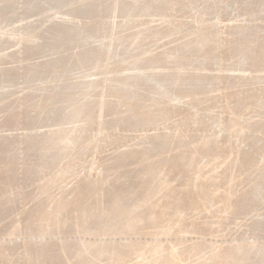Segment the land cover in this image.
Masks as SVG:
<instances>
[{
	"label": "rangeland",
	"instance_id": "374dc122",
	"mask_svg": "<svg viewBox=\"0 0 264 264\" xmlns=\"http://www.w3.org/2000/svg\"><path fill=\"white\" fill-rule=\"evenodd\" d=\"M21 0H7V1H5V0H3V2H2V0H0V8L2 7V9L0 10L1 12H0V84H1V90H0V137H2V138H0V168L2 169H0V252H1V254H0V264L2 263V264H7V258L9 257L10 258V262H11V259H12V262L14 261V263L16 262L17 264H21V263H24L25 261H26V259H27V257L28 256H26V254H28L30 251H34V250H37V254H36V256L38 255L39 257H40V262L43 264V263H45V264H84L86 261L84 260V258H86V256L85 257H82L81 255H79L80 253H79V250H80V240L82 239V237H83V235L82 234H80V233H76V231H74L77 227H78V224H79V222L81 221V219H82V214H81V212H80V205H78L80 202H77L76 204H75V206L76 207H73V206H71L70 207V209L66 212V213H64V215H63V217L61 218V221L62 222H60L58 225H66V226H64L62 229H61V231H60V233H59V230L57 229V230H53V229H55V225H54V223H52L51 225H49V226H46V225H44L43 224V222H42V220H41V218H42V216L44 215V212H45V207H47L48 206V203L51 201V199L52 198H56V199H62V198H67V199H71V198H73L75 195V198L74 199H72L73 201H77L76 199H78V197H79V195H80V192L82 191L81 189H83V187H84V189L83 190H90V189H93V190H95V193L96 192H100V194H102V199H101V201H99V202H97V197H95V196H93L91 199H87V201H85L84 203L88 206V205H90V207L91 208H93V209H95L97 206H98V204L99 205H103V206H106V205H109V203L115 198V199H120L119 201H118V207L117 208H120L121 210L123 209V210H125V209H127L128 207H130V205H132V204H135V203H137V202H140L141 200H144V198H147L148 196H150V195H148V193L149 192H152L155 188L153 187V186H155L156 184H158L159 183V194H164V193H167V192H170L169 191V189H170V187H171V185H170V182L172 183V186H174V190L176 191V190H179L181 187H182V185L185 183V182H188V181H186L189 177V175L190 174H192V173H194L195 172V169L196 168H201L202 170V175L200 176L199 174H198V176H200L199 177V179H198V181H196L197 183H191L190 185H188L186 188L184 187L181 191H183V192H186L187 193V195L189 194V196H190V194L191 195H194V193H192L193 191H194V189H195V187L197 186V184H198V186H197V188H196V190H198L197 192H201L200 194H201V196H202V194L205 196V193H206V191H208V189H209V186H210V184H209V181L210 180H206L208 177H209V175H213V176H218L217 177V179H215V180H212L211 182V184H213V190H215L216 191V193H215V195H214V197L215 198H217V200L214 202V201H212V204H214V205H210L211 204V202H208L207 204L208 205H206L205 207H202V208H199V209H189L188 210V208H187V210H180L179 211V213L177 214L176 213V211L174 212V213H176V219H175V224L176 223H180V221H179V219H180V217L181 216H183V218H182V222L184 223H181V227L179 226L178 228H176L175 230H174V228H173V226L171 225V223H170V219H169V222H167V223H165V225H164V227H162V228H160L159 230V234H158V236L156 237L157 238V243L155 242V253H157L156 255H157V260H158V262L161 264L162 262H164L166 259H165V255L166 254H168L169 252H170V250H171V245L172 244H174V243H178V242H183V244L181 243V245L179 244L178 246H177V249H181V250H179V255H181V253H182V251H184V254L186 255V259L188 258V263L189 264H194L193 262L195 261V264H213V262H215V264H263L264 263V184H263V181H264V174L263 173H261V170L262 171H264V159H263V157H264V140H263V138H264V113H262V112H264V109L262 110V108L258 111V109L256 108H254V106L257 104V102H258V104L260 103V102H262L263 101V99H264V79H263V77H264V26H263V24H264V0H255L254 2L252 1V0H249V3L251 4L250 5V7H249V3H247L248 2V0H217V2L216 1H214V0H202V1H200V3H199V0H173V2L171 1L170 2V0H118V2H117V0H101V1H99V0H97V5H96V0H90V1H92V2H90L89 0H86V2H84L83 0H77V2H76V0H42V1H44L43 3H40V2H42L41 0H36V2H35V0L33 1H31V0H27V1H25V0H22L21 2H20ZM25 3H24V2ZM29 1H30V3H29ZM38 1V2H37ZM45 1H48L47 3L45 2ZM57 1H59V2H57ZM72 1H74L73 3H70V2H72ZM87 1H88V3H87ZM110 1H112V3L114 4H112V3H109ZM169 1V2H168ZM189 1V2H188ZM191 1H192V4H191ZM198 1V2H197ZM219 1V2H218ZM227 1V3H228V5H227V3H225ZM232 1V2H231ZM261 1H263V2H261ZM2 2V3H1ZM8 2V3H7ZM10 2H12V3H10ZM17 2H20V3H17ZM33 2V3H32ZM52 2V5H50V3ZM54 2V3H53ZM62 2V3H61ZM71 4H69V3ZM95 2V3H94ZM99 2V3H98ZM120 2V3H119ZM122 2V3H121ZM131 2H133L132 4H130ZM153 2H154V4H153ZM157 2V3H156ZM167 2H168V5H167ZM211 2H213V3H211ZM214 2H216V3H214ZM224 4H222V3ZM245 2V3H244ZM252 2V3H251ZM256 2H257V4H256ZM10 3V4H9ZM26 3H28V4H26ZM37 3H39L40 5H39V7H38V4ZM76 3V4H75ZM80 3V4H79ZM82 3V4H81ZM83 3H84V5H83ZM94 5V7H93V5ZM102 3V4H101ZM148 3H150V4H148ZM189 3V4H188ZM198 3V4H197ZM211 3V4H210ZM9 5V6H6V7H4V5ZM12 4H14V5H12ZM23 4H25V6L23 5ZM32 4H33V6L36 8V9H38V8H40L39 9V11L37 10V11H35L36 9L35 8H33V6H32ZM46 6H45V5ZM55 4H57V5H55ZM60 4V5H59ZM64 5L65 7H61L60 8V6H62V5ZM87 4H89V5H87ZM91 4V5H90ZM105 4V6H104V8H102L103 7V5ZM109 4H111V5H113V6H111V5H109ZM117 4V5H116ZM134 4H136V5H134ZM140 4H141V6H140ZM143 4V5H142ZM162 4V5H161ZM166 4V5H165ZM176 6H175V5ZM221 5V7H220V5ZM232 4V5H231ZM2 5V6H1ZM16 5H19L18 7H16ZM31 5V6H30ZM41 5H43V7L41 6ZM48 5V6H47ZM51 6V8H50V6ZM55 5V6H54ZM70 7V11L68 10L69 9V7ZM75 5H77V6H75ZM78 5H81V6H79L78 7ZM86 5V6H85ZM151 5L152 6H154V7H151ZM160 5H161V7H160ZM173 5V6H172ZM204 5H206V6H204ZM207 5L209 6V7H207ZM215 5H217V6H215ZM218 5H219V7H220V9H219V7H218ZM237 5H238V7H237ZM244 5H245V7H244ZM257 5V6H256ZM13 6V7H12ZM20 6H22V7H20ZM25 8H24V7ZM26 6H27V8H29V9H27L26 8ZM54 6V7H53ZM89 11H86V9L84 8V7ZM92 6V7H91ZM98 6V8L96 9V7ZM102 6V7H101ZM162 6H163V8H162ZM192 6V7H191ZM194 6V7H193ZM198 6H199V8H198ZM213 8H212V7ZM224 6H226L225 7V9H227V10H225V9H223L224 8ZM16 7V8H15ZM32 7V8H31ZM48 7H49V9H48ZM57 7H58V9H61V10H58L57 9ZM66 7H67V9H66ZM72 7V8H71ZM76 7H77V10H76ZM83 7V8H82ZM112 7V8H111ZM121 7V8H120ZM125 9H124V8ZM132 7V8H131ZM156 7L158 8H161V9H156ZM165 7V8H164ZM173 7V8H172ZM175 7V8H174ZM176 7H178V8H176ZM180 7V8H179ZM184 7H186V8H184ZM207 9H206V8ZM218 7V8H217ZM230 7V8H229ZM232 7V8H231ZM235 9H234V8ZM247 7V8H246ZM252 7V9H250ZM15 8V9H14ZM25 11L26 9V15L24 14V12H23V10ZM42 8V9H41ZM54 8H56V9H54ZM75 8V9H74ZM89 8V9H88ZM92 8H93V10H92ZM117 8H120V9H117V11H116V9ZM154 8V9H153ZM172 8V9H171ZM193 8H194V10H193ZM195 8H198V10L197 9H195ZM211 8V9H210ZM263 8V9H262ZM18 9L21 11V13H20V11L18 12ZM33 10L34 12H32V11H29V10ZM44 9V10H43ZM45 9H46V11H45ZM48 9V10H47ZM50 9L52 10V11H50ZM85 9V10H84ZM104 9V10H103ZM143 9H144V12H143ZM148 9H150V11L148 10ZM175 9H177V10H175ZM206 9V10H205ZM214 9H216V10H214ZM218 9H219V12H216V11H218ZM230 9V10H229ZM231 9H232V11H231ZM245 9H246V11H245ZM248 9H250V10H248ZM259 9V10H258ZM262 9V10H261ZM7 10V11H6ZM16 12H15V11ZM41 10V11H40ZM43 10V11H42ZM67 10V11H66ZM72 10H74V11H72ZM79 10H81V12L79 11ZM93 12H91V11ZM102 10H103V12H102ZM106 10H108V12L106 11ZM110 10V11H109ZM123 10H125V11H123ZM133 10V11H132ZM141 10H142V12H141ZM147 10V11H146ZM154 12H153V11ZM159 12H158V11ZM165 11L166 12V14H165V12H163V11ZM170 10V11H169ZM173 10H175V11H173ZM204 10V11H203ZM210 12H209V11ZM212 10V11H211ZM214 10V11H213ZM221 10H225L224 12H229V13H227L226 12V14H228V15H225L224 13H222V11ZM236 10H238V11H236ZM242 10V11H241ZM56 11V12H55ZM69 11V12H68ZM79 13H78V12ZM86 11V12H85ZM94 11L96 12V13H94ZM181 11V12H180ZM183 11H184V13H183ZM196 11V12H195ZM198 11V12H197ZM240 11V12H239ZM245 11V12H244ZM252 13H251V12ZM6 12V13H5ZM18 12V13H17ZM29 14H31V15H29ZM35 12H37V13H39V14H36ZM41 12V13H40ZM43 12H44V14H43ZM60 12H61V17H60V15H57V14H60ZM71 12H72V14H71ZM91 12V13H90ZM106 14H105V13ZM141 12V13H140ZM148 12V13H147ZM149 12H150V14L151 15H149ZM163 12V13H162ZM171 14H170V13ZM178 12V13H177ZM193 12V13H192ZM208 13V15H207V13ZM230 12H232V13H230ZM243 12V13H242ZM257 12V13H256ZM262 14H261V13ZM15 13H17V14H15ZM33 13V14H32ZM65 13L67 14V15H65ZM77 13V14H76ZM87 13H89V14H87ZM98 13V14H97ZM111 13V14H110ZM127 13H130V14H132V13H134V15L136 16V17H134V15L132 14V15H127ZM143 13H144V15H143ZM157 15L158 14V17L155 15V14ZM161 13V14H160ZM169 13V14H168ZM175 13V14H174ZM216 13H217V15H216ZM237 13V14H236ZM240 13V14H239ZM245 13V14H244ZM248 13H249V16H248ZM254 13V14H253ZM8 14H10V15H8ZM19 14V15H18ZM69 14H71V15H69ZM82 14V15H81ZM116 14V15H115ZM119 14H121V15H119ZM125 14V15H124ZM142 14V15H141ZM178 14V15H177ZM181 14V15H180ZM191 16H190V15ZM214 16H213V15ZM221 15V16H219V15ZM231 14H233L232 16H231ZM235 14V15H234ZM253 14V15H252ZM259 14V15H258ZM4 15V16H3ZM7 15V16H6ZM13 15H15V16H13ZM24 15H25V17H24ZM39 15V16H38ZM44 15H45V17H47V18H45L44 17ZM52 15V16H51ZM65 15V16H64ZM73 15V16H72ZM77 15H80V16H77ZM91 15V16H90ZM102 15V16H101ZM115 15V16H114ZM137 15H139L138 17H137ZM149 15V16H148ZM159 15H161V16H159ZM177 17H176V16ZM198 15H200V16H198V18H200L199 19V21L198 20H196V19H198L197 18V16ZM204 15L207 17H209V18H206V17H204ZM236 15H238L240 18H238V16H236ZM248 17H251V18H248ZM17 16H18V18H17ZM31 16V17H30ZM50 16V21H48L49 20V17ZM56 16H58L57 18H56ZM68 16V17H67ZM71 16H72V18H71ZM77 16V17H76ZM82 16V17H81ZM85 16H87V17H85ZM89 16V17H88ZM98 16H99V18H98ZM114 16V17H113ZM120 16V17H119ZM129 16H132L131 18L129 17ZM143 16V17H142ZM186 16V17H185ZM190 16V17H189ZM194 16V17H193ZM196 16V17H195ZM202 16L205 18H202ZM211 16V17H210ZM228 16H230V17H228ZM243 16V17H242ZM5 17V18H4ZM10 17H12V18H10ZM22 17V18H21ZM30 17V18H29ZM52 17L54 18L53 20H52ZM117 17V18H116ZM124 17V19H122V18ZM151 17V18H150ZM156 17H157V19H156ZM169 17V18H168ZM173 17V18H172ZM176 17V18H175ZM217 17V18H216ZM227 17V18H226ZM7 18V19H6ZM64 18V20L65 21H63L62 19ZM70 18V19H69ZM78 18V19H77ZM82 18H84V19H82ZM87 18H89V19H87ZM103 18V19H102ZM107 18H108V20H107ZM110 18H112V19H110ZM116 18V19H115ZM128 18V19H127ZM133 18H134V21H133ZM136 18V19H135ZM147 18H149V19H147ZM152 18H155L156 20H158V21H156V20H154V19H152ZM161 18V19H160ZM185 20H184V19ZM195 18V19H194ZM211 18V19H210ZM213 18V19H212ZM222 18V19H221ZM225 18H226V20H225ZM241 18H243V19H241ZM248 18V19H247ZM253 18V19H252ZM3 19H4V21H3ZM12 19V20H11ZM15 19H17L16 21H15ZM20 19H21V21H20ZM31 19V20H30ZM34 19H36V20H34ZM47 19V20H46ZM60 19H61V21H60ZM67 19V20H66ZM80 19H82L81 21H80ZM86 19V20H85ZM110 19V20H109ZM138 19H140L139 20V22H138ZM141 19H143V20H145V21H143V20H141ZM152 19V20H151ZM159 19H160V22H159ZM168 19H170V20H168ZM174 19V22L173 23H171V21ZM231 19V20H230ZM244 19H245V21H244ZM249 19H251V21H252V23L250 22V20ZM259 19H261V20H259ZM34 20V21H33ZM45 20V21H44ZM55 20H56V22H57V24L55 23ZM70 20H72V21H70ZM77 20H79L78 21V23H77ZM87 20H89V21H87ZM98 20V21H97ZM107 20V21H106ZM121 20V21H120ZM122 20H127V22H128V24H127V22H124V21H122ZM132 20V21H131ZM149 22H148V21ZM180 20V21H179ZM188 21V23H186L187 21ZM219 20V21H218ZM242 20V21H241ZM259 20V21H258ZM262 20H263V22H262ZM11 21V22H10ZM40 21V22H39ZM52 21H54V22H52ZM67 21V22H66ZM71 23H69V22ZM92 21V22H91ZM97 21V22H96ZM106 21V22H105ZM112 21V22H111ZM140 21H143V22H140ZM147 21V22H146ZM155 23H154V22ZM163 21V22H162ZM167 21V22H166ZM189 21H191L190 23H189ZM193 21V22H192ZM196 21H198L199 22V24L196 22ZM201 21V22H200ZM204 21H207V23L206 22H204ZM210 21V22H209ZM224 21V22H223ZM225 21H227V22H225ZM248 21L251 23V25H250V23H248ZM254 21V22H253ZM4 22V23H3ZM10 22V23H9ZM25 22H27L26 24H25ZM34 22V23H33ZM50 22V23H49ZM62 22H65V23H62ZM86 22H90V23H86ZM94 22V23H93ZM107 22L109 23V24H107ZM120 22V23H119ZM133 23V25L131 24V23ZM139 23V24H137V23ZM203 22V23H202ZM239 22V23H238ZM245 25H247L248 27H246V26H244V24ZM259 22V23H258ZM262 22V23H261ZM30 23V24H29ZM58 23H60V25L58 24ZM66 23H68L67 25H66ZM75 25H74V24ZM79 23H81V26H80V24ZM85 23V24H84ZM103 23V24H102ZM111 23H113V24H111ZM116 23H118V24H116ZM122 23H123V25H122ZM145 23V24H144ZM151 23V24H150ZM153 23V24H152ZM164 23V24H163ZM166 23V24H165ZM170 23H171V25H170ZM176 23V24H175ZM182 23H184L183 25H182ZM185 23L187 24V25H185ZM194 25H196V24H198L199 26H202L201 28L198 26V25H196V26H194ZM208 23H209V25H208ZM214 23V24H213ZM249 25H248V24ZM254 23V27L252 26V24ZM260 23H261V25H260ZM5 24V25H4ZM40 24V25H39ZM42 24V25H41ZM46 24H47V26H46ZM54 24V25H53ZM63 24H64V26H66V28L63 26ZM70 24V26H69V28H67V26ZM88 25V27H87V25ZM89 24L91 25L90 27H89ZM116 24V25H115ZM125 24H127V27H126V25ZM144 26H143V25ZM150 24V26L148 27V25ZM154 24H156V25H154ZM167 24H168V26H167ZM174 24V25H173ZM181 24V25H180ZM207 24V25H206ZM229 24V25H228ZM240 24V25H239ZM242 24V25H241ZM255 24H257V25H255ZM27 25V26H26ZM74 25V26H73ZM79 25V26H78ZM109 25V26H108ZM119 25H121V26H119ZM135 25H136V27H135ZM164 25V27H162ZM175 25H176V27H175ZM179 25V26H178ZM194 26V27H192V26ZM205 25V26H204ZM220 25V26H219ZM18 26V27H17ZM20 26H22V27H24V28H21ZM30 27V29H33V30H31V31H29L30 29H29V27ZM33 26V28H31ZM50 26H51V28H50ZM52 26H53V28H52ZM55 26H62L61 28L60 27H58V28H55ZM75 26H77V27H79L80 29H78V28H76ZM108 26V27H107ZM111 26V27H110ZM117 26H118V28H117ZM130 26V29L132 30H129L128 29V27ZM134 28H133V27ZM139 26V27H138ZM154 26V27H153ZM159 27V28H156V27ZM174 26V27H173ZM188 26V27H187ZM191 26V27H190ZM214 26H216V28L214 27ZM229 26V27H228ZM232 26V27H231ZM238 26V27H237ZM240 26V27H239ZM243 26V27H242ZM250 26V27H249ZM256 26V27H255ZM17 27V28H16ZM43 27V28H42ZM64 27V28H63ZM88 29H86V28ZM105 27V28H104ZM114 27V28H113ZM121 27H123V28H121ZM146 27V28H145ZM153 27V28H152ZM163 29H162V28ZM166 27H168V28H166ZM173 27V28H172ZM197 27V28H196ZM213 27V28H212ZM219 27V28H218ZM226 27V28H225ZM233 27H235V28H233ZM252 27V28H251ZM3 28V29H2ZM11 28V29H10ZM16 28V29H15ZM20 28H21V30H20ZM39 28V29H38ZM60 28V30L62 29V30H64L63 32H59V29ZM73 28V29H72ZM97 28V29H96ZM101 28V29H100ZM102 28L104 29V31L105 30H108L109 28H111L112 29V32H111V30H109V31H106V32H108V34L106 33V32H103V31H101L102 32V35H101V32H100V30H102ZM121 28V29H120ZM134 30H133V29ZM136 28H137V32H136ZM140 28V29H139ZM171 30H170V29ZM183 28V29H182ZM186 28V29H185ZM215 28V29H214ZM217 28L219 29V30H217ZM232 28V29H231ZM238 28V29H237ZM242 28H244V29H242ZM250 28V32H248L249 30H247V29H249ZM256 28V31L254 30V29ZM46 29V30H45ZM50 29V30H49ZM57 29V30H56ZM67 29V30H66ZM72 29V30H71ZM117 29H118V31H117ZM126 29H128L127 31H123V30H126ZM160 29V30H159ZM165 29H166V31H165ZM169 29V30H168ZM173 29V30H172ZM187 29H188V31H187ZM212 29H214V30H212ZM227 29V30H226ZM229 29H230V31H229ZM234 29V30H233ZM235 29H237L236 31H238V33L235 31ZM241 29V30H240ZM24 30V31H23ZM27 32H26V31ZM43 30V31H42ZM55 30V31H54ZM66 30V31H65ZM76 30V31H75ZM82 30V32H80ZM86 30V31H85ZM145 30V31H144ZM148 30V31H147ZM150 30V31H149ZM182 30H183V32H182ZM192 30H195V31H192ZM199 30H201V31H199ZM208 30V31H207ZM218 32H217V31ZM222 30V31H221ZM225 30V31H224ZM233 32H232V31ZM254 30V31H253ZM259 30V31H258ZM262 30H263V32H262ZM4 31V32H3ZM17 31H19V32H17ZM21 31H23V32H21ZM33 31V32H32ZM40 31V32H39ZM50 31H53L52 33H56V35L55 34H52V33H50ZM74 31V32H73ZM93 31V32H92ZM98 31V32H97ZM115 31H117L116 32V34H115ZM121 31V32H120ZM135 32V36L133 35V33ZM152 31V32H151ZM180 31V32H179ZM198 33H197V32ZM211 31H213V34L211 33ZM241 31H243L242 33H241ZM253 31V33H251ZM258 31V32H257ZM40 34H39V33ZM58 32V33H57ZM110 32V33H109ZM119 32V33H118ZM124 33V36H123V33ZM133 32V33H132ZM142 32V33H141ZM146 32V33H145ZM151 32V33H150ZM153 32H155V33H153ZM160 32H162V34L160 33ZM175 32V33H174ZM177 32V33H176ZM185 32H187V33H185ZM200 32V33H199ZM207 34H205V33ZM226 32V33H225ZM234 32H236V36H234L235 35V33ZM263 33V34H261V33ZM18 33V34H17ZM35 35H34V34ZM43 33V34H42ZM91 35V33H92V35H91V37L88 35ZM106 33V34H105ZM132 33V34H131ZM139 33V34H138ZM166 33H168L169 34V36H168V34H166ZM171 33V34H170ZM215 33H217V34H215ZM224 33V34H223ZM244 33V34H243ZM255 33V34H254ZM5 34H7L6 36H4ZM11 34H13V35H11ZM41 35L42 34V37L41 36H38V38H37V35ZM47 34V35H46ZM51 35V37H50V35ZM66 34H67V37H66ZM93 34H94V37H93ZM100 34V35H99ZM110 34V35H109ZM118 34V35H117ZM125 34H126V36H125ZM148 34H149V36H148ZM156 34V35H155ZM161 36H160V35ZM179 34H181L180 36H184L183 37V40H181L182 38L179 36ZM184 34H186V35H184ZM190 34H192L193 36V38H195V39H193L192 37H191V35ZM204 34V35H203ZM212 34V35H211ZM229 34V35H228ZM233 36H232V35ZM240 34H241V36H240ZM253 34V35H252ZM257 34H258V37H257ZM18 35V36H17ZM21 35V36H20ZM27 35V36H26ZM52 35H54V36H52ZM69 35H71V36H69ZM87 35V36H86ZM99 35V36H98ZM106 35H107V38H106ZM113 35V36H112ZM115 35V36H114ZM120 35H122V37L120 36ZM136 35H137V37H138V39L136 40ZM154 35V37H156V38H154V37H150V36H153ZM174 35V36H173ZM178 35V36H177ZM190 35V36H189ZM194 35H195V37H194ZM199 35V36H198ZM211 35V36H210ZM216 35H217V37H216ZM221 35V36H220ZM224 35V36H223ZM228 35V36H227ZM244 35V36H243ZM246 35H248L247 37H245ZM252 35V36H251ZM262 35V36H261ZM7 36H8V38H7ZM23 36V37H22ZM25 36V37H24ZM34 36H36V39L35 38H33ZM48 36V37H47ZM59 36V37H58ZM63 36V37H62ZM78 36V37H77ZM101 36H103V37H101ZM110 36V37H109ZM117 36V37H116ZM128 36V37H127ZM146 36V37H145ZM158 36V37H157ZM163 36V37H162ZM165 36V37H164ZM177 36V37H176ZM202 36V37H201ZM212 36H214V37H212ZM230 36V37H229ZM253 36H255L256 38H258V40L255 38V37H253ZM19 37V38H18ZM28 37V38H27ZM32 37V38H31ZM41 37V38H40ZM44 37H47L46 38V41H43V39L45 40V38ZM56 37V38H55ZM61 37V39L60 40H58L59 38ZM65 37V38H64ZM72 37V38H71ZM83 37H85V38H83ZM99 37H101V38H99ZM127 37V38H126ZM133 37V38H132ZM171 38V39H169L168 40V38ZM190 38V39H188V38ZM198 37H200L199 39H198ZM206 37L208 38V39H206ZM219 37V38H218ZM228 39V40H226V38ZM231 37H233V38H231ZM240 37H242V39L240 38ZM243 37H244V39L246 38V40H244L243 39ZM11 40H10V39ZM25 38V39H24ZM30 38V39H29ZM58 38V39H57ZM68 40H70V43H69V41L67 42L66 40L67 39ZM71 38V39H70ZM77 38V39H76ZM91 38V39H90ZM106 39V40H104V39ZM110 38V39H109ZM116 39L117 41H115L114 39ZM145 38H146V40H145ZM149 38V39H148ZM153 38V41L151 42V39ZM164 38V39H163ZM173 38V39H172ZM181 38V39H180ZM204 40H203V39ZM214 39V42H215V44L213 43V39ZM229 38H230V40H229ZM249 38V39H248ZM252 38V39H251ZM255 38V39H254ZM5 39H6V41H5ZM24 39V40H23ZM40 41H39V40ZM56 39H57V41H56ZM65 39V40H64ZM76 39V40H75ZM78 39H79V41H78ZM80 39H82V40H80ZM95 39V40H94ZM101 39V40H100ZM119 39H123L124 40V42H123V40H122V42H121V40H119ZM129 39H130V41H129ZM132 39V40H131ZM140 39V40H139ZM142 39V40H141ZM162 39V40H161ZM178 39V40H177ZM223 39V40H222ZM233 39V40H232ZM3 40V41H2ZM33 40V41H32ZM34 40H36V41H34ZM50 40V41H49ZM62 40V41H61ZM72 40V41H71ZM86 40V41H85ZM90 40V42H88ZM111 42H110V41ZM128 40V41H127ZM134 40V41H133ZM148 40H150L149 42H148ZM158 40H160V41H158ZM168 40V41H167ZM171 40V41H170ZM187 40V41H186ZM190 40V41H189ZM192 40V41H191ZM194 40V41H193ZM198 40V41H197ZM200 40H202V41H200ZM210 40H211V42H210ZM217 40V41H216ZM234 40H236V41H238V42H236V41H234ZM241 40V41H240ZM244 40V42H243V44H242V41ZM13 41V42H12ZM29 41H31V42H29ZM39 41V42H38ZM43 43H42V42ZM49 41V42H48ZM54 41V42H53ZM59 41V42H58ZM66 43V45L64 44V42ZM81 41V42H80ZM92 41H94V42H92ZM105 41L106 42H108V43H105ZM137 41V42H136ZM147 41V42H146ZM157 41V42H156ZM165 43H163V42ZM166 41V42H165ZM207 41V42H206ZM228 42V44L230 43V41L232 42V43H230L229 45L227 44V42ZM241 43H240V42ZM246 41V42H245ZM247 41H249V42H247ZM252 41V42H251ZM254 41V42H253ZM4 42V43H3ZM37 42V43H36ZM46 42H47V44H46ZM62 42V43H61ZM72 42H74L73 44H72ZM82 42H84V43H82ZM100 42V43H99ZM113 42V43H112ZM131 42L133 43V44H137L138 45V47L140 46V45H142L143 47H137V45H133V44H131ZM134 42H136V43H134ZM145 42V43H144ZM156 44H155V43ZM173 42V43H172ZM179 42V43H178ZM190 42V43H189ZM200 42V43H199ZM204 42V43H203ZM210 44H209V43ZM237 44H236V43ZM252 43V45H251V43ZM21 43H23V44H21ZM24 43H25V45H24ZM42 43V44H41ZM49 43V44H48ZM71 44V45H69V44ZM78 43H81V45L80 44H78ZM94 44V43H96V44H94L95 46H92V44ZM120 43H122V44H120ZM125 43H127V44H125ZM130 43V44H129ZM143 43V44H142ZM148 43V44H147ZM151 43H153V44H151ZM161 43V44H160ZM172 43V44H171ZM183 43V44H182ZM190 45H189V44ZM193 43V44H192ZM197 43H198V45H197ZM203 43V44H202ZM206 43H207V45H206ZM224 43H225V45L226 46H224ZM240 43V44H239ZM247 43V44H246ZM248 43L250 44V45H248ZM260 43V44H259ZM16 44V45H15ZM19 44V45H18ZM28 44V45H27ZM30 44V45H29ZM39 44V45H38ZM44 44V46L42 47V45ZM56 44H59V46L62 44V45H64V46H61V47H57V45ZM75 44V45H74ZM84 44V45H83ZM86 44H87V46H86ZM91 44V48H89V46L88 45H90ZM104 44V45H103ZM110 44V45H109ZM117 44V45H116ZM129 44V45H128ZM146 44H147V46H146ZM160 44V45H159ZM178 44V45H177ZM195 44V45H194ZM202 44V45H201ZM206 46H205V45ZM213 44V45H212ZM217 44V45H216ZM223 44V45H222ZM243 45V47H242V45ZM246 44V45H245ZM15 45V46H14ZM36 45V46H35ZM46 45H48V47H49V45H50V47L51 48H48ZM51 45H53V47L51 46ZM73 45V46H72ZM77 45V46H76ZM78 45H79V47H78ZM105 45H107V46H105ZM113 45H114V47L116 48V50H114L115 48L113 47ZM131 45L133 46V47H131ZM145 45V46H144ZM150 45H152V46H150ZM156 45V46H155ZM200 45H201V47H200ZM231 45V46H230ZM236 45H237V47H236ZM239 45V46H238ZM241 45V46H240ZM24 46V47H23ZM28 46V47H27ZM34 46V47H33ZM56 46V47H55ZM65 46L66 47H68V48H71V49H69L68 50V48L66 49L65 48ZM76 47V50H74L75 49V47ZM84 46H86V47H84ZM105 46V47H104ZM110 46V47H109ZM124 48H123V47ZM127 46H128V48H127ZM135 46V47H134ZM167 46H170L171 48H173V49H171L170 47L169 48H166ZM175 46V47H174ZM177 46V47H176ZM181 46V47H180ZM189 46V48L187 49V47ZM199 47V48H201V49H199V48H196V47ZM208 46V47H207ZM230 46V47H229ZM248 46H250V47H248ZM259 46V47H258ZM22 47V48H21ZM33 47V48H35V49H33L32 48V50H31V48ZM38 47H40V49L38 48ZM42 47V48H41ZM45 47V48H44ZM82 47H84V48H82ZM94 47V48H93ZM111 47H113L114 49H112ZM129 47H131V48H135V50L134 49H131V48H129ZM145 47V48H144ZM155 47V48H154ZM158 49H157V48ZM191 47V48H190ZM210 47V48H209ZM234 47V48H233ZM254 47V48H253ZM19 48H21V49H19ZM29 48H30V50H29ZM79 48V49H78ZM88 50H87V49ZM92 48H93V51H92ZM100 48H101V50H100ZM107 48V49H106ZM117 48H121V49H118V54L119 55H121L120 57L119 56H116V55H118V54H116L115 55V53H117V52H115V51H117ZM123 48V49H122ZM149 48H151V49H149ZM152 48H154V50L152 49ZM165 48V49H164ZM180 48V49H179ZM186 48V49H185ZM212 48H214V49H212ZM225 50H224V49ZM229 48V49H228ZM240 48V49H239ZM14 49H15V51H14ZM38 49V50H37ZM43 49V50H42ZM50 49V50H49ZM65 49V50H64ZM86 49V50H85ZM110 49H111V51H110ZM126 49V50H125ZM131 49V51H129L128 52V50H130ZM141 49V50H140ZM144 49V50H143ZM150 51H149V50ZM163 49V50H162ZM168 49V50H167ZM206 49V50H205ZM232 49V51H230ZM242 49V50H241ZM17 50V51H16ZM21 50V51H20ZM41 50V51H40ZM46 50V51H45ZM48 50V51H47ZM54 50V51H53ZM55 50H56V52H57V54H55L54 52H55ZM58 50V51H57ZM60 50V51H59ZM67 50H68V52H67ZM73 50V51H72ZM79 52H78V51ZM81 50V51H80ZM86 51V53H85V51ZM102 50H104V51H102ZM107 50H109V51H107ZM120 50V51H119ZM124 51H126V52H124V55H125V58L123 57V52ZM156 50H159V51H157L156 52ZM166 50V51H165ZM177 50V51H176ZM189 50V51H188ZM192 50H194L193 52H192ZM200 50V51H199ZM211 50V51H210ZM218 50V51H217ZM235 52H234V51ZM252 50H253V52H252ZM257 50H259V51H257ZM263 50V51H262ZM33 51H35V52H33ZM53 51V52H52ZM62 51V52H61ZM64 51H66V52H64ZM71 51H72V54L74 55V56H76L77 54V59L74 57V56H71ZM77 51V52H76ZM89 51V53H87ZM101 51H102V53H101ZM113 51V52H112ZM137 51V54L139 55H137L135 52ZM139 51V52H138ZM161 51V52H160ZM180 51V52H179ZM183 51V52H182ZM190 51L192 52V53H190ZM198 51V52H197ZM202 51V52H201ZM206 51H207V54H206ZM213 51V52H212ZM217 51V52H216ZM225 51V52H224ZM246 51V53H244ZM263 53H262V52ZM29 52V53H28ZM31 52H33L34 54H36L35 56L33 55V53L32 54H30ZM37 52H38V54H37ZM46 54H45V53ZM66 53V54H64V53ZM69 52H70V54H69ZM82 52H83V54H82ZM92 52V53H91ZM101 54H100V53ZM104 52V53H103ZM106 52V53H105ZM140 52H142L141 54H140ZM145 52H147L146 54H143V53H145ZM160 52V53H159ZM172 52V53H171ZM177 52H179V53H177ZM190 54H189V53ZM219 52V53H218ZM222 52V53H221ZM226 52H227V54H226ZM228 52H231V53H228ZM238 54H237V53ZM8 53H9V55H8ZM13 53H14V55H13ZM51 53V54H50ZM77 53V54H76ZM99 53V54H98ZM114 53V54H113ZM130 53H131V55L133 56H130ZM165 53H167L168 54V56H167V54H165ZM174 53H175V55L177 56H174ZM183 53H185V55L183 54ZM187 53V54H186ZM196 53V54H195ZM221 53V54H220ZM224 53V54H223ZM240 53H241V58H240ZM243 53V54H242ZM263 55H262V54ZM23 54V55H22ZM24 54H25V57H24ZM54 54L55 55H57L58 57L60 56V55H63V56H60L59 58L57 57V56H55L54 57ZM79 54H81V56L79 55ZM93 54H94V56H93ZM102 54L104 55V56H102ZM109 54V55H108ZM135 54V55H134ZM155 54V55H154ZM197 54H201V55H197ZM210 54V55H209ZM230 54V55H229ZM235 54H237V56H235ZM255 54V55H254ZM260 54V55H259ZM20 55V56H19ZM26 55H27V58H26ZM39 55V56H38ZM42 55H44V56H42ZM46 55H48V57L46 56ZM50 55L52 56L53 55V57H54V59L52 58V57H50ZM87 57H86V56ZM89 55V56H88ZM91 55V56H90ZM111 55V56H110ZM129 55V56H128ZM146 55V56H145ZM164 55H166V56H164ZM171 55H173V56H171ZM187 55V56H186ZM196 55V56H195ZM220 55V56H219ZM225 55V56H224ZM229 55V56H228ZM239 55V56H238ZM244 55V56H243ZM261 57V60H259L260 58L258 57ZM13 56H14V58H13ZM38 56V57H37ZM45 56L47 57V59L45 58ZM65 56V57H64ZM69 56V57H68ZM99 56H100V58H99ZM109 56V57H108ZM127 56V57H126ZM136 56V57H135ZM142 56H144V57H141ZM160 56V57H159ZM162 56V57H161ZM180 56V57H179ZM194 56H195V59H193L194 58ZM202 56V57H201ZM224 56V57H223ZM22 57V58H21ZM24 57V58H23ZM31 57V58H30ZM32 57H33V59H32ZM40 57V58H39ZM42 57V58H41ZM61 57L64 59H62L61 61H60V59H61ZM67 57V58H66ZM70 57H74V59L73 58H70ZM82 59H81V58ZM107 57H108V59H107ZM118 57V59L119 60H117V59H115V58H117ZM131 57V58H130ZM154 57V58H153ZM155 57H157L156 59H155ZM173 58V57H175V58H173V59H169V58ZM179 57V58H178ZM188 59H187V58ZM200 58V59H198V58ZM203 57H204V59H203ZM215 57V58H214ZM226 57H228L229 58V60H227V58ZM234 57V58H233ZM240 59H239V58ZM242 57H243V59H242ZM248 57V58H247ZM251 59H250V58ZM258 57V59H256ZM55 58H56V61H55V63H52V62H54V60H55ZM81 60H80V59ZM84 58V59H83ZM90 58V59H89ZM99 58V59H98ZM102 58V59H101ZM112 60H111V59ZM147 59V60H145V59ZM152 60H150V59ZM192 58V59H191ZM202 58V59H201ZM214 58V59H213ZM225 58V59H224ZM231 58H233V60L231 59ZM236 58V59H235ZM30 60V61H28V60ZM46 59V60H45ZM53 59V60H52ZM59 59V60H58ZM69 59V60H68ZM75 61H73V60ZM124 60V61H126L127 60V62H126V64H125V62L123 61V63L121 62L122 60ZM126 59V60H125ZM130 59V60H129ZM133 59V60H132ZM136 59V60H135ZM137 59H138V61H137ZM141 59V60H140ZM155 59V60H154ZM168 61H167V60ZM190 59H191V61H190ZM198 59V60H197ZM206 59V60H205ZM243 61H242V60ZM249 60V61H247V60ZM6 60V61H5ZM8 60V61H7ZM49 60H52V61H49ZM71 60H72V62H71ZM79 61V63H77V61ZM83 60V61H82ZM91 60V61H90ZM104 60H106V61H104ZM111 60V61H110ZM132 60V61H131ZM140 60V61H139ZM143 60V61H142ZM145 60V61H144ZM156 60H158V61H156ZM165 62H164V61ZM170 60V61H169ZM175 60H176V63H175ZM178 60V61H177ZM193 60V61H192ZM196 60V61H195ZM236 60V62H234ZM253 60H255L256 62H255V64L254 63H252V61ZM263 60V61H262ZM20 61H22V62H20ZM36 61V62H35ZM69 63H68V62ZM87 61H89V62H87ZM113 61V62H112ZM114 61L117 63V64H114L113 65V63H114ZM118 61V62H117ZM119 61L121 62V64H118L119 63ZM132 62V64H131V62ZM134 61H136V62H134ZM148 61V62H147ZM155 61H156V63L158 64H156L155 65ZM209 61V62H208ZM214 61V62H213ZM225 63H224V62ZM228 61V62H227ZM230 61V62H229ZM239 61V62H238ZM29 62V63H28ZM40 62V63H39ZM45 62V63H44ZM47 62H49V63H47ZM57 62V63H56ZM60 62V63H59ZM66 62V63H65ZM73 62H74V66L76 65L75 63H77L78 65H80V66H78V65H76V68L75 67H72L73 66ZM86 62H87V65H86ZM106 62V64H104ZM134 62V63H133ZM144 62H146V63H144ZM150 62H152V64H153V66L151 67L149 64H151ZM179 62V63H178ZM186 62V63H185ZM198 62V63H197ZM207 62V63H206ZM246 62V63H245ZM247 62H249L250 63V66L252 67V69H251V67L249 66V64L247 63ZM254 62V61H253ZM260 62V63H259ZM32 65H31V64ZM38 63V64H37ZM43 63V64H42ZM46 63H47V65H46ZM53 65H52V64ZM62 63H64V64H62ZM98 63L100 64V65H98ZM136 63H138L137 65H135ZM143 63V64H142ZM148 63V64H147ZM172 63V64H171ZM173 63H174V65H173ZM192 63V64H191ZM195 63V64H194ZM229 63H230V65H229ZM236 63V64H235ZM257 63H259V64H257ZM263 64V65H260V64ZM16 64V65H15ZM22 64V65H21ZM36 64V65H35ZM50 64V65H49ZM67 64V65H66ZM88 64H89V67H88ZM97 64V65H96ZM104 64V65H103ZM110 64V65H109ZM129 64H131V65H129ZM133 64H134V66H133ZM140 64H141V66H140ZM147 64V66H145ZM151 64V65H152ZM168 64V65H167ZM181 66H180V65ZM204 64V65H203ZM233 64V65H232ZM238 64V65H237ZM240 64V65H239ZM243 64V65H242ZM252 64H253V66H252ZM257 64V65H256ZM24 65V66H23ZM30 65V66H29ZM41 65H45V66H41ZM48 65H49V67H48ZM52 65V66H51ZM58 65H62V67H60V68H58L59 66ZM64 65V66H63ZM91 65H92V68H91ZM103 65V66H102ZM119 65V66H118ZM123 65V66H122ZM129 65V66H128ZM139 65V66H138ZM144 67H143V66ZM148 65H149V68H148ZM161 65V66H160ZM167 65V66H166ZM172 65V66H171ZM177 65V66H176ZM185 65H188V66H186L187 68H185L184 66ZM192 65H196V66H192ZM202 65V66H201ZM212 65V66H211ZM242 65V66H241ZM32 66V68L30 69V67ZM38 67L39 66V68H36L35 69V67ZM47 66V67H46ZM56 67V68H53V67ZM58 66V67H57ZM67 66H68V70H66V71H68V72H66L64 69H66L67 68ZM85 66V67H84ZM99 68H98V67ZM108 67V69L109 68H111V69H107V67ZM114 66V67H113ZM122 68H121V67ZM125 66V69L123 68ZM126 66H128V67H126ZM133 66V67H132ZM155 66H157V67H155ZM176 68H174V67ZM179 66V67H178ZM202 68H201V67ZM203 66H209V69L206 67L205 69H204V67ZM5 67V68H4ZM26 67V68H25ZM64 67V68H63ZM66 67V68H65ZM72 67V68H71ZM84 67V68H83ZM90 68V69H88V68ZM97 67V68H96ZM114 68V70L112 71V69ZM116 67V68H115ZM161 68L160 69V71L161 70H164V72L166 73V76H165V73L162 71V72H159L158 70H159V68ZM167 67V68H166ZM173 67V68H172ZM197 67V68H196ZM211 67V68H210ZM217 67V68H216ZM225 67V68H224ZM229 67V68H228ZM242 67V68H241ZM246 67V68H245ZM258 67V68H257ZM10 68V69H9ZM30 70H29V69ZM52 68V69H51ZM81 68V69H80ZM82 68H83V70L86 68V70H82ZM102 70H101V69ZM120 68V69H119ZM144 68V69H143ZM146 68H148V69H146ZM157 68H158V70H157ZM165 68V69H164ZM170 68V69H169ZM187 69V71L185 70V69ZM213 68H215V72H214V70H213ZM219 68V69H218ZM231 68V69H230ZM28 69V70H27ZM33 69L35 70V71H33ZM38 69V70H37ZM42 69V70H41ZM50 69V70H49ZM61 71H60V70ZM72 69V70H71ZM74 69V70H73ZM76 69V70H75ZM78 69V70H77ZM99 69V70H98ZM106 69V70H105ZM118 70L117 72H116V70ZM135 71L136 70V72L138 73L136 76L133 74V73H136V72H134L133 70ZM137 69H139V70H137ZM142 70V72L144 73H141L140 71ZM192 69V70H191ZM203 69V70H202ZM207 69V70H206ZM213 71H212V70ZM223 69V70H222ZM233 69V70H232ZM249 69H251V70H249ZM254 69V70H253ZM24 70V71H23ZM27 70V71H26ZM36 70H37V72H36ZM54 70H55V72H54ZM80 70V71H79ZM123 70V71H122ZM124 70H125V72H124ZM127 70V71H126ZM128 70H131L130 72L128 71ZM147 70V71H146ZM150 70H155L154 72L153 71H150ZM175 70H177L178 72H176ZM182 70H184V71H186V72H184V71H182ZM191 72H190V71ZM193 70H194V72H193ZM209 70V71H208ZM210 70H211V72H210ZM225 70V71H224ZM229 70V71H228ZM234 70H236V71H234ZM239 70V71H238ZM240 70H242V71H240ZM247 70V71H246ZM249 70V71H248ZM257 70V71H256ZM258 70H259V72H258ZM5 71V72H4ZM21 71V72H20ZM48 71H50L49 73H48ZM65 71V72H64ZM71 71V73L69 74V72ZM80 73V75H78L79 73ZM91 71V73H89L88 74V72H90ZM106 71V72H105ZM108 71H109V73H108ZM111 71V72H110ZM139 71V72H138ZM157 71V72H156ZM167 71V72H166ZM173 71H175L176 73H174ZM199 71V72H198ZM202 71V72H201ZM204 71V72H203ZM206 71V72H205ZM222 71H224V73H222ZM233 71L235 72V73H233ZM262 71V72H261ZM10 72V73H9ZM45 72H46V74H45ZM54 74H53V73ZM59 74H58V73ZM98 72V73H97ZM102 74H101V73ZM146 72L148 73L147 74V76H145L146 75ZM171 72V73H170ZM196 72H198V73H196ZM214 74H216V75H214ZM228 72V73H227ZM238 72H240V73H238ZM242 72V73H241ZM244 72V73H243ZM250 72V73H249ZM5 73V74H4ZM10 75H9V74ZM11 73H13V74H11ZM35 73V74H34ZM39 73V74H38ZM52 73V74H51ZM65 73H67V77H66V74ZM72 73H74L73 75H72ZM78 73V74H77ZM97 73V74H96ZM107 73V74H106ZM112 73V74H111ZM117 73V74H116ZM123 73V74H122ZM124 73H126V74H124ZM132 73V74H131ZM139 73H140V75H142L143 77L141 78V76L139 75ZM154 73V74H153ZM156 73V74H155ZM159 73V74H158ZM164 73V74H163ZM168 73V74H167ZM185 73V74H184ZM196 73V74H195ZM204 75V77H202V74ZM231 73H233V74H231ZM239 75H238V74ZM249 73V75H251L252 76V78L248 75V77H246L247 75H244V74H248ZM253 73V74H252ZM258 73H259V75H258ZM263 75H262V74ZM37 74H38V76H37ZM51 74V75H50ZM58 74V75H57ZM63 76H62V75ZM64 74H65V76H64ZM82 74H84V75H82ZM117 76H116V75ZM119 74V75H118ZM152 74V75H151ZM158 74V75H157ZM190 74H192L193 75V77H192V75L190 76ZM201 74V75H200ZM208 74L210 75V77H208ZM218 74H220V75H222V76H219ZM223 74H226V75H224L223 76ZM228 74H229V76L231 77V79H230V77L228 76ZM255 74V75H254ZM70 75H72V77L70 76ZM96 75V76H95ZM103 77V79H102V77ZM106 75H107V77H106ZM111 75V76H110ZM124 75L126 76V75H128V76H126L125 78H124ZM152 76V77H154L153 79H152V77H150V76ZM154 75V76H153ZM158 77H157V76ZM162 75V76H161ZM164 75V76H163ZM175 76V78H174V76ZM183 77H182V76ZM189 75V76H188ZM197 75V76H196ZM207 75V76H206ZM232 75H233V77H232ZM258 75V77H256ZM261 75V76H260ZM27 78V80H25V78ZM30 76V77H29ZM43 76V77H42ZM58 76V77H57ZM61 76V79H63V80H59L60 77ZM73 76H75V77H73ZM79 77V78H77V77ZM83 76H84V78H83ZM95 76V77H94ZM98 76L100 77V78H98ZM105 76V77H104ZM114 76V77H113ZM140 76V77H139ZM170 76V77H169ZM181 78H180V77ZM194 76H195V78H194ZM200 76V77H199ZM216 76V77H215ZM238 76H239V78L240 79H238ZM245 76V77H244ZM6 77L8 78V80L6 79ZM66 77V78H65ZM68 77H70L69 79H68ZM81 77V78H80ZM86 77H88V79L86 78ZM90 77V78H89ZM117 77V78H116ZM120 79H119V78ZM130 77V78H129ZM136 77H139V78H136ZM148 77V78H147ZM163 77V78H162ZM166 77V78H165ZM168 77V78H167ZM172 77V78H171ZM176 77H178V79L176 78ZM212 77H213V79H212ZM227 77H229V78H227ZM235 77V78H234ZM244 77V78H243ZM29 78V79H28ZM34 78V79H33ZM57 80L56 82H55V79ZM59 78V79H58ZM108 80H107V79ZM111 78H113L115 81H113V79H111ZM116 78V79H115ZM122 78H124V79H122ZM131 78H132V82L130 81L131 80ZM137 79V84H136V79ZM141 78V79H140ZM145 79V81L146 82H148V83H146L145 81H144V79ZM153 80V82H152V80ZM170 78H171V80L173 81H171L170 82ZM180 78V79H179ZM187 78V79H186ZM198 78V79H197ZM203 78H205V79H203ZM207 78H209V79H207ZM221 78V79H220ZM247 78H250L249 80H247ZM257 78H259V79H257ZM46 79V80H45ZM67 79H68V82H67ZM94 79H95V81H94ZM118 79V80H117ZM122 79V80H121ZM126 79V80H125ZM128 79V80H127ZM133 79H134V81H133ZM138 79H140V81L138 80ZM151 80L150 82L148 81V80ZM155 79V80H154ZM159 79L161 80L160 82H159ZM165 79V80H164ZM175 79V80H174ZM177 79V80H176ZM183 79V80H182ZM185 79V80H184ZM188 79H190V80H188ZM196 79V80H195ZM212 79V80H211ZM215 79V80H214ZM220 81H219V80ZM223 79V80H222ZM242 79V80H241ZM244 79V80H243ZM252 79V80H251ZM3 80V81H2ZM30 80V81H29ZM50 80V81H49ZM66 80V81H65ZM72 80H74L75 81V83H74V81H72ZM83 80V81H82ZM92 80H93V83H91L92 82ZM98 82H97V81ZM101 80V81H100ZM103 80V81H102ZM121 80V81H120ZM164 80V81H163ZM169 80V81H168ZM199 80V81H198ZM214 80V83L212 82ZM227 80H231V82H229V81H227ZM233 80V81H232ZM260 80V81H259ZM21 83H20V82ZM23 81V82H22ZM32 81V82H31ZM53 81H54V83H53ZM63 83H62V82ZM64 81L66 82V84L64 83ZM80 81V82H79ZM104 81H108V82H105L104 83ZM118 81V82H117ZM125 81L127 84H130V85H127L125 82L123 83V82ZM179 81V82H178ZM194 81V82H193ZM195 81H197V82H195ZM202 81V82H201ZM204 81V82H203ZM208 81V82H207ZM222 81H226V82H222ZM240 81V82H239ZM244 81V82H243ZM251 81V82H250ZM255 81V82H254ZM17 82V83H16ZM36 82V83H35ZM51 82V83H50ZM60 82H61V84H60ZM74 84H76V82H77V84L76 85H74ZM114 84H116V85H114ZM119 82H122V83H119ZM131 82V83H130ZM140 82H144V83H140ZM165 82V83H164ZM167 82V83H166ZM182 82V83H181ZM200 82V83H199ZM217 82V83H216ZM223 84H222V83ZM261 82V83H260ZM7 83H8V85H7ZM28 83V84H27ZM34 83V84H33ZM40 85H39V84ZM44 84V86H43V84ZM45 83H47V85H45ZM57 83V84H56ZM72 83V84H71ZM83 83V84H82ZM95 83H97V84H95ZM101 83V86H99L98 84H100ZM108 83V84H107ZM139 83V84H138ZM153 83H154V86H153ZM159 84L160 85V88H157V86L159 87V85H157V84ZM160 83H162L163 84V87H162V84H160ZM170 85H169V84ZM174 83V84H173ZM182 84V87H181V84ZM194 83V84H193ZM205 83V84H204ZM209 83V84H208ZM212 83V84H211ZM219 83H221V84H219ZM226 83V84H225ZM232 83V84H231ZM237 83H239V84H237ZM245 83V84H244ZM250 83V84H249ZM252 83V84H251ZM27 84V85H26ZM52 84H54V85H52ZM69 84V85H68ZM81 84V85H80ZM92 84H95V85H92ZM123 84H124V86H123ZM133 84V85H132ZM147 84V85H146ZM171 84H172V86H171ZM178 86H177V85ZM187 84H189L190 85V87H189V85H187ZM201 84L203 85V86H201ZM218 84V85H217ZM230 84V85H229ZM234 84V85H233ZM236 84V85H235ZM36 85V86H35ZM49 85H52V86H54V87H52V86H49ZM60 88H62V89H66L67 91H68V93H66L65 92V90H62L61 88H60V90H59V88L57 87V86ZM68 85V86H67ZM74 85V86H73ZM89 85H90V87H89ZM103 85V86H102ZM112 85H114V86H112ZM119 85V87H120V85H122L121 86V88L119 89V87H116V86H118ZM138 85H140V86H138ZM141 85H143L144 86V88H143V86H141ZM166 85V86H165ZM185 85H187L188 86V88L185 86ZM192 85V86H191ZM232 85V86H231ZM238 85V86H237ZM250 85H251V87H250ZM258 85V86H257ZM263 85V86H262ZM3 86V87H2ZM9 86V87H8ZM17 86H19V87H17ZM31 86V87H30ZM33 86V87H32ZM39 86V87H38ZM71 86L73 87V88H71ZM76 86V87H75ZM79 86V87H78ZM92 86V87H91ZM98 86V87H97ZM106 86H107V88H106ZM126 86H128V88L126 87ZM134 86L136 87L135 89H134ZM150 86V87H149ZM165 86V87H164ZM168 86V87H167ZM169 86H171V87H169ZM173 86H175V87H173ZM177 86V87H176ZM180 86V87H179ZM196 86H198V87H196ZM199 86H201V87H199ZM207 86V87H206ZM211 86V87H210ZM214 86V87H213ZM216 86V87H215ZM217 86H218V88H217ZM223 86V87H222ZM225 86H226V88H228V89H226L225 90ZM241 86V87H240ZM245 86V87H244ZM256 86H257V89H256ZM261 86V87H260ZM17 87V88H16ZM36 87H38V88H36ZM46 87V88H45ZM66 87V88H65ZM69 87V88H68ZM78 87V88H77ZM103 88V90H102V88ZM113 87H116V89L118 90V92H117V90L115 89L114 90V88ZM131 87V88H130ZM132 87H133V89H132ZM146 87V88H145ZM152 87H154V89L152 88ZM161 87H162V89H161ZM191 87H192V89H191ZM194 87V88H193ZM213 87V88H212ZM220 87V88H219ZM243 87V88H242ZM2 88H4V89H2ZM13 88V89H12ZM30 88V89H29ZM34 88H36V89H34ZM40 88V89H39ZM43 88V89H42ZM49 88V89H48ZM50 88H51V92H50ZM56 88H58V90L56 89ZM71 88V89H70ZM98 88V90H96ZM125 88V89H124ZM138 88H140V89H138ZM149 88V89H148ZM172 89V91H171V89ZM177 88V89H176ZM186 90H185V89ZM200 88V89H199ZM205 88V89H204ZM213 90H212V89ZM238 88H240V89H238ZM260 88V89H259ZM5 89H6V91H5ZM16 89V90H15ZM32 89H34V90H32ZM38 89V90H37ZM55 89V90H54ZM105 89H106V92L108 91V93H105L104 91H105ZM111 89V90H110ZM122 89V91H120ZM138 89V90H137ZM146 89V90H145ZM155 90V92L153 91V90ZM165 89V90H164ZM184 90V92H183V90ZM191 89V90H190ZM223 89V90H222ZM245 89V90H244ZM254 89H256V90H254ZM259 89V90H258ZM263 89V90H262ZM14 90V91H13ZM27 90H28V92H27ZM40 90V91H39ZM49 90V91H48ZM74 92H73V91ZM123 90H125V92L123 91ZM128 90H129V93H128ZM130 90H131V92H130ZM136 90H137V92H136ZM152 90V91H151ZM163 90V91H162ZM167 90H169L170 91V93H169V91H167ZM181 90V91H180ZM210 90V91H209ZM212 90V91H211ZM217 91V90H219L218 92H215V91ZM221 90V91H220ZM261 90V91H260ZM16 91V92H15ZM24 91V92H23ZM33 91H35V92H33ZM37 91V92H36ZM43 91V92H42ZM48 91V92H47ZM58 91V92H57ZM63 91V92H62ZM76 91V92H75ZM86 91V92H85ZM90 91V92H89ZM100 91H102L101 93H100ZM110 91H112L111 93H110ZM116 91V93L114 94L113 92H115ZM135 91V93H133ZM138 91H140V92H138ZM147 91V92H146ZM159 92V95L161 96L160 98L159 97H157L156 95H158V92ZM167 93H165V92ZM192 91H193V93H192ZM195 91V92H194ZM200 91H201V94H200ZM202 91L204 92V93H202ZM206 91H208V92H206ZM214 91V92H213ZM226 91V92H225ZM255 91V92H254ZM257 91H260V92H257ZM25 92H27V93H25ZM31 92V93H30ZM54 92H56V93H54ZM62 92V93H61ZM71 94H70V93ZM80 94H79V93ZM83 92V93H82ZM97 94H96V93ZM120 92V93H119ZM146 94H144V93ZM154 94H153V93ZM175 92H177V93H175ZM181 92V93H180ZM187 92H188V94H187ZM210 92V93H209ZM245 92V93H244ZM9 93V94H8ZM23 93H25V94H23ZM48 93V94H47ZM58 93H60L59 95H58ZM67 95H66V94ZM72 93H75V94H72ZM88 94L87 96H85L86 94ZM103 93H105V94H103ZM119 93V94H118ZM122 93V94H121ZM138 93H140L139 94V96L137 95ZM164 93V94H163ZM173 93V94H172ZM179 93H180V95H179ZM183 93H184V95H183ZM190 93H191V95H190ZM206 93V94H205ZM208 93V94H207ZM31 94H32V96H31ZM34 94V95H33ZM40 94H42V95H40ZM51 94V95H50ZM54 94V95H53ZM62 94V95H61ZM77 94H79V95H77ZM131 94V95H130ZM135 94V95H134ZM144 94V95H143ZM149 96H148V95ZM150 94H151V96H150ZM162 94V95H161ZM168 95V97H169V95H171L170 97H171V99H170V97L168 98V97H166V95ZM210 94V95H209ZM223 94V95H222ZM235 94V95H234ZM10 95V96H9ZM16 95V96H15ZM25 95V96H24ZM52 95H53V97H52ZM57 95V97H58V99L56 100V98L57 97H55ZM71 95V96H70ZM73 95V96H72ZM76 97H75V96ZM83 97H82V96ZM94 95V96H93ZM104 95V96H103ZM114 95V96H113ZM124 95V96H123ZM131 97H130V96ZM153 95H155V96H153ZM178 95H179V97H178ZM194 95V96H193ZM206 95V96H205ZM214 95V96H213ZM218 95V96H217ZM221 95V96H220ZM227 97H226V96ZM247 95H250L251 97L249 98ZM263 95V96H262ZM33 96H34V98H33ZM47 96H50V97H47ZM67 98H66V97ZM78 96H81V97H78ZM85 96V97H84ZM100 96V97H99ZM108 96V97H107ZM120 96H123V97H126L127 99H128V97L129 98H131V104H133L132 106L134 107V109L133 110H130V109H128V107L126 106V105H122V104H119L120 102H118V99H119V97ZM142 96V97H141ZM199 96H201V97H199ZM209 96V97H208ZM234 96H235V98H234ZM241 96V97H240ZM244 96H246V97H244ZM261 96H262V98H261ZM25 97V98H24ZM31 97V98H30ZM41 97L44 99H42L41 100ZM45 97V98H44ZM61 97V98H60ZM63 97V98H62ZM69 97V98H68ZM74 97H75V99H76V101H75V99H74ZM87 97V98H86ZM99 97V98H98ZM104 98L105 99V101H106V105L104 106V108H103V110H102V113L99 111L100 110V106H98V103L100 102V98ZM133 97V98H132ZM137 97V98H136ZM148 97H150V99L148 98ZM164 97V98H163ZM191 97H193V98H191ZM196 97V98H195ZM216 97H217V99H216ZM220 97H222V98H220ZM232 97V98H231ZM237 97H239V98H237ZM260 97V98H259ZM23 98V99H22ZM27 98V99H26ZM53 98V99H52ZM55 98V99H54ZM62 100V102H58L59 104H57V101H61L60 99ZM74 100H73V99ZM93 98H94V100H93ZM109 98V99H108ZM113 98H115V99H113ZM139 98V99H138ZM146 98V99H145ZM154 100H153V99ZM156 98V99H155ZM157 98H159V99H157ZM165 98H168V99H165ZM173 98L175 99V100H173ZM185 98V99H184ZM199 98V99H198ZM214 99V100H212V99ZM225 98H228V99H225ZM248 98V99H247ZM29 99V100H28ZM51 99V101H49ZM65 99H68L69 101V103H67L66 101L67 100H65ZM84 99V100H83ZM99 101H98V100ZM137 100V101H135V100ZM143 99V100H142ZM162 99V100H161ZM181 99H182V101H181ZM210 101H209V100ZM216 99V100H215ZM233 99V100H232ZM242 99V100H241ZM261 101H260V100ZM18 100H20V102L18 101ZM32 105H30L27 101ZM33 100V101H32ZM47 100V101H46ZM55 100H56V102H55ZM80 102H79V101ZM83 102H82V101ZM92 102H91V101ZM111 100V101H110ZM116 100V101H115ZM141 100H142V102H141ZM145 100V101H144ZM148 100H150L148 103H147V101ZM163 100H164V102H163ZM169 100V101H168ZM170 100H172V101H170ZM186 100V101H185ZM211 100L213 101L212 103H211ZM223 100L225 101V100H227V101H225L224 103H223ZM246 100H247V103H245L246 102ZM252 100V101H251ZM259 100V101H258ZM39 101H41V102H39ZM85 101V102H84ZM96 101V102H95ZM110 101V102H109ZM115 101V102H114ZM134 101V102H133ZM165 101H167V102H169V103H171V104H167V102H165ZM199 101V102H198ZM216 101H217V103H216ZM228 101H230V103L228 102ZM245 101V102H244ZM12 102V103H11ZM32 102V103H31ZM76 102V103H75ZM79 102V103H78ZM82 102V103H81ZM87 102V103H86ZM114 102V103H113ZM137 102H138V104H137ZM151 102V103H150ZM156 104L155 106H154V104ZM156 102H158V103H156ZM161 102V103H160ZM187 102H189V104L187 103ZM201 102H203V103H201ZM231 102H233V103H231ZM20 103V104H19ZM35 103V104H34ZM41 103V104H40ZM45 103V104H44ZM47 103H48V105H47ZM49 103H50V106H49ZM54 103V104H53ZM56 103V104H55ZM65 103L67 104V106L65 105ZM84 103V106L82 105ZM97 103V104H96ZM107 103H109V104H107ZM137 105H135V104ZM143 103L145 104L146 103V105H143ZM182 105V106H180V104ZM197 103V104H196ZM210 103V104H209ZM219 103V104H218ZM227 103V104H226ZM235 103V104H234ZM238 103V104H237ZM249 103H251L250 105H249ZM254 103V104H253ZM52 104V105H51ZM61 104H63V106L61 105ZM74 104L76 105L75 107H74ZM79 104V105H78ZM92 104V105H91ZM110 104H112V105H114V106H112V105H110ZM117 104H119V105H117ZM148 104H150V106H148ZM184 104V105H183ZM195 106H193V105ZM199 104H203V106L202 105H199ZM204 104H206V105H204ZM209 106H208V105ZM213 106H212V105ZM215 104L216 105H218V107L217 106H215ZM228 105V110H227V107H226V105ZM231 104V105H230ZM18 105V106H17ZM22 105V106H21ZM30 107H29V106ZM36 105V106H35ZM44 105V106H43ZM45 105H46V109H45ZM55 105H58V106H55ZM62 106V107H59V106ZM108 105V106H107ZM136 106V108H135V106ZM143 105V106H142ZM153 105V106H152ZM164 107H163V106ZM169 105V106H168ZM186 105V106H185ZM197 105V106H196ZM199 105V106H198ZM240 105V106H239ZM243 105H245V106H248L249 105V107H251V108H253V109H250V110H248V108L246 109V110H248L245 114H243L242 113V118L244 119V118H246V119H244L245 120V123L244 124H246V123H249V124H246V125H241V127L243 128L244 126V128L246 129V131H245V129L243 130V132L241 131L240 132V130H238L237 128H236V126H234V125H236V122L234 121V119L232 120L231 118H233L234 116L233 115H235L236 113H232V111L233 112H242V109L243 108H245V106H243ZM251 105H253V106H251ZM11 106V107H10ZM24 106V107H23ZM26 106V107H25ZM33 106H35V107H33ZM40 106V107H39ZM77 106H81V109H83V110H81L83 113H77L76 111V109H77ZM91 106H93V107H91ZM116 106H117V108H116ZM119 106V107H118ZM121 106H122V108H121ZM131 106V107H132ZM140 106V107H139ZM146 106H147V110H149V111H147V110H145L146 109ZM153 108H152V107ZM174 106V107H173ZM207 106V107H206ZM233 106V107H232ZM239 106V107H238ZM257 107L259 106V105H256ZM14 107H16L15 109H14ZM18 107V108H17ZM22 109H21V108ZM43 107V108H42ZM50 107V108H49ZM51 107H55V108H51ZM85 107V108H84ZM109 107V108H108ZM112 107V108H111ZM125 107H127V108H125ZM142 107H143V109H142ZM169 107V108H168ZM175 107H177V108H175ZM186 107V108H185ZM188 107V108H187ZM200 108V109H197V108ZM204 107H206V108H204ZM208 107H210V108H208ZM212 107H214V108H212ZM234 107H236V108H234ZM13 108V109H12ZM30 108V109H29ZM37 108V109H36ZM40 108V109H39ZM58 108H59V112H57V110H58ZM64 108V109H63ZM72 108V109H71ZM90 108V109H89ZM97 108H98V110H97ZM109 110H108V109ZM116 108V109H115ZM120 108V109H119ZM125 108V109H124ZM149 108V109H148ZM161 108V110H159ZM165 108V109H164ZM166 108H168V109H166ZM171 108H172V110H171ZM174 108V109H173ZM182 108V109H181ZM190 108V109H189ZM203 108V109H202ZM240 108V109H239ZM3 109V110H2ZM7 109V110H6ZM20 109V110H19ZM29 109V110H28ZM47 109H49L48 110V112H47ZM62 109V110H61ZM67 109V110H66ZM69 109H70V111H72V112H70V114H72V115H68V113H69ZM74 109H75V111H74ZM111 109H114V111L113 110H111ZM118 109V110H117ZM136 109V110H135ZM141 109H142V112H141ZM156 109V110H155ZM164 109V110H163ZM189 109V110H188ZM192 109V110H191ZM196 109V110H195ZM215 109H217V110H215ZM233 109V110H232ZM12 110H13V112H14V114H12L13 112H12ZM17 110V111H16ZM26 112H25V111ZM54 112H53V111ZM55 110H56V113H55ZM108 110V111H107ZM127 111V112H125V114L126 113H128L129 111H131L132 113H134V114H132L131 112H129V114H123L124 113V111ZM140 110V111H139ZM155 110V111H154ZM169 110L171 111V112H169ZM185 112H187V113H185ZM198 110V111H197ZM199 110L201 111L200 112V116L199 115H197L198 113H199ZM214 110V111H213ZM223 110V111H222ZM9 111V112H8ZM24 111V112H23ZM31 111V112H30ZM43 111H44V113H43ZM61 111H63V112H61ZM64 111H66V113H64ZM73 111H74V113H73ZM87 111V112H86ZM105 111V112H104ZM112 111V112H111ZM119 111V112H118ZM153 111V112H152ZM159 111H160V113H159ZM176 113H175V112ZM181 111V112H180ZM190 111H191V114H190ZM203 111V112H202ZM213 111V114H211V112ZM217 111V112H216ZM227 111V112H226ZM27 112H29V113H27ZM41 112H42V114H41ZM52 112V113H51ZM68 112V113H67ZM101 113L102 114V121H103V123H102V121H101V127H103V131H101L100 129H99V124L96 122V118L98 117V115H99V113ZM142 114H141V113ZM163 112H164V114H163ZM166 112H167V114H166ZM192 112H194V113H192ZM225 112V113H224ZM228 112H229V114H228ZM249 112H251V114L252 115H250V113ZM253 112V113H252ZM28 114V116H27V114ZM35 113H37V116H36V114ZM49 113V114H48ZM52 115H51V114ZM54 113V114H53ZM61 113V114H60ZM63 113V114H62ZM75 113H77V114H75ZM85 113V114H84ZM86 113H87V115H86ZM112 115H111V114ZM114 113V114H113ZM120 113H121V115H120ZM136 113H140V114H136ZM150 113V114H149ZM153 113H155V114H153ZM178 113H179V115H178ZM181 113V114H180ZM182 113H184V114H182ZM205 113V114H204ZM227 113V114H226ZM255 113V114H254ZM260 113V115L258 116L257 114H259ZM6 114V115H5ZM11 114H12V116H11ZM19 114V115H18ZM29 114H31V116L29 115ZM39 114V115H38ZM41 114V115H40ZM57 114V115H56ZM59 114V115H58ZM74 114V115H73ZM86 115V116H84V115ZM88 114H89V116H88ZM97 115V117H96V115ZM109 114V115H108ZM118 114V115H117ZM132 114V115H131ZM145 114H146V116H145ZM156 114H158L157 116H158V118L159 117H161V116H163L161 119H159V120H155L154 119V117L155 118H157V116H156ZM166 114V115H165ZM174 114V115H173ZM175 114H177L176 116H175ZM187 114V115H186ZM209 114L211 115V116H209ZM239 114V113H238ZM17 115L19 116V117H17ZM25 115H26V117H25ZM49 117H48V116ZM68 116V121H66V117L64 116V117H62V116ZM77 115H79V118L77 117ZM129 115V116H128ZM134 115H136L137 117H139V118H137V117H135ZM149 115V116H148ZM155 115V116H154ZM160 115V116H159ZM173 115V116H172ZM204 115V116H203ZM207 115V116H206ZM216 115V116H215ZM225 115V116H224ZM226 115H228V116H226ZM246 115V116H245ZM258 117H257V116ZM261 115H263V116H261ZM9 116H10V118H9ZM30 116V117H29ZM40 116V117H39ZM43 116V117H42ZM44 116H46V117H44ZM59 116V117H58ZM70 116H71V118H72V116L74 117V118H72V119H70ZM83 116V117H82ZM93 116V117H92ZM112 116V117H111ZM119 118H118V117ZM125 116V117H124ZM133 116V117H132ZM142 116V117H141ZM165 116V117H164ZM180 116V117H179ZM185 116V117H184ZM197 116H198V118H197ZM203 116V117H202ZM229 116H231V117H229ZM236 116V115H235ZM8 117V118H7ZM13 117V118H12ZM22 117V118H21ZM31 117H32V119H33V121H31L32 119H31ZM42 117V119L40 120V121H42V122H39V119ZM48 117V118H47ZM51 117H53V118H51ZM56 117H58L57 119H58V121H57V119H56V121H54L53 122V120H55V118ZM77 117V118H76ZM109 117H111V119L112 118H114V119H112V120H114V121H112ZM123 117H124V119H123ZM127 117V119H125ZM132 117V118H131ZM144 117H145V119H144ZM166 117H168V118H166ZM171 117H173V118H175V119H172ZM177 117H179V118H181V119H179V118H177ZM183 117V118H182ZM186 117H189V119L188 118H186ZM201 117V118H200ZM205 117H209V120L207 119H205ZM224 117V118H223ZM228 117V118H227ZM251 117H255L256 119H253V118H250ZM260 117H262L261 119H259ZM4 118V119H3ZM26 118H27V120H26ZM38 118V119H37ZM47 118V119H46ZM62 118V119H61ZM63 118H65V119H63ZM80 118H82V119H80ZM91 118H92V120H91ZM134 119L133 121L131 120V119ZM137 118V119H136ZM140 118H142V119H140ZM148 118H150V120L148 119ZM164 118H166V119H164ZM171 118V119H170ZM193 118H194V120H193ZM199 118H200V121H199ZM203 118V119H202ZM4 121H3V120ZM14 121H13V120ZM22 119V120H21ZM29 119H31V120H29ZM45 119V124L47 125H45L44 124V120ZM48 119H50V120H48ZM84 119V120H83ZM91 121H90V120ZM119 119H121L122 121H120ZM129 119V120H128ZM136 119V120H135ZM143 120V121H140V120ZM153 119V120H152ZM197 119V120H196ZM229 119V120H228ZM231 119V120H230ZM5 120H8L7 122L5 121ZM10 120H12V121H10ZM34 120L36 121L35 123H34ZM62 120V121H61ZM80 120H81V123H79L80 122ZM87 120V121H86ZM95 120V121H94ZM126 120V121H125ZM132 122H131V121ZM137 120H139V122L140 123H142V124H140ZM155 120V124H154V121ZM166 120H168V121H166ZM172 120V121H171ZM175 120H179V121H175ZM185 120V121H184ZM247 120L249 121V122H247ZM259 120V121H258ZM17 123H16V122ZM19 121V122H18ZM24 121V122H23ZM31 121V122H30ZM52 121V122H51ZM65 121L67 122V123H65ZM70 121H73V123L72 122H70ZM79 121V122H78ZM86 121V122H85ZM90 121V122H89ZM93 121V122H92ZM111 123H110V122ZM118 121V122H117ZM125 121V123H121V122H124ZM128 121V122H127ZM149 121V122H148ZM160 121V122H159ZM161 121H163V123L161 122ZM165 121V122H164ZM192 121V122H191ZM197 121V122H196ZM204 121V122H203ZM252 121H256V124L255 123H253ZM258 121V122H257ZM4 122V123H3ZM12 122V123H11ZM14 122V123H13ZM29 122H30V124H29ZM32 122H33V124L35 125V127H34V125L32 124ZM38 122H39V124H38ZM51 122V123H50ZM57 122V123H56ZM61 122L62 124H63V126H62V124L60 123V125H59V123ZM77 124H75V123ZM82 122H84V123H82ZM114 122H116V123H114ZM143 122H145V125H144V123ZM148 122V123H147ZM153 122V123H152ZM157 122H158V124H157ZM167 122V123H166ZM178 122H180V123H178ZM184 123V125H182L183 123ZM188 122V123H187ZM232 122V123H231ZM252 123V126H250L251 125V123ZM259 122H260V125H259ZM8 123V124H7ZM25 123V124H24ZM41 123H42V126H41ZM50 124V127H48L49 126V124ZM55 125H54V124ZM70 123H72V124H70ZM78 123L79 124H81V125H78ZM86 123H87V125H86ZM130 123V124H129ZM163 125H162V124ZM165 123V124H164ZM176 123V124H175ZM190 123V124H189ZM196 123V124H195ZM204 123H206V124H204ZM207 123H208V127H206L207 126ZM226 123H227V125H226ZM229 123V124H228ZM6 124H7V126H6ZM16 124V125H15ZM18 124V125H17ZM24 124V125H23ZM26 124H28V125H30L29 127H28V125H26ZM59 126H58V125ZM69 124V125H68ZM76 125V126H74V125ZM92 124H93V126H92ZM113 124V125H112ZM125 124H127V128L125 127L124 128V126H126ZM135 124V125H134ZM172 124V125H171ZM175 124V125H174ZM179 124V125H178ZM180 124H181V126H180ZM193 124V125H192ZM195 124V125H194ZM199 124V125H198ZM211 124V125H210ZM216 124H218V125H216ZM253 124H255V125H253ZM3 125V126H2ZM21 125V126H20ZM51 125H52V127H51ZM54 125V126H53ZM57 125V126H56ZM70 125H72V126H70ZM97 125V126H96ZM112 125V126H111ZM131 125V126H130ZM137 125V126H136ZM141 127H140V126ZM150 125V126H149ZM154 125V126H153ZM156 125H157V127H156ZM187 125V126H186ZM191 125H192V127H191ZM249 125V126H248ZM2 126V127H1ZM9 126H11V128L9 127ZM27 126V127H26ZM67 126V127H66ZM88 126V127H87ZM116 126V127H115ZM119 126V127H118ZM133 126V127H132ZM137 128H136V127ZM144 126V127H143ZM162 126V127H161ZM166 126H167V128H166ZM175 126V127H174ZM177 126H179L178 128H177ZM183 126V127H182ZM186 128H185V127ZM188 126H190V127H188ZM200 126V127H199ZM217 127V128H215V127ZM254 126V127H253ZM7 128V129H5V128ZM14 127V128H13ZM22 129H21V128ZM41 127H43L42 129H41ZM66 127V128H65ZM70 127H72V128H70ZM79 127V128H78ZM81 127V128H80ZM97 127V128H96ZM109 127V128H108ZM118 127V128H117ZM131 127V128H130ZM135 127V128H134ZM154 127V128H153ZM169 127V128H168ZM174 127V128H173ZM180 127H182L181 129H179ZM188 127V128H187ZM211 127H212V129H211ZM215 129H214V128ZM232 127V128H231ZM234 127V128H233ZM249 127V128H248ZM30 128V129H29ZM47 128V129H46ZM53 128V129H52ZM55 128V129H54ZM60 128H61V130H60ZM64 128H65V130H67V131H65L64 130ZM69 128V129H68ZM74 128L76 129V131L74 130ZM129 128V129H128ZM133 128V130H131ZM148 128V129H147ZM153 128V129H152ZM156 128V129H155ZM160 128V129H159ZM161 128H163V129H161ZM173 128V129H172ZM196 128H197V130H196ZM201 128H202V130H201ZM262 128V129H261ZM3 129H5V130H3ZM39 129V130H38ZM44 129V130H43ZM51 131H50V130ZM96 129H98V130H96ZM178 129H179V131H178ZM182 129H184V131L182 130ZM195 129V130H194ZM199 129V130H198ZM210 129H211V131H210ZM232 131H231V130ZM237 129V130H236ZM248 129L249 130H252L254 133H252V131H248ZM254 129H256V130H254ZM261 129V130H260ZM28 130V131H27ZM36 130V131H35ZM43 130V131H42ZM58 130V131H57ZM71 130V131H70ZM136 130V131H135ZM139 130H142V131H139ZM163 131V132H161V131ZM201 130V131H200ZM205 130H208V131H205ZM9 131V132H8ZM38 131V132H37ZM45 131V132H44ZM112 131V132H111ZM131 131V132H130ZM167 131V132H166ZM187 131V132H186ZM209 131H210V133H209ZM215 131V132H214ZM34 132V133H33ZM52 132V133H51ZM126 132V133H125ZM129 134H128V133ZM133 132V133H132ZM137 132V133H136ZM141 132H142V134H141ZM166 132V133H165ZM173 132V133H172ZM177 132V133H176ZM185 132V133H184ZM191 134H189V133ZM203 132V133H202ZM209 133V135H207V134H205V133ZM246 132H247V134H248V136H247V134H246ZM263 132V133H262ZM12 133V134H11ZM44 133H47V134H44ZM54 133V134H53ZM60 133V134H59ZM111 133V134H110ZM122 133V135H120ZM133 135V138H132V135ZM135 133V134H134ZM161 133V134H160ZM164 133V134H163ZM169 133H171L170 135H169ZM176 133V134H175ZM197 133V134H196ZM199 133H202V134H200L199 136H198V134ZM212 133V134H211ZM235 133V134H234ZM237 133V134H236ZM256 133V134H255ZM260 133V135H258ZM7 134V135H6ZM15 134V135H14ZM17 134V135H16ZM34 134V135H33ZM49 134H50V136H49ZM57 134H59V135H57ZM64 134H66V135H64ZM117 134V135H116ZM137 134V135H136ZM186 135V137H184V135ZM189 134V135H188ZM193 134V135H192ZM243 134V135H242ZM249 134L250 135H252V136H249ZM31 135H33V136H31ZM46 135V136H45ZM67 135H80V138H73V140H72V142L71 143H68V144H66V142H61V140H62V138L63 137H67ZM98 135V136H97ZM111 135V136H110ZM125 135V136H124ZM127 135H128V137H127ZM131 137H130V136ZM145 135V136H144ZM150 135V136H149ZM164 135V136H163ZM169 135V136H168ZM173 135V136H172ZM196 135V136H195ZM235 135V136H234ZM238 135V136H237ZM3 136H5V137H3ZM6 136H8L9 137V140H8V137H6ZM16 136V137H15ZM35 136V137H34ZM41 138H40V137ZM43 136V137H42ZM82 136V137H81ZM115 138H114V137ZM117 136H119V137H117ZM135 136V137H134ZM155 136H158V137H155ZM160 136V137H159ZM189 136H191V137H189ZM203 136V137H202ZM208 136L210 137V138H208ZM236 136L237 137H239L238 138V140H237V138H236ZM243 136V137H242ZM263 137V138H257V137ZM23 137V138H22ZM34 137V138H33ZM45 137H47V138H45ZM49 137V138H48ZM109 137V138H108ZM127 137V138H126ZM148 137V138H147ZM195 137V138H194ZM196 137H198V138H200V139H198V138H196ZM235 137V138H234ZM242 137V138H241ZM249 137V138H248ZM92 138V139H91ZM117 138V139H116ZM120 138H121V140H120ZM141 138V139H140ZM145 138V139H144ZM152 138V139H151ZM164 138V139H163ZM166 138V139H165ZM182 138H183V140H182ZM188 140H187V139ZM193 140H192V139ZM246 138H247V141H249V142H247V141H245L246 140ZM250 138H252V139H254V140H252L251 139V141H250ZM257 138V139H256ZM23 139H24V141L26 142V143H24V141H23ZM26 139V140H25ZM33 139V140H32ZM39 139H40V141H39ZM126 139V140H125ZM128 139V140H127ZM132 139H134V140H132ZM148 139H149V141H148ZM181 139V140H180ZM195 139H196V141H195ZM203 139V140H202ZM206 139V140H205ZM234 139V140H233ZM259 139V140H258ZM12 140V141H11ZM44 140V141H43ZM47 140H48V142H47ZM75 140V141H74ZM77 140V141H76ZM116 140V141H115ZM119 140V141H118ZM156 142H155V141ZM159 140V141H158ZM161 140H163V142L161 141ZM165 140V141H164ZM168 142H167V141ZM171 140H172V143H169V142H171ZM179 140V142H177V141ZM191 140V141H190ZM205 140V141H204ZM230 140H232L233 141V143H232V141H230ZM235 140H237L236 142H235ZM257 140V141H256ZM38 141V142H37ZM58 141V142H57ZM82 141V142H81ZM111 141V142H110ZM113 141V142H112ZM115 141V142H114ZM148 141V142H147ZM175 141V142H174ZM184 141H186V143L187 144H191V145H186V143L184 142ZM187 141H189V142H187ZM240 141V142H239ZM242 141H245V142H242ZM261 141V142H260ZM17 142V143H16ZM21 142H22V144H21ZM56 142V143H55ZM118 142V143H117ZM120 142V143H119ZM131 142V144H129ZM136 142V143H135ZM143 142V143H142ZM145 142V143H144ZM153 142V143H152ZM166 142V143H165ZM174 142V143H173ZM182 142V143H181ZM209 142V143H208ZM262 142H263V144H262ZM14 143V144H13ZM30 143H31V145H30ZM40 143V144H39ZM81 143V144H80ZM111 143V144H110ZM115 143V144H114ZM117 143V144H116ZM156 143V144H155ZM159 143V144H158ZM178 143H180V145L178 144ZM194 143V144H193ZM198 144V146L200 145V147L203 149L202 151L203 152H206V153H200L199 151H201L200 149V147H199V149H197L198 148V146H195L196 144ZM200 143V144H199ZM201 143H203V144H201ZM206 143H208L207 145H206ZM237 143V144H236ZM239 143V144H238ZM247 143V144H246ZM11 146H10V145ZM128 144V145H127ZM148 144H150V145H148ZM170 144V145H169ZM176 144H178V146H176ZM216 145V146H218V147H220V148H222V149H225L224 150V153L225 154H228V152L230 151V149H231V151H233V152H229L230 154V156L232 157V158H234V157H236V156H238V155H235L236 154V152H234V151H237L236 149H238L239 147L241 148V146H242V148H241V150L239 151V153H240V157L243 159L244 157V154L245 153H247L248 155H246V157L247 156H250L249 157V161H251L250 162V164H249V166H251L254 162L257 164L258 163V165H261V166H258V165H256V167H260L261 169H259L258 170V172H256L255 174H253L252 176L253 177H255V178H252V176L250 177L249 175H243L242 174V171H243V169H239V168H243L242 166H237V165H233L234 164V162L232 163V165L230 164L231 163V161L230 162H225L224 164H223V162L222 161H224V160H222L223 158H220V160L218 161V160H216L215 162H211L210 161V158L212 159L213 158V156L214 155H212V154H214V153H212L211 154V151L214 149V146L213 145ZM234 144V145H233ZM252 146H251V145ZM254 144H255V146H254ZM40 145V146H39ZM45 145V146H44ZM118 145V146H117ZM132 145H134V146H132ZM159 145V146H158ZM173 145V146H172ZM181 145H183V146H181ZM206 146V149H205V146ZM232 145V146H231ZM241 145V146H240ZM248 146V148H246L247 146ZM260 145V146H259ZM26 146V147H25ZM39 146V147H38ZM47 146V147H46ZM50 146V147H49ZM55 146H56V148H55ZM59 146V147H58ZM148 146V147H147ZM150 146V147H149ZM155 146V147H154ZM160 147V148H158V147ZM161 146H162V148L163 149H161ZM164 146V147H163ZM171 146V147H170ZM176 148H175V147ZM185 146H186V148H185ZM189 146V147H188ZM209 146V147H208ZM234 146V147H233ZM235 146H237V147H235ZM246 146V147H245ZM254 146V147H253ZM2 147V148H1ZM13 147V148H12ZM31 147V148H30ZM44 149H42V148ZM63 147V148H62ZM134 147V148H133ZM157 147V148H156ZM169 147H170V149H169ZM174 147V148H173ZM178 147H179V150H178ZM183 148L182 150L180 149V148ZM229 147H231L230 149H228ZM263 147V148H262ZM30 148V149H29ZM36 148V149H35ZM40 150H39V149ZM106 148V149H105ZM112 148V149H111ZM185 148V149H184ZM192 148V149H191ZM212 148V149H211ZM227 148V149H226ZM257 148V149H256ZM259 148H260V151H259ZM16 149V150H15ZM76 149V150H75ZM111 149V150H110ZM127 149H129V150H127ZM139 149H141V150H139ZM143 149V150H142ZM177 151H175V150ZM189 150L190 149V151L189 152H187V153H185V154H187L188 156H186V157H189V158H186L184 155V158H182L183 156H179V158L176 156V154H178L179 155V152H184V151H186V150ZM197 149V151H196V153L200 156H196V154H194L193 155V159H191V155H192V152H193V150H196ZM209 150V153H207L208 152V150ZM243 149H244V152H243ZM10 150V151H9ZM28 150V151H27ZM32 150H34V151H32ZM37 152H36V151ZM43 152H42V151ZM51 150V151H50ZM75 150V151H74ZM120 150V151H119ZM123 150V151H122ZM133 150H136V152H134ZM138 150V151H137ZM148 150H149V152H148ZM151 150V151H150ZM173 150V151H172ZM228 151V152H225V151ZM245 150H247V151H245ZM249 150L251 151V153L249 152ZM254 151V153L255 154H253V151ZM9 151V152H8ZM17 151V152H16ZM55 153V154H53V152ZM113 151H115V152H113ZM130 151V152H129ZM140 151H141V153H140ZM152 151H153V155H152ZM158 151H160L159 153H158ZM166 151V152H165ZM242 151V152H241ZM31 152V153H30ZM151 152V153H150ZM156 152V153H155ZM164 152V153H163ZM171 152V153H170ZM175 152V153H174ZM257 152V153H256ZM262 152V153H261ZM3 153V154H2ZM7 153V154H6ZM33 153H34V155H33ZM43 153V154H42ZM50 153H51V155H50ZM75 153V154H74ZM133 153V154H132ZM136 154V156H135V154ZM191 155H190V154ZM194 153V152H193ZM200 153V154H199ZM234 153V154H233ZM242 153V154H241ZM9 154V155H8ZM48 154V156H46ZM57 154V155H56ZM109 154V155H108ZM115 154V155H114ZM127 156H126V155ZM142 154V155H141ZM146 154V155H145ZM173 154V156L174 157H172L171 159L172 160H170L169 159V157H171V155ZM204 156H203V155ZM209 154V155H208ZM250 154V155H249ZM263 156H262V155ZM11 155V156H10ZM14 155V156H13ZM42 155V156H41ZM44 155V156H43ZM72 155V156H71ZM105 155H106V157H105ZM118 155H120L119 157H118ZM148 155V156H147ZM168 157H167V156ZM207 155V156H206ZM243 155V156H242ZM258 155H259V157H258ZM5 156V157H4ZM26 156V157H25ZM33 156V157H32ZM38 156H39V158L41 159V160H39V158H38ZM108 156V157H107ZM110 156H111V158L112 157H114V158H110ZM125 156V157H124ZM129 156V157H128ZM160 156V157H159ZM176 156V157H175ZM256 156H257V158H256ZM3 157V158H2ZM16 157H17V159H16ZM20 157V158H19ZM35 157V158H34ZM52 159H51V158ZM55 157V158H54ZM58 157V158H57ZM131 157V158H130ZM132 157H134V159H132ZM137 157H139V158H137ZM146 157V158H145ZM158 157V158H157ZM252 157H254V159L252 158ZM261 157V158H260ZM11 158V159H10ZM15 158V159H14ZM34 160H33V159ZM43 158H44V160H43ZM78 158V159H77ZM106 158V159H105ZM148 158V159H147ZM161 158V159H160ZM166 158V159H165ZM168 158V159H167ZM196 158V159H195ZM198 158V159H197ZM46 159V160H45ZM114 159V160H113ZM128 159V160H127ZM137 159V160H136ZM145 159V160H144ZM147 159V160H146ZM154 159H155V162H154ZM176 161H175V160ZM190 159V160H189ZM259 159V160H258ZM262 159V160H261ZM15 160V161H14ZM36 161V162H33V161ZM43 160V161H42ZM53 160V161H52ZM107 160V161H106ZM109 160H110V162H112L111 164H110V162H109ZM120 160V161H119ZM134 160V161H133ZM158 160V161H157ZM167 160H168V162H167ZM187 160H188V162H187ZM210 161V162H208V161ZM244 160V159H243ZM3 163H2V162ZM31 161V162H30ZM39 161V162H38ZM47 161L49 162V163H47ZM52 162V164H53V166H52V164H51V162ZM59 161V162H58ZM101 161V162H100ZM103 161H105V162H108V164H106L105 162H103ZM119 161V162H118ZM127 161H128V163H127ZM132 161V162H131ZM136 161V162H135ZM145 161H146V163H145ZM149 161V162H148ZM161 161H166L167 162V166L166 167H162V166H164L163 165V163L161 162ZM171 161H173L172 162V164L173 163H175V162H177V163H175V164H171ZM191 161H194V163L193 164H191ZM196 161V162H195ZM200 161V162H199ZM222 163H221V162ZM257 161H261V162H257ZM5 162L7 163V164H5ZM10 162V163H9ZM39 163V165L40 166H38V163ZM45 165H42V163ZM53 162H55V163H53ZM73 162V163H72ZM121 162V163H120ZM134 162V163H133ZM152 162H154V163H158V162H161L162 163V165L161 166H159L161 163H159V165H156V167H155V165H154V167H153V163ZM218 162V163H217ZM245 162V161H244ZM13 163V164H12ZM18 163H19V165H18ZM23 163V164H22ZM30 163V164H29ZM56 163H57V166H56ZM101 163L103 164V165H101ZM130 163V164H129ZM143 163H145V164H143ZM150 163H151V165H150ZM179 163V164H178ZM188 163V164H187ZM215 163V164H214ZM221 163V164H220ZM254 163V164H255ZM4 164V165H3ZM27 164V165H26ZM29 164V165H28ZM34 166H33V165ZM125 164V165H124ZM137 164V165H136ZM191 164V165H190ZM195 164H197L196 166H195ZM2 165V166H1ZM9 165V166H8ZM55 165V166H54ZM146 165V166H145ZM174 165H176L175 167H174ZM179 165V166H178ZM13 166V167H12ZM29 166V167H28ZM50 166V167H49ZM104 166H108V167H106V169H105V167ZM110 166V167H109ZM127 166V167H126ZM134 166V167H133ZM169 166H170V168H169ZM172 166V167H171ZM203 166V167H202ZM234 166H236V167H234ZM248 166V169L250 168ZM3 167V168H2ZM23 167V168H22ZM32 167H33V169H32ZM36 167V168H35ZM41 167V168H40ZM42 167H44V168H42ZM136 167V168H135ZM148 167V168H147ZM160 167V168H159ZM229 167V168H228ZM231 167V168H230ZM8 168V169H7ZM49 168V169H48ZM52 168V169H51ZM102 168H104V170L102 169ZM134 168V169H133ZM145 168L148 170V171H150L149 173H145L144 174V172L143 171H145ZM150 168V169H149ZM186 168V169H185ZM189 170H188V169ZM15 169H16V171H15ZM32 169V170H31ZM158 169V170H157ZM164 169H166V171H167V175H166V173H165V170ZM169 169H173V170H169ZM180 169H182V171L180 170ZM193 169H194V172H193ZM226 169H227V171H226ZM228 169H229V171H228ZM230 169H231V171H230ZM23 170V171H22ZM30 170V171H29ZM44 170H47V171H44ZM127 170V171H126ZM129 170V171H128ZM133 170V171H132ZM138 170V173L136 172ZM140 170V171H139ZM157 170V171H156ZM180 170V171H179ZM186 170H188V173H187V171ZM200 170V169H199ZM234 170H236V171H234ZM244 170H245V168H244ZM14 171V172H13ZM48 171H50V173L48 172ZM106 171V172H105ZM125 171V172H124ZM234 171V172H233ZM238 171V172H237ZM241 171V172H240ZM29 172V173H28ZM31 172V173H30ZM41 174H40V173ZM64 172V173H63ZM112 172V173H111ZM120 172V173H119ZM186 172V173H185ZM229 172H232L233 174L234 173H236V174H234V175H240L239 176V178L237 179V180H241V181H244V183L243 182H241L240 180L239 181H235L234 183H232V184H230V191H232V193H234L233 195H232V200H233V207H232V205L230 206V210L229 209H226L225 208V206L221 203V201H220V199H224L225 198V196H226V193H224L223 191V189L225 188V185H226V183H225V181L227 180V178H225V175L224 174H229ZM245 172V171H244ZM7 173V174H6ZM22 173H24V174H22ZM46 173H48V174H46ZM111 173V174H110ZM127 173L129 174V175H127ZM133 173V175H131ZM175 173H177V175L175 174ZM261 173V174H260ZM15 174V175H14ZM18 174V175H17ZM21 174V175H20ZM32 174H33V176H32ZM59 174V175H58ZM138 174V175H137ZM140 174H142V175H140ZM250 174V173H249ZM6 175V176H5ZM17 175V176H16ZM156 175V176H155ZM195 175V174H194ZM230 175V174H229ZM237 175V176H238ZM242 175V176H241ZM258 175H262L261 177L259 176V177H257ZM2 176H3V178H2ZM29 176V177H28ZM30 176H32L31 178H30ZM42 176V177H41ZM113 176H115V177H113ZM128 176V177H127ZM136 176V177H135ZM236 176V177H237ZM249 176V177H248ZM26 177V178H25ZM57 178V180L54 182V184H51V185H48L50 188H46V186H47V181L49 180V179H53V178ZM155 177V178H154ZM171 177H172V179H171ZM224 177V179H221V178H223ZM242 177H243V179H242ZM35 178H37V179H35ZM98 178V179H97ZM128 178V179H127ZM131 178V179H130ZM145 178V179H144ZM256 178H257V180H256ZM259 178V179H258ZM263 178V179H262ZM8 179V180H7ZM88 179H89V181H88ZM122 179V180H121ZM156 179V180H155ZM249 179V180H248ZM29 180V181H28ZM103 180V181H102ZM143 180V181H142ZM167 180H170V182L169 181H167ZM250 180H252V182L250 181ZM258 180H260V181H258ZM5 181V182H4ZM72 181V182H71ZM157 181V182H156ZM255 181V182H254ZM89 182V183H88ZM95 182V183H94ZM21 183V184H20ZM26 183V184H25ZM29 183V184H28ZM33 183V184H32ZM36 183V184H35ZM88 183V184H87ZM114 183V184H113ZM153 183H155V184H153ZM243 183V184H242ZM248 184V186H246L247 184ZM252 183V184H251ZM258 183V184H257ZM69 184V185H68ZM86 184V185H85ZM112 184V185H111ZM116 184V185H115ZM124 184V185H123ZM196 184V185H195ZM218 184H220V190L218 191L217 189H215V187H216V185H218ZM236 184V185H235ZM246 184V185H245ZM252 185V187H251V185ZM261 184V185H260ZM90 185V186H89ZM96 185V186H95ZM108 185V186H107ZM133 185V186H132ZM209 185V186H208ZM233 185V186H232ZM258 185V186H257ZM2 186V187H1ZM27 186V187H26ZM70 186H71V188H70ZM132 186V187H131ZM151 186H152V188H151ZM235 186V187H234ZM237 186H239V187H237ZM246 186V187H245ZM263 186V187H262ZM29 187V188H28ZM34 187V188H33ZM44 187L48 190L46 193H44V194H41L42 192V190L44 189ZM67 187H68V189H67ZM119 187V188H118ZM223 187V188H222ZM229 186H227V188H228ZM237 187V188H236ZM250 189H248V188ZM261 187V188H260ZM24 188V189H23ZM28 188V189H27ZM66 188V189H65ZM108 188V189H107ZM128 188V189H127ZM192 188V189H191ZM231 188H232V190H231ZM240 188H242V189H240ZM256 188V189H255ZM234 189H236V190H234ZM239 191H238V190ZM253 189V190H252ZM259 189H260V191H262V193H260L259 192ZM263 189V190H262ZM110 192V193H108V191ZM1 191H3V192H1ZM141 191V192H140ZM203 191V192H202ZM214 191V192H215ZM238 191V192H237ZM243 191V192H242ZM245 191L247 192V193H245ZM254 191V192H253ZM257 191V192H256ZM24 192V194H22ZM129 192V193H128ZM11 193V194H10ZM26 193V194H25ZM38 193V194H37ZM60 193V194H59ZM121 193V194H120ZM125 193V194H124ZM256 193H260V194H256ZM71 194V195H70ZM107 194V195H106ZM141 194V195H140ZM197 194V193H196ZM242 194V195H241ZM248 194V195H247ZM252 194V195H251ZM262 194V195H261ZM29 197H28V196ZM126 195V196H125ZM137 195H138V197H137ZM238 195H240V196H238ZM246 195V196H245ZM68 196V197H67ZM71 196V197H70ZM121 196V197H120ZM144 196H146V197H144ZM204 196H202V197H204ZM224 196V198H221V197H223ZM242 196V197H241ZM258 198H257V197ZM259 196H260V198H259ZM27 197V198H26ZM34 197V198H33ZM263 197V198H262ZM26 200H25V199ZM97 198V199H96ZM166 198H167V200H171L172 199V196H170V195H166ZM17 199V200H16ZM126 199V200H125ZM257 199V200H256ZM25 200V201H24ZM42 200V201H41ZM95 200V201H94ZM204 200L206 201L207 200V198L205 199L204 198ZM215 200V199H214ZM255 200V201H254ZM259 200V201H258ZM22 201V202H21ZM125 201V202H124ZM209 201V200H208ZM218 201H220V202H218ZM251 201V202H250ZM258 201V202H257ZM20 202V203H19ZM185 202V201H184ZM183 201H182V205H184L183 203H184ZM244 202V203H243ZM256 202V203H255ZM186 203V202H185ZM241 203V204H240ZM244 205H243V204ZM254 203V204H253ZM259 203H260V205H259ZM187 204V203H186ZM258 204V205H257ZM29 205V206H28ZM95 205V206H94ZM79 206V207H78ZM169 204H167L166 202H153L152 203V209H153V211H155L156 213L157 212H161V213H165V214H172L171 212H170V210H169ZM210 206H211V208H210ZM37 207V208H36ZM242 207V208H241ZM249 207V208H248ZM255 207V208H254ZM190 208V207H189ZM254 208V209H253ZM7 209H8V211H7ZM205 209V210H204ZM237 209V210H236ZM242 209V210H241ZM246 209V210H245ZM258 209V210H257ZM262 209V210H261ZM14 210V211H13ZM144 210H147V207L146 208H144ZM204 210V211H203ZM248 210V211H247ZM2 211V212H1ZM239 212V214H238V212ZM249 211L251 212V213H249ZM260 211V212H259ZM5 212V213H4ZM7 212V213H6ZM26 212V213H25ZM214 212V213H213ZM257 212V213H256ZM30 213H31V215H30ZM173 213V214H174ZM206 215H205V214ZM250 214V215H248V214ZM143 214H145V213H143ZM254 214V215H253ZM18 215V216H17ZM21 215V216H20ZM30 215V216H29ZM257 215V216H256ZM260 215V216H259ZM8 216V217H7ZM247 218H246V217ZM7 217V218H6ZM35 217V218H34ZM36 217H39V218H36ZM124 216H120V217H118V216H116V215H109V217H107V216H105L102 220H100L99 218H93V219H91L89 222H88V224H89V226H90V228H93V229H95V231H97V234H99L100 235V232H102L103 230L105 231V229L104 228H106V227H108V226H112L113 227V229H112V233H116V235L115 234H112V235H108V236H106L105 238L103 237L102 239L104 240L103 242H102V240H100V241H98L97 242V244H96V246H94V248H92V250H91V253H90V258L92 259H96V261H95V263H93V264H107V263H113L114 264V262H115V259H114V257L111 255V256H96V258L94 257V254H96L97 253V249L98 248H100V247H104V248H112V250H115V251H124V250H127V248L125 247V246H123L125 243H126V241L127 242H129V240H133V241H135V243H136V245H137V243H138V246H143V244H144V242L146 241V238H148V236H146V233H147V231H153V229L155 228L154 226H150V225H147V224H144V223H142V224H139V225H136V227H134V229H133V231H130L129 232V234H127L128 236H126V235H124V234H122L123 232V230H125L127 227H125V218H123ZM253 219H252V218ZM31 218H33L32 220V222H31ZM106 218V219H105ZM170 218H172V217H170ZM206 218H208V219H206ZM210 218V219H209ZM18 219V220H17ZM22 219V220H21ZM115 219V220H114ZM237 219V220H236ZM244 219V220H243ZM250 219H252V220H250ZM20 220V222L22 223L23 222V224H22V229L23 230H21L22 232H19V233H16L15 235H13V236H10L9 237V239H8V235H9V232L11 231V230H15V226L18 224L17 223V221H19ZM105 220V221H104ZM229 220V221H228ZM242 221V222H237V221ZM3 221V222H2ZM28 221V222H27ZM96 221V222H95ZM204 221V222H203ZM245 221V222H244ZM248 221V222H247ZM30 222V223H29ZM71 222V223H70ZM199 222V223H198ZM210 222H211V224H210ZM213 222V223H212ZM216 222L219 224H217V226H215L216 225ZM40 223V224H39ZM201 223V224H200ZM204 223H206V224H204ZM239 223V224H238ZM182 224H183V226H182ZM232 224V225H231ZM243 224V225H242ZM250 224V225H249ZM185 225H187V226H185ZM198 225H200V227L198 226ZM203 225V226H202ZM208 225H210V226H208ZM247 225V226H246ZM29 227V228H27V227ZM53 226V227H52ZM93 226V227H92ZM196 226V227H195ZM225 226H227V227H225ZM237 226H239V227H237ZM245 226V227H244ZM252 226V227H251ZM5 227V228H4ZM37 227V228H36ZM138 227V228H137ZM142 227V228H141ZM185 227H187V228H185ZM194 227H195V229H194ZM198 227H199V229H198ZM208 229H206V228ZM214 227V228H213ZM229 227V228H228ZM231 227V228H230ZM235 227V228H234ZM251 227V228H250ZM255 227H256V229H257V227H258V229L257 230H255ZM44 228V230L45 229H47V228H50V229H47V232L46 231H43L42 229ZM73 228V229H72ZM119 228V229H118ZM141 228V229H140ZM190 228H192L193 230H192V232H188V235L187 234H183L185 237L183 238V240H182V237L180 238V235H182V230H189ZM203 228V229H202ZM205 228V229H204ZM228 228V229H227ZM234 228V229H233ZM31 229V230H30ZM33 229H34V231H33ZM35 229H37L36 231H35ZM40 231H39V230ZM163 229V230H162ZM196 229H197V231H196ZM210 229L211 230H213L212 232L210 231ZM225 229V230H224ZM227 229V230H226ZM65 230V231H64ZM122 230V231H121ZM191 230V229H190ZM196 232H195V231ZM203 230H204V232H203ZM247 230H248V232H247ZM67 231V232H66ZM103 231V232H104ZM202 231V232H201ZM207 231V232H206ZM209 231V232H208ZM221 231H223V232H220ZM228 231V232H227ZM254 231H256V232H254ZM263 231V232H262ZM27 232H28V234H27ZM36 232V233H35ZM40 232V233H39ZM49 232V233H48ZM50 232H52V233H50ZM59 233L57 236L56 235H54L55 233ZM108 232H109V230H108ZM144 232H146L145 234H143ZM162 232V233H161ZM195 232V233H194ZM205 232H206V234L209 236V237H207L206 236V234H205ZM212 234H211V233ZM231 232V233H230ZM46 233V234H45ZM110 233V232H109ZM134 233V234H133ZM180 233V234H179ZM202 233V234H201ZM216 233H217V236H216ZM220 233V234H219ZM257 233V234H256ZM50 234H52V235H50ZM133 234V235H132ZM190 234H191V237H189L190 236ZM200 234V235H199ZM214 234V235H213ZM219 234V235H218ZM232 234V235H231ZM246 234V235H245ZM54 235V236H53ZM142 235H144V236H142ZM177 235V236H176ZM193 235H194V238L195 239H193ZM204 235V236H203ZM212 235H213V239H212ZM230 237H228V236ZM253 235V236H252ZM260 237H262V238H260ZM56 236V237H55ZM187 236V237H186ZM203 236V237H202ZM214 236H216V238L214 237ZM233 236V237H232ZM50 237V238H49ZM127 237V239L128 240H124V238H126ZM131 237V238H130ZM134 237V238H133ZM158 237H159V239H158ZM176 237V238H175ZM201 237V238H200ZM206 237V238H205ZM219 237V238H218ZM229 238V239H227V238ZM232 237V238H231ZM245 237V238H244ZM252 237V238H251ZM45 238V239H44ZM86 238V237H85ZM89 240H91V241H93V240H96V239H99V237H97V236H95V237H93V236H90V237H87ZM86 238V239H87ZM140 238V239H139ZM185 238H186V240H185ZM209 238V239H208ZM220 239V241L218 240V239ZM234 238V239H233ZM244 238V239H243ZM260 238V239H259ZM69 239V240H68ZM123 241H125V242H123ZM200 239H202L201 241H199ZM206 239V240H205ZM207 239H208V241H207ZM211 239V240H210ZM237 239H238V242H237ZM263 239V240H262ZM46 240V241H45ZM48 240H50L49 242H48ZM106 240V241H105ZM143 240V241H142ZM190 240V241H189ZM213 240V241H212ZM216 240V243L214 242ZM226 242V243H228V244H225L224 243V241ZM44 241V242H43ZM82 241V240H81ZM114 241V242H113ZM194 241H195V243H194ZM204 241V242H203ZM212 241V243H210ZM219 241V242H218ZM222 241V242H221ZM228 241H230V242H228ZM233 241H235L234 243L235 244H233ZM246 241V242H245ZM262 241V242H261ZM35 242V243H34ZM63 242V243H62ZM116 242V243H115ZM140 242V243H139ZM199 242H201V243H199ZM211 244H209V243ZM232 242V243H231ZM248 242V243H247ZM252 242H256L255 243V246H253V245H251V243ZM194 243V244H193ZM224 243V245H222ZM229 243H231V244H229ZM242 243V244H241ZM32 244V245H31ZM45 244V245H44ZM209 244V245H208ZM213 244V245H212ZM216 244H217V246L218 245H220L221 244V247L222 246H224V248L222 249V251H220V254L219 255H221V257L220 256H217V257H215L216 256V248H214V246L215 247H217L216 246ZM237 244V245H236ZM240 244V245H239ZM246 244V245H245ZM250 244V245H249ZM259 244V245H258ZM24 245V246H23ZM56 245V246H55ZM62 245V246H61ZM117 245V246H116ZM188 246V247H190V248H187L186 246ZM197 247H196V246ZM201 245V246H200ZM227 245V246H226ZM236 245V246H235ZM258 245V246H257ZM262 245H263V247H262ZM31 246V247H30ZM61 246V247H60ZM109 246V247H108ZM185 248H184V247ZM198 246H199V248H198ZM208 246V247H207ZM211 246V247H210ZM229 246H230V248H229ZM231 246H233L234 247V250H233V247H231ZM249 246V247H248ZM194 247H196V248H194ZM202 247V248H201ZM204 247V248H203ZM207 247V248H206ZM209 247H210V250L212 251V253H214V254H212L211 253V251L209 250ZM214 249H213V248ZM239 247V248H238ZM25 248V249H24ZM40 248V249H39ZM109 248V249H110ZM114 248V249H113ZM191 248H192V250L194 249V251L193 252H191L192 250H191ZM205 248H206V250H207V252H205ZM229 248V249H228ZM258 248H259V250H258ZM4 249V250H3ZM11 249H12V251H11ZM26 249H27V251H26ZM57 249V250H56ZM183 249V250H182ZM190 249V250H189ZM195 249H197V250H195ZM226 249V250H225ZM227 249H228V252H227ZM231 249V250H230ZM249 251H248V250ZM186 250H188V253H187V251ZM199 250H200V252H202V253H200L199 252ZM202 250H204V251H202ZM225 251V253H224V251ZM240 250V251H239ZM23 251V252H22ZM214 251V252H213ZM239 251V252H238ZM251 251V252H250ZM254 251H255V253H254ZM259 251V252H258ZM261 251H263V252H261ZM25 252V253H24ZM190 252V253H189ZM203 252H204V254H203ZM257 252V253H256ZM45 253V254H44ZM92 253H93V256H92ZM191 253H193L192 255H190ZM196 253H198L197 255H198V257H200V258H198L197 257V255H195ZM209 255H208V254ZM211 253V254H210ZM228 255H227V254ZM240 253V254H239ZM248 253V254H247ZM259 253V255H257ZM4 254V255H3ZM6 254V255H5ZM130 254V255H129ZM128 254V258L127 259H125V263L124 264H132V263H134L137 259L135 258L136 256H135V254H132V253H129ZM200 254H202V256H200ZM226 254V257L224 256ZM251 255V254H253V255H251V256H248V255ZM62 255H64V257H62ZM87 255V254H86ZM214 255V256H213ZM231 255V256H230ZM240 255V256H239ZM261 255V256H260ZM193 258H192V257ZM196 256V257H195ZM207 256V257H206ZM209 256L211 257V258H209ZM223 256V257H222ZM230 256V257H229ZM232 256H234V260L233 261H229V260H232L233 259V257ZM246 256H248V257H246ZM29 257H31V256H29ZM44 257H46V259H44ZM105 257V258H104ZM213 257H215V258H213ZM236 257V258H235ZM239 257V258H238ZM252 257V258H251ZM43 258V261H41V259ZM99 258V259H98ZM102 258V259H101ZM107 258V259H106ZM195 258H196V260H195ZM204 258V259H203ZM213 258V259H212ZM223 258H224V260H223ZM237 258H238V260H237ZM245 258V259H244ZM247 258V259H246ZM251 258V259H250ZM104 259H105V261H104ZM199 259H202V260H199ZM208 259H210V260H212L211 262H210V260H208ZM215 259H218V260H215ZM236 259V260H235ZM244 259V260H243ZM249 259V260H248ZM255 259V260H254ZM260 259V260H259ZM24 260V261H23ZM83 260V261H82ZM100 260V261H99ZM185 260V257H183L182 259H181V261H184ZM208 260V261H207ZM243 261V263L241 262V261ZM247 260V261H246ZM251 260V261H250ZM258 260V261H257ZM66 263H65V262ZM191 261H193V262H191ZM204 261H205V263H204ZM224 261V262H223ZM236 261V262H235ZM246 261V262H245ZM250 261V262H249ZM260 261V262H259ZM122 262V261H121ZM191 262V263H190ZM198 262V263H197ZM218 262V263H217ZM227 262V263H226ZM240 262V263H239ZM257 262V263H256ZM120 263V262H119ZM85 264H89V263H85ZM117 264V263H116Z\"/></svg>",
	"mask_w": 264,
	"mask_h": 264
},
{
	"label": "bare ground",
	"instance_id": "6f19581e",
	"mask_svg": "<svg viewBox=\"0 0 264 264\" xmlns=\"http://www.w3.org/2000/svg\"><path fill=\"white\" fill-rule=\"evenodd\" d=\"M5 1H7V0H5ZM9 1H10V0H9ZM21 1H22V0H21ZM21 1H20V2H21ZM25 1H27V0H25ZM31 1H32V0H31ZM33 1H34V0H33ZM41 1H42V0H41ZM53 1H54V0H53ZM60 1H61V0H60ZM63 1H64V0H63ZM70 1H71V0H70ZM83 1H84V0H83ZM89 1H90V0H89ZM99 1H101V0H99ZM108 1H109V0H108ZM119 1H120V0H119ZM143 1H144V0H143ZM158 1H159V0H158ZM171 1L173 2V0H170V2H171ZM192 1H193V0H192ZM192 1H191V4H192ZM200 1H202V0H199V3H200ZM210 1H211V0H210ZM214 1L217 2V0H214ZM227 1H228V0H227ZM227 1H226L225 3H227ZM229 1H230V0H229ZM252 1L254 2L255 0H252ZM2 2H3V0H2ZM2 2H1V3H2ZM20 2H17V3H20ZM23 2H24V1H23ZM35 2H36V0H35ZM37 2H38V1H37ZM43 2H44V1H42V2H40V3H43ZM45 2L47 3L48 1H45ZM54 2H55V1H54ZM54 2H53V3H54ZM57 2H59V1H57ZM73 2H74V1H72V2H70V3H73ZM76 2H77V0H76ZM84 2H86V0H85ZM90 2H92V1H90ZM117 2H118V0H117ZM168 2H169V1H168ZM168 2H167V5H168ZM188 2H189V1H188ZM197 2H198V1H197ZM216 2H214V3H216ZM218 2H219V1H218ZM231 2H232V1H231ZM261 2H263V1H261ZM3 3H4V2H3ZM7 3H8V2H7ZM10 3H12V2H10ZM10 3H9V4H10ZM24 3H25V2H24ZM29 3H30V1H29ZM32 3H33V2H32ZM48 3H49V2H48ZM59 3H60V2H59ZM61 3H62V2H61ZM68 3H69V2H68ZM70 3H69V4H70ZM87 3H88V1H87ZM92 3H93V2H92ZM92 3H91V4H92ZM94 3H95V2H94ZM98 3H99V2H98ZM109 3H112V1H110ZM119 3H120V2H119ZM121 3H122V2H121ZM132 3H133V2H131L130 4H132ZM156 3H157V2H156ZM211 3H213V2H211ZM211 3H210V4H211ZM221 3H222V2H221ZM225 3H224V4H225ZM244 3H245V2H244ZM247 3H249V0H248ZM251 3H252V2H251ZM26 4H28V3H26ZM37 4H38V7H39L40 4H39V3H37ZM75 4H76V3H75ZM79 4H80V3H79ZM81 4H82V3H81ZM91 4H90V5H91ZM101 4H102V3H101ZM112 4H113V3H112ZM148 4H150V3H148ZM153 4H154V2H153ZM188 4H189V3H188ZM197 4H198V3H197ZM222 4H223V3H222ZM222 4H221V5H222ZM224 4H223V5H224ZM256 4H257V2H256ZM3 5H4V4H3ZM12 5H14V4H12ZM23 5L25 6V4H23ZM44 5H45V4H44ZM50 5H52V2L50 3ZM50 5H49V6H50ZM55 5H57V4H55ZM55 5H54V6H55ZM59 5H60V4H59ZM61 5H62V4H61ZM70 5H71V4H70ZM83 5H84V3H83ZM87 5H89V4H87ZM92 5H93V4H92ZM96 5H97V0H96ZM109 5H111V4H109ZM113 5H114V4H113ZM113 5H111V6H113ZM116 5H117V4H116ZM134 5H136V4H134ZM142 5H143V4H142ZM161 5H162V4H161ZM161 5H160V7H161ZM165 5H166V4H165ZM174 5H175V4H174ZM219 5H220V4H219ZM219 5H218V7H219ZM221 5H220V7H221ZM227 5H228V3H227ZM231 5H232V4H231ZM250 5H251V4L249 3V7H250ZM1 6H2V5H1ZM6 6H9V5H7V4L4 5V7H6ZM18 6H19V5H16V7H18ZM24 6H23V7H24ZM30 6H31V5H30ZM32 6H33V4H32ZM41 6L43 7V5H41ZM45 6H46V5H45ZM47 6H48V5H47ZM54 6H53V7H54ZM67 6H68V5H67ZM75 6H77V5H75ZM79 6H81V5H78V7H79ZM85 6H86V5H85ZM104 6H105V4L103 5V7H102V6H101V7L104 8ZM140 6H141V4H140ZM172 6H173V5H172ZM175 6H176V5H175ZM204 6H206V5H204ZM215 6H217V5H215ZM256 6H257V5H256ZM2 7H3V6H2ZM2 7L0 8V10L2 9ZM12 7H13V6H12ZM16 7H15V8H16ZM20 7H22V6H20ZM61 7L63 8V7H65V6L62 5V6H60V8H61ZM68 7H69V6H68ZM83 7H84V6H83ZM83 7H82V8H83ZM91 7H92V6H91ZM93 7H94V5H93ZM151 7H154V6L151 5ZM191 7H192V6H191ZM193 7H194V6H193ZM207 7H209V6L207 5ZM211 7H212V6H211ZM218 7H217V8H218ZM220 7H219V9H220ZM225 7H226V6H224L223 9H225ZM237 7H238V5H237ZM244 7H245V5H244ZM6 8H7V7H6ZM15 8H14V9H15ZM24 8H25V7H24ZM26 8H27V6H26ZM31 8H32V7H31ZM33 8H35V7L33 6ZM50 8H51V6H50ZM71 8H72V7H71ZM79 8H80V7H79ZM84 8H85V7H84ZM97 8H98V6L96 7V9H97ZM111 8H112V7H111ZM120 8H121V7H120ZM120 8H117V9H120ZM123 8H124V7H123ZM131 8H132V7H131ZM154 8H155V7H154ZM154 8H153V9H154ZM158 8H159V7H158ZM158 8L156 7V9H158ZM162 8H163V6H162ZM164 8H165V7H164ZM172 8H173V7H172ZM172 8H171V9H172ZM174 8H175V7H174ZM176 8H178V7H176ZM179 8H180V7H179ZM184 8H186V7H184ZM198 8H199V6H198ZM198 8H195V9L198 10ZM205 8H206V7H205ZM212 8H213V7H212ZM229 8H230V7H229ZM231 8H232V7H231ZM233 8H234V7H233ZM238 8H239V7H238ZM246 8H247V7H246ZM7 9H8V8H7ZM21 9H22V8H21ZM21 9H20V10H21ZM27 9H29V8H27ZM27 9H26V10H27ZM35 9H36V8H35ZM39 9H40V8L36 9L35 11H37V10L39 11ZM41 9H42V8H41ZM48 9H49V7H48ZM48 9H47V10H48ZM54 9H56V8H54ZM57 9H58V7H57ZM66 9H67V7H66ZM74 9H75V8H74ZM85 9H86V8H85ZM85 9H84V10H85ZM88 9H89V8H88ZM115 9H116V8H115ZM117 9H116V11H117ZM124 9H125V8H124ZM159 9H161V8H159ZM206 9H207V8H206ZM206 9H205V10H206ZM210 9H211V8H210ZM219 9H218V11H216V12H219ZM234 9H235V8H234ZM250 9H252V7H251ZM250 9H248V10H250ZM262 9H263V8H262ZM262 9H261V10H262ZM20 10L18 9V12H19ZM22 10H23V9H22ZM26 10H25V11H26ZM43 10H44V9H43ZM43 10H42V11H43ZM58 10H61V9H58ZM68 10L70 11V7H69ZM76 10H77V7H76ZM92 10H93V8H92ZM103 10H104V9H103ZM103 10H102V12H103ZM148 10L150 11V9H148ZM175 10H177V9H175ZM175 10H173V11H175ZM193 10H194V8H193ZM214 10H216V9H214ZM214 10H213V11H214ZM225 10H227V9H225ZM225 10H224V11H225ZM229 10H230V9H229ZM258 10H259V9H258ZM6 11H7V10H6ZM14 11H15V10H14ZM25 11L23 10L24 14L26 13ZM29 11L34 12V11L31 10V9H30ZM40 11H41V10H40ZM45 11H46V9H45ZM50 11H52V10L50 9ZM66 11H67V10H66ZM69 11H68V12H69ZM72 11H74V10H72ZM79 11L81 12V10H79ZM86 11H88V10L86 9ZM86 11H85V12H86ZM90 11H91V10H90ZM106 11L108 12V10H106ZM109 11H110V10H109ZM123 11H125V10H123ZM132 11H133V10H132ZM146 11H147V10H146ZM152 11H153V10H152ZM157 11H158V10H157ZM162 11H163V10H162ZM169 11H170V10H169ZM203 11H204V10H203ZM208 11H209V10H208ZM211 11H212V10H211ZM221 11H222V13H224L225 15H228V14H226L227 11H226V12H224L223 10H221ZM231 11H232V9H231ZM236 11H238V10H236ZM241 11H242V10H241ZM245 11H246V9H245ZM245 11H244V12H245ZM263 11H264V10H263ZM0 12H1V11H0ZM15 12H16V11H15ZM18 12H17V13H18ZM46 12H47V11H46ZM55 12H56V11H55ZM77 12H78V11H77ZM88 12H89V11H88ZM91 12H92V11H91ZM91 12H90V13H91ZM141 12H142V10H141ZM141 12H140V13H141ZM143 12H144V9H143ZM153 12H154V11H153ZM158 12H159V11H158ZM163 12H165V11H163ZM163 12H162V13H163ZM180 12H181V11H180ZM195 12H196V11H195ZM197 12H198V11H197ZM209 12H210V11H209ZM239 12H240V11H239ZM250 12H251V11H250ZM5 13H6V12H5ZM17 13H15V14H17ZM20 13H21V11H20ZM27 13H28V12H27ZM35 13H36V14H39V13H37V12H35ZM40 13H41V12H40ZM78 13H79V12H78ZM92 13H93V12H92ZM94 13H96V12L94 11ZM104 13H105V12H104ZM147 13H148V12H147ZM169 13H170V12H169ZM169 13H168V14H169ZM177 13H178V12H177ZM183 13H184V11H183ZM192 13H193V12H192ZM206 13H207V12H206ZM227 13H229V12H227ZM230 13H232V12H230ZM242 13H243V12H242ZM251 13H252V12H251ZM256 13H257V12H256ZM260 13H261V12H260ZM28 14H29V13H28ZM32 14H33V13H32ZM43 14H44V12H43ZM71 14H72V12H71ZM71 14H69V15H71ZM76 14H77V13H76ZM87 14H89V13H87ZM97 14H98V13H97ZM105 14H106V13H105ZM110 14H111V13H110ZM132 14L134 15V13H132ZM132 14L127 13V15H132ZM154 14H155V13H154ZM160 14H161V13H160ZM165 14H166V12H165ZM170 14H171V13H170ZM174 14H175V13H174ZM236 14H237V13H236ZM239 14H240V13H239ZM244 14H245V13H244ZM253 14H254V13H253ZM253 14H252V15H253ZM261 14H262V13H261ZM8 15H10V14H8ZM18 15H19V14H18ZM25 15H26V14H25ZM25 15H24V17H25ZM29 15H31V14H29ZM39 15H40V14H39ZM39 15H38V16H39ZM57 15H60V17H61V12H60V14H57ZM65 15H67V14L65 13ZM65 15H64V16H65ZM81 15H82V14H81ZM115 15H116V14H115ZM115 15H114V16H115ZM119 15H121V14H119ZM124 15H125V14H124ZM141 15H142V14H141ZM143 15H144V13H143ZM149 15H151L150 12H149ZM149 15H148V16H149ZM155 15H156V14H155ZM166 15H167V14H166ZM177 15H178V14H177ZM180 15H181V14H180ZM189 15H190V14H189ZM207 15H208V13H207ZM212 15H213V14H212ZM216 15H217V13H216ZM218 15H219V14H218ZM232 15H233V14H231V16H232ZM234 15H235V14H234ZM258 15H259V14H258ZM3 16H4V15H3ZM6 16H7V15H6ZM13 16H15V15H13ZM51 16H52V15H51ZM72 16H73V15H72ZM72 16H71V18H72ZM77 16H80V15H77ZM77 16H76V17H77ZM90 16H91V15H90ZM101 16H102V15H101ZM114 16H113V17H114ZM121 16H122V15H121ZM138 16H139V15H137V17H138ZM156 16L158 17V14H157ZM159 16H161V15H159ZM175 16H176V15H175ZM190 16H191V15H190ZM190 16H189V17H190ZM196 16H197V15H196ZM196 16H195V17H196ZM198 16H200V15H198ZM198 16H197V18H198ZM213 16H214V15H213ZM219 16H221V15H219ZM236 16H238V15H236ZM246 16H247V15H246ZM248 16H249V13H248ZM248 16H247V17H248ZM30 17H31V16H30ZM30 17H29V18H30ZM44 17H45V15H44ZM57 17H58V16H56V18H57ZM67 17H68V16H67ZM81 17H82V16H81ZM85 17H87V16H85ZM88 17H89V16H88ZM119 17H120V16H119ZM129 17L131 18L132 16H129ZM134 17H136V16L134 15ZM142 17H143V16H142ZM157 17H156V19H157ZM176 17H177V16H176ZM176 17H175V18H176ZM185 17H186V16H185ZM193 17H194V16H193ZM204 17H206V16L204 15ZM204 17L202 16V18H204ZM210 17H211V16H210ZM228 17H230V16H228ZM242 17H243V16H242ZM4 18H5V17H4ZM10 18H12V17H10ZM17 18H18V16H17ZM21 18H22V17H21ZM45 18H47V17H45ZM48 18H49L48 21H50V16H49ZM58 18H59V17H58ZM98 18H99V16H98ZM116 18H117V17H116ZM116 18H115V19H116ZM121 18H122V17H121ZM138 18H139V17H138ZM150 18H151V17H150ZM168 18H169V17H168ZM172 18H173V17H172ZM206 18H209V17L207 16ZM216 18H217V17H216ZM226 18H227V17H226ZM226 18H225V20H226ZM230 18H231V17H230ZM238 18H240V17L238 16ZM248 18H251V17H248ZM248 18H247V19H248ZM263 18H264V17H263ZM0 19H1V18H0ZM6 19H7V18H6ZM12 19H13V18H12ZM12 19H11V20H12ZM53 19H54V18L52 17V20H53ZM69 19H70V18H69ZM77 19H78V18H77ZM82 19H84V18H82ZM82 19H80V21H81ZM87 19H89V18H87ZM102 19H103V18H102ZM110 19H112V18H110ZM110 19H109V20H110ZM122 19H124V17H123ZM127 19H128V18H127ZM135 19H136V18H135ZM147 19H149V18H147ZM152 19L156 20L155 18H152ZM152 19H151V20H152ZM160 19H161V18H160ZM160 19H159V22H160ZM183 19H184V18H183ZM194 19H195V18H194ZM199 19H200V18H198V19H196V20L199 21ZM204 19H205V18H204ZM210 19H211V18H210ZM212 19H213V18H212ZM221 19H222V18H221ZM231 19H232V18H231ZM231 19H230V20H231ZM241 19H243V18H241ZM252 19H253V18H252ZM16 20H17V19H15V21H16ZM30 20H31V19H30ZM34 20H36V19H34ZM34 20H33V21H34ZM46 20H47V19H46ZM62 20L65 21L64 18H63ZM66 20H67V19H66ZM85 20H86V19H85ZM107 20H108V18H107ZM107 20H106V21H107ZM112 20H113V19H112ZM139 20H140V19H138V22H139ZM141 20H143V19H141ZM168 20H170V19H168ZM171 20H172V19H171ZM184 20H185V19H184ZM249 20H250V22L252 23L251 19H249ZM259 20H261V19H259ZM259 20H258V21H259ZM263 20H264V19H263ZM263 20H262V22H263ZM3 21H4V19H3ZM20 21H21V19H20ZM44 21H45V20H44ZM60 21H61V19H60ZM70 21H72V20H70ZM78 21H79V20H77V23H78ZM80 21H79V22H80ZM82 21H83V20H82ZM87 21H89V20H87ZM97 21H98V20H97ZM97 21H96V22H97ZM106 21H105V22H106ZM120 21H121V20H120ZM122 21H124V20H122ZM131 21H132V20H131ZM133 21H134V18H133ZM143 21H145V20H143ZM143 21H140V22H143ZM147 21H148V20H147ZM147 21H146V22H147ZM149 21H150V20H149ZM149 21H148V22H149ZM156 21H158V20H156ZM179 21H180V20H179ZM186 21H187V20H186ZM198 21H196V22L199 24ZM218 21H219V20H218ZM241 21H242V20H241ZM244 21H245V19H244ZM10 22H11V21H10ZM10 22H9V23H10ZM39 22H40V21H39ZM52 22H54V21H52ZM66 22H67V21H66ZM68 22H69V21H68ZM91 22H92V21H91ZM111 22H112V21H111ZM124 22H127V20H125ZM153 22H154V21H153ZM162 22H163V21H162ZM166 22H167V21H166ZM173 22H174V19L171 21V23H173ZM190 22H191V21H189V23H190ZM192 22H193V21H192ZM200 22H201V21H200ZM204 22L207 23V21H204ZM209 22H210V21H209ZM223 22H224V21H223ZM225 22H227V21H225ZM250 22L248 21V23H250ZM253 22H254V21H253ZM262 22H261V23H262ZM3 23H4V22H3ZM26 23H27V22H25V24H26ZM33 23H34V22H33ZM49 23H50V22H49ZM55 23L57 24L56 20H55ZM62 23H65V22H62ZM69 23H70V22H69ZM86 23H90V22H86ZM93 23H94V22H93ZM119 23H120V22H119ZM130 23H131V22H130ZM133 23H134V22H133ZM133 23H131V24L133 25ZM136 23H137V22H136ZM154 23H155V22H154ZM171 23H170V25H171ZM186 23H188V21H187ZM186 23H185V25H187ZM202 23H203V22H202ZM238 23H239V22H238ZM242 23H243V22H242ZM248 23H247V24H248ZM251 23H250V25H251ZM258 23H259V22H258ZM261 23H260V25H261ZM29 24H30V23H29ZM58 24L60 25V23H58ZM67 24H68V23H66V25H67ZM70 24H71V23H70ZM70 24L67 26V28H69ZM73 24H74V23H73ZM79 24H80V26H81V23H79ZM84 24H85V23H84ZM102 24H103V23H102ZM107 24H109V23L107 22ZM111 24H113V23H111ZM116 24H118V23H116ZM116 24H115V25H116ZM127 24H128V22H127ZM127 24H125L126 27H127ZM137 24H139V23H137ZM144 24H145V23H144ZM150 24H151V23H150ZM150 24L148 25V27L150 26ZM152 24H153V23H152ZM163 24H164V23H163ZM165 24H166V23H165ZM175 24H176V23H175ZM183 24H184V23H182V25H183ZM192 24H193V23H192ZM194 24H195V23H194ZM194 24H193V25H194ZM198 24H196V25H198ZM213 24H214V23H213ZM243 24H244V23H243ZM4 25H5V24H4ZM39 25H40V24H39ZM41 25H42V24H41ZM53 25H54V24H53ZM74 25H75V24H74ZM74 25H73V26H74ZM86 25H87V24H86ZM91 25H92V24H91ZM91 25L89 24V27H90ZM122 25H123V23H122ZM142 25H143V24H142ZM154 25H156V24H154ZM173 25H174V24H173ZM180 25H181V24H180ZM196 25H194V26H196ZM199 25H200V24H199ZM199 25H198V26H199ZM206 25H207V24H206ZM208 25H209V23H208ZM228 25H229V24H228ZM239 25H240V24H239ZM241 25H242V24H241ZM248 25H249V24H248ZM255 25H257V24H255ZM26 26H27V25H26ZM46 26H47V24H46ZM63 26H64V24H63ZM78 26H79V25H78ZM108 26H109V25H108ZM108 26H107V27H108ZM119 26H121V25H119ZM143 26H144V25H143ZM167 26H168V24H167ZM178 26H179V25H178ZM191 26H192V25H191ZM191 26H190V27H191ZM194 26H192V27H194ZM204 26H205V25H204ZM219 26H220V25H219ZM244 26L248 27V26L245 25V24H244ZM252 26L254 27V23L252 24ZM263 26H264V24H263ZM17 27H18V26H17ZM17 27H16V28H17ZM20 27H21V28H24V27H22V26H20ZM28 27H29V26H28ZM58 27H60V26H58ZM58 27L55 26V28H58ZM61 27H62V26H61ZM61 27H60V28H61ZM64 27L66 28V26H64ZM64 27H63V28H64ZM75 27L78 28V29H80V28L77 27V26H75ZM81 27H82V26H81ZM87 27H88V25H87ZM110 27H111V26H110ZM132 27H133V26H132ZM135 27H136V25H135ZM138 27H139V26H138ZM153 27H154V26H153ZM153 27H152V28H153ZM162 27H164V25H163ZM162 27H161V28H162ZM173 27H174V26H173ZM173 27H172V28H173ZM175 27H176V25H175ZM187 27H188V26H187ZM199 27L201 28L202 26H199ZM214 27L216 28V26H214ZM228 27H229V26H228ZM231 27H232V26H231ZM237 27H238V26H237ZM239 27H240V26H239ZM242 27H243V26H242ZM249 27H250V26H249ZM255 27H256V26H255ZM16 28H15V29H16ZM21 28H20V30H21ZM31 28H33V26H32ZM42 28H43V27H42ZM50 28H51V26H50ZM52 28H53V26H52ZM60 28L58 29L59 32L62 30V29L60 30ZM85 28H86V27H85ZM104 28H105V27H104ZM113 28H114V27H113ZM117 28H118V26H117ZM121 28H123V27H121ZM121 28H120V29H121ZM133 28H134V27H133ZM133 28H132V29H133ZM145 28H146V27H145ZM156 28H159V27L157 26ZM166 28H168V27H166ZM196 28H197V27H196ZM202 28H203V27H202ZM212 28H213V27H212ZM215 28H214V29H215ZM218 28H219V27H218ZM218 28H217V30H219ZM225 28H226V27H225ZM233 28H235V27H233ZM251 28H252V27H251ZM2 29H3V28H2ZM10 29H11V28H10ZM29 29H30V27H29ZM38 29H39V28H38ZM72 29H73V28H72ZM72 29H71V30H72ZM86 29H87V28H86ZM96 29H97V28H96ZM100 29H101V28H100ZM128 29L131 30V29H130V26L128 27ZM128 29L123 30V31H127ZM139 29H140V28H139ZM162 29H163V28H162ZM169 29H170V28H169ZM169 29H168V30H169ZM182 29H183V28H182ZM185 29H186V28H185ZM203 29H204V28H203ZM214 29H212V30H214ZM231 29H232V28H231ZM237 29H238V28H237ZM237 29H235V31H236ZM242 29H244V28H242ZM253 29H254V28H253ZM263 29H264V28H263ZM31 30H33V29H30L29 31H31ZM45 30H46V29H45ZM49 30H50V29H49ZM56 30H57V29H56ZM66 30H67V29H66ZM66 30H65V31H66ZM87 30H88V29H87ZM109 30H111V32H112V29H111V28H109L108 30H105V31H104V29L102 28V30H100V32H101V31L106 32V31H109ZM129 30H128V31H129ZM133 30H134V29H133ZM159 30H160V29H159ZM170 30H171V29H170ZM172 30H173V29H172ZM204 30H205V29H204ZM217 30H216V31H217ZM226 30H227V29H226ZM233 30H234V29H233ZM240 30H241V29H240ZM247 30H249L248 32H250V28L247 29ZM254 30L256 31V28H255ZM254 30H253V31H254ZM0 31H1V30H0ZM23 31H24V30H23ZM23 31H21V32H23ZM25 31H26V30H25ZM42 31H43V30H42ZM54 31H55V30H54ZM63 31H64V30H62L61 32H63ZM75 31H76V30H75ZM85 31H86V30H85ZM117 31H118V29H117ZM117 31H115V34H116ZM128 31H127V32H128ZM131 31H132V30H131ZM144 31H145V30H144ZM147 31H148V30H147ZM149 31H150V30H149ZM165 31H166V29H165ZM187 31H188V29H187ZM192 31H195V30H192ZM199 31H201V30H199ZM207 31H208V30H207ZM214 31H215V30H214ZM221 31H222V30H221ZM224 31H225V30H224ZM229 31H230V29H229ZM231 31H232V30H231ZM238 31H239V30H238ZM238 31H236V32L238 33ZM253 31H252L251 33H253ZM258 31H259V30H258ZM258 31H257V32H258ZM3 32H4V31H3ZM17 32H19V31H17ZM26 32H27V31H26ZM32 32H33V31H32ZM39 32H40V31H39ZM39 32H38V33H39ZM52 32H53V31H50V33H52ZM73 32H74V31H73ZM80 32H82V30H81ZM92 32H93V31H92ZM97 32H98V31H97ZM120 32H121V31H120ZM133 32H134V31H133ZM133 32H132V33H133ZM136 32H137V28H136ZM151 32H152V31H151ZM151 32H150V33H151ZM179 32H180V31H179ZM182 32H183V30H182ZM196 32H197V31H196ZM217 32H218V31H217ZM232 32H233V31H232ZM236 32H234V33H235L234 36H236ZM242 32H243V31H241V33H242ZM262 32H263V30H262ZM57 33H58V32H57ZM106 33L108 34V32H106ZM106 33H105V34H106ZM109 33H110V32H109ZM118 33H119V32H118ZM122 33H123V32H122ZM132 33H131V34H132ZM141 33H142V32H141ZM145 33H146V32H145ZM153 33H155V32H153ZM160 33L162 34V32H160ZM174 33H175V32H174ZM176 33H177V32H176ZM183 33H184V32H183ZM185 33H187V32H185ZM197 33H198V32H197ZM199 33H200V32H199ZM204 33H205V32H204ZM211 33L213 34V31H211ZM225 33H226V32H225ZM260 33H261V32H260ZM17 34H18V33H17ZM33 34H34V33H33ZM39 34H40V33H39ZM39 34L37 35V38H38V36H41V37H42V34H43V33H42L41 35H39ZM52 34H55V35H56V33H52ZM87 34H88V33H87ZM134 34H135V32L133 33V35H134ZM138 34H139V33H138ZM166 34H168V33H166ZM170 34H171V33H170ZM205 34H206V33H205ZM212 34H211V35H212ZM215 34H217V33H215ZM223 34H224V33H223ZM243 34H244V33H243ZM254 34H255V33H254ZM261 34H263V33H261ZM6 35H7V34H5L4 36H6ZM11 35H13V34H11ZM34 35H35V34H34ZM46 35H47V34H46ZM49 35H50V34H49ZM88 35H89V34H88ZM91 35H92V33H91ZM91 35H89V36L91 37ZM99 35H100V34H99ZM99 35H98V36H99ZM101 35H102V32H101ZM109 35H110V34H109ZM117 35H118V34H117ZM155 35H156V34H155ZM159 35H160V34H159ZM180 35H181V34H179V36H180ZM184 35H186V34H184ZM190 35H191V37L193 36L192 34H190ZM190 35H189V36H190ZM203 35H204V34H203ZM206 35H207V34H206ZM211 35H210V36H211ZM213 35H214V34H213ZM217 35H218V34H217ZM217 35H216V37H217ZM228 35H229V34H228ZM228 35H227V36H228ZM231 35H232V34H231ZM252 35H253V34H252ZM252 35H251V36H252ZM13 36H14V35H13ZM17 36H18V35H17ZM20 36H21V35H20ZM26 36H27V35H26ZM52 36H54V35H52ZM69 36H71V35H69ZM86 36H87V35H86ZM112 36H113V35H112ZM114 36H115V35H114ZM120 36L122 37V35H120ZM123 36H124V33H123ZM125 36H126V34H125ZM134 36H135V35H134ZM148 36H149V34H148ZM160 36H161V35H160ZM168 36H169V34H168ZM173 36H174V35H173ZM177 36H178V35H177ZM177 36H176V37H177ZM186 36H187V35H186ZM198 36H199V35H198ZM220 36H221V35H220ZM223 36H224V35H223ZM232 36H233V35H232ZM237 36H238V35H237ZM237 36H236V37H237ZM240 36H241V34H240ZM243 36H244V35H243ZM247 36H248V35H246L245 37H247ZM261 36H262V35H261ZM22 37H23V36H22ZM24 37H25V36H24ZM41 37H40V38H41ZM47 37H48V36H47ZM47 37H44L45 40L43 39V41H46V38H47ZM50 37H51V35H50ZM58 37H59V36H58ZM62 37H63V36H62ZM66 37H67V34H66ZM77 37H78V36H77ZM93 37H94V34H93ZM101 37H103V36H101ZM101 37H99V38H101ZM109 37H110V36H109ZM116 37H117V36H116ZM127 37H128V36H127ZM127 37H126V38H127ZM136 37H137V35H136ZM145 37H146V36H145ZM150 37H154V35H153V36H150ZM157 37H158V36H157ZM162 37H163V36H162ZM164 37H165V36H164ZM180 37L182 38V39H181V38H180V39L183 40V37H184V36H183V37L180 36ZM194 37H195V35H194ZM201 37H202V36H201ZM212 37H214V36H212ZM229 37H230V36H229ZM238 37H239V36H238ZM253 37H255V36H253ZM257 37H258V34H257ZM0 38H1V37H0ZM7 38H8V36H7ZM18 38H19V37H18ZM27 38H28V37H27ZM31 38H32V37H31ZM33 38L36 39V36H34ZM42 38H43V37H42ZM55 38H56V37H55ZM64 38H65V37H64ZM67 38H68V37H67ZM67 38H66V39H67ZM71 38H72V37H71ZM71 38H70V39H71ZM83 38H85V37H83ZM94 38H95V37H94ZM106 38H107V35H106ZM132 38H133V37H132ZM154 38H156V37H154ZM187 38H188V37H187ZM192 38H193V37H192ZM199 38H200V37H198V39H199ZM218 38H219V37H218ZM225 38H226V37H225ZM231 38H233V37H231ZM240 38L242 39V37H240ZM255 38H256V37H255ZM255 38H254V39H255ZM9 39H10V38H9ZM24 39H25V38H24ZM24 39H23V40H24ZM29 39H30V38H29ZM47 39H48V38H47ZM57 39H58V38H57ZM57 39H56V41H57ZM60 39H61V37H60L58 40H60ZM76 39H77V38H76ZM76 39H75V40H76ZM90 39H91V38H90ZM101 39H102V38H101ZM101 39H100V40H101ZM103 39H104V38H103ZM109 39H110V38H109ZM113 39H114V38H113ZM137 39H138V37L136 38V40H137ZM148 39H149V38H148ZM163 39H164V38H163ZM169 39H171V38L169 37L168 40H169ZM172 39H173V38H172ZM188 39H190V38H188ZM193 39H195V38H193ZM202 39H203V38H202ZM204 39H205V38H204ZM204 39H203V40H204ZM206 39H208V38L206 37ZM206 39H205V40H206ZM212 39H213V38H212ZM243 39H244V37H243ZM248 39H249V38H248ZM251 39H252V38H251ZM256 39L258 40V38H256ZM10 40H11V39H10ZM38 40H39V39H38ZM64 40H65V39H64ZM80 40H82V39H80ZM94 40H95V39H94ZM104 40H106V39H104ZM114 40L117 41L116 39H114ZM119 40H121V39H119ZM122 40H123V39H122ZM122 40H121V42H122ZM131 40H132V39H131ZM139 40H140V39H139ZM141 40H142V39H141ZM145 40H146V38H145ZM161 40H162V39H161ZM168 40H167V41H168ZM177 40H178V39H177ZM195 40H196V39H195ZM222 40H223V39H222ZM226 40H228V39L226 38ZM229 40H230V38H229ZM232 40H233V39H232ZM244 40H246V38H245ZM244 40L242 41V44H243ZM2 41H3V40H2ZM5 41H6V39H5ZM32 41H33V40H32ZM34 41H36V40H34ZM39 41H40V40H39ZM39 41H38V42H39ZM49 41H50V40H49ZM49 41H48V42H49ZM61 41H62V40H61ZM66 41H67V42L69 41V43H70V40L67 39ZM71 41H72V40H71ZM78 41H79V39H78ZM85 41H86V40H85ZM109 41H110V40H109ZM127 41H128V40H127ZM129 41H130V39H129ZM133 41H134V40H133ZM149 41H150V40H148V42H149ZM152 41H153V38L151 39V42H152ZM158 41H160V40H158ZM170 41H171V40H170ZM183 41H184V40H183ZM186 41H187V40H186ZM189 41H190V40H189ZM191 41H192V40H191ZM193 41H194V40H193ZM197 41H198V40H197ZM200 41H202V40H200ZM216 41H217V40H216ZM234 41H236V40H234ZM240 41H241V40H240ZM240 41H239V42H240ZM12 42H13V41H12ZM29 42H31V41H29ZM41 42H42V41H41ZM53 42H54V41H53ZM58 42H59V41H58ZM63 42H64V41H63ZM80 42H81V41H80ZM88 42H90V40H89ZM92 42H94V41H92ZM110 42H111V41H110ZM123 42H124V40H123ZM136 42H137V41H136ZM136 42H134V43H136ZM146 42H147V41H146ZM156 42H157V41H156ZM162 42H163V41H162ZM165 42H166V41H165ZM206 42H207V41H206ZM210 42H211V40H210ZM226 42H227V41H226ZM232 42H233V41H232ZM232 42L230 41V43H232ZM236 42H238V41H236ZM236 42H235V43H236ZM245 42H246V41H245ZM247 42H249V41H247ZM251 42H252V41H251ZM251 42H250V43H251ZM253 42H254V41H253ZM3 43H4V42H3ZM36 43H37V42H36ZM42 43H43V42H42ZM42 43H41V44H42ZM61 43H62V42H61ZM69 43H68V44H69ZM73 43H74V42H72V44H73ZM82 43H84V42H82ZM99 43H100V42H99ZM105 43H108V42L105 41ZM112 43H113V42H112ZM144 43H145V42H144ZM154 43H155V42H154ZM163 43H164V42H163ZM172 43H173V42H172ZM172 43H171V44H172ZM178 43H179V42H178ZM189 43H190V42H189ZM189 43H188V44H189ZM199 43H200V42H199ZM203 43H204V42H203ZM203 43H202V44H203ZM208 43H209V42H208ZM213 43L215 44L214 39H213ZM230 43H229V44H230ZM240 43H241V42H240ZM240 43H239V44H240ZM21 44H23V43H21ZM46 44H47V42H46ZM48 44H49V43H48ZM64 44L66 45L65 42H64ZM78 44L81 45V43H78ZM91 44H92V43H91ZM91 44L88 45L89 48H91V47H90ZM94 44H96V43H94ZM94 44H92V46H95ZM120 44H122V43H120ZM125 44H127V43H125ZM129 44H130V43H129ZM129 44H128V45H129ZM131 44H133V43L131 42ZM142 44H143V43H142ZM147 44H148V43H147ZM147 44H146V46H147ZM151 44H153V43H151ZM155 44H156V43H155ZM160 44H161V43H160ZM160 44H159V45H160ZM164 44H165V43H164ZM182 44H183V43H182ZM192 44H193V43H192ZM202 44H201V45H202ZM209 44H210V43H209ZM227 44H228V42H227ZM229 44H228V45H229ZM236 44H237V43H236ZM242 44H241V45H242ZM246 44H247V43H246ZM246 44H245V45H246ZM259 44H260V43H259ZM15 45H16V44H15ZM15 45H14V46H15ZM18 45H19V44H18ZM24 45H25V43H24ZM27 45H28V44H27ZM29 45H30V44H29ZM38 45H39V44H38ZM56 45H57V47L59 46V44H56ZM69 45H71V44H69ZM74 45H75V44H74ZM83 45H84V44H83ZM103 45H104V44H103ZM109 45H110V44H109ZM116 45H117V44H116ZM133 45H137V44H133ZM177 45H178V44H177ZM189 45H190V44H189ZM194 45H195V44H194ZM197 45H198V43H197ZM201 45H200V47H201ZM204 45H205V44H204ZM206 45H207V43H206ZM206 45H205V46H206ZM212 45H213V44H212ZM216 45H217V44H216ZM222 45H223V44H222ZM241 45H240V46H241ZM248 45H250V44L248 43ZM251 45H252V43H251ZM25 46H26V45H25ZM35 46H36V45H35ZM43 46H44V44L42 45V47H43ZM46 46L48 47V45H46ZM51 46L53 47V45H51ZM61 46H64V45L61 44L59 47H61ZM72 46H73V45H72ZM76 46H77V45H76ZM81 46H82V45H81ZM86 46H87V44H86ZM86 46H84V47H86ZM105 46H107V45H105ZM105 46H104V47H105ZM140 46L143 47L142 45H140ZM140 46H139V47H140ZM144 46H145V45H144ZM150 46H152V45H150ZM155 46H156V45H155ZM224 46H226L225 43H224ZM230 46H231V45H230ZM230 46H229V47H230ZM238 46H239V45H238ZM23 47H24V46H23ZM27 47H28V46H27ZM33 47H34V46H33ZM33 47H32V48H33ZM42 47H41V48H42ZM55 47H56V46H55ZM74 47H75V46H74ZM78 47H79V45H78ZM84 47H82V48H84ZM109 47H110V46H109ZM113 47H114V45H113ZM113 47H111V48L114 49L115 47H114V48H113ZM122 47H123V46H122ZM124 47H125V46H124ZM124 47H123V48H124ZM131 47H133V46L131 45ZM131 47H129V48H131ZM134 47H135V46H134ZM137 47H138V45H137ZM139 47H138V48H139ZM141 47H140V48H141ZM152 47H153V46H152ZM169 47H170V46H167L166 48H169ZM174 47H175V46H174ZM176 47H177V46H176ZM180 47H181V46H180ZM207 47H208V46H207ZM236 47H237V45H236ZM242 47H243V45H242ZM248 47H250V46H248ZM258 47H259V46H258ZM21 48H22V47H21ZM21 48H19V49H21ZM30 48H31V47H30ZM30 48H29V50H30ZM32 48H31V50H32ZM38 48L40 49V47H38ZM44 48H45V47H44ZM48 48H51L50 45H49ZM65 48L67 49L68 47L65 46ZM93 48H94V47H93ZM93 48H92V51H93ZM123 48H122V49H123ZM127 48H128V46H127ZM144 48H145V47H144ZM154 48H155V47H154ZM154 48H152V49L154 50ZM156 48H157V47H156ZM170 48H171V47H170ZM188 48H189V46L187 47V49H188ZM190 48H191V47H190ZM196 48H199V47L197 46ZM209 48H210V47H209ZM233 48H234V47H233ZM253 48H254V47H253ZM33 49H35V48H33ZM69 49H71V48H68V50H69ZM78 49H79V48H78ZM86 49H87V48H86ZM86 49H85V50H86ZM106 49H107V48H106ZM118 49H121V48H117V51H115V52H117V53H115V55L118 54ZM131 49H134V50H135V48H131ZM131 49L128 50V52L131 51ZM149 49H151V48H149ZM149 49H148V50H149ZM157 49H158V48H157ZM164 49H165V48H164ZM171 49H173V48H171ZM179 49H180V48H179ZM185 49H186V48H185ZM199 49H201V48H199ZM212 49H214V48H212ZM223 49H224V48H223ZM228 49H229V48H228ZM239 49H240V48H239ZM37 50H38V49H37ZM42 50H43V49H42ZM49 50H50V49H49ZM64 50H65V49H64ZM68 50H67V52H68ZM74 50H76V47H75ZM85 50H84V51H85ZM87 50H88V49H87ZM100 50H101V48H100ZM114 50H116V48H115ZM125 50H126V49H125ZM140 50H141V49H140ZM143 50H144V49H143ZM162 50H163V49H162ZM167 50H168V49H167ZM205 50H206V49H205ZM224 50H225V49H224ZM241 50H242V49H241ZM14 51H15V49H14ZM16 51H17V50H16ZM20 51H21V50H20ZM40 51H41V50H40ZM45 51H46V50H45ZM47 51H48V50H47ZM53 51H54V50H53ZM53 51H52V52H53ZM57 51H58V50H57ZM59 51H60V50H59ZM72 51H73V50H72ZM72 51H71V56H74V55L72 54ZM77 51H78V50H77ZM77 51H76V52H77ZM80 51H81V50H80ZM102 51H104V50H102ZM102 51H101V53H102ZM107 51H109V50H107ZM110 51H111V49H110ZM119 51H120V50H119ZM121 51H122V50H121ZM149 51H150V50H149ZM157 51H159V50H156V52H157ZM165 51H166V50H165ZM176 51H177V50H176ZM188 51H189V50H188ZM193 51H194V50H192V52H193ZM199 51H200V50H199ZM210 51H211V50H210ZM217 51H218V50H217ZM217 51H216V52H217ZM230 51H232V49H231ZM233 51H234V50H233ZM257 51H259V50H257ZM262 51H263V50H262ZM262 51H261V52H262ZM33 52H35V51H33ZM33 52H31L30 54H32ZM61 52H62V51H61ZM64 52H66V51H64ZM64 52H63V53H64ZM78 52H79V51H78ZM112 52H113V51H112ZM122 52H123V51H122ZM124 52H126V51H124ZM124 52H123L122 55H123V57L125 58ZM134 52H135V51H134ZM138 52H139V51H138ZM160 52H161V51H160ZM160 52H159V53H160ZM179 52H180V51H179ZM179 52H177V53H179ZM182 52H183V51H182ZM192 52L190 51V53H192ZM197 52H198V51H197ZM201 52H202V51H201ZM212 52H213V51H212ZM224 52H225V51H224ZM234 52H235V51H234ZM252 52H253V50H252ZM259 52H260V51H259ZM28 53H29V52H28ZM35 53H36V52H35ZM44 53H45V52H44ZM54 53L57 54L56 50H55ZM85 53H86V51H85ZM87 53H89V51H88ZM91 53H92V52H91ZM99 53H100V52H99ZM99 53H98V54H99ZM101 53H100V54H101ZM103 53H104V52H103ZM105 53H106V52H105ZM135 53L137 54V51H136ZM141 53H142V52H140V54H141ZM146 53H147V52H145V53H143V54H146ZM171 53H172V52H171ZM188 53H189V52H188ZM190 53H189V54H190ZM218 53H219V52H218ZM221 53H222V52H221ZM221 53H220V54H221ZM228 53H231V52H228ZM236 53H237V52H236ZM244 53H246V51H245ZM262 53H263V52H262ZM262 53H261V54H262ZM37 54H38V52H37ZM45 54H46V53H45ZM50 54H51V53H50ZM55 54H54V57L58 55V54H57V55H55ZM64 54H66V53H64ZM69 54H70V52H69ZM76 54H77V53H76ZM82 54H83V52H82ZM113 54H114V53H113ZM138 54H139V53H138ZM138 54H137V55H138ZM147 54H148V53H147ZM165 54H167V53H165ZM183 54L185 55V53H183ZM186 54H187V53H186ZM195 54H196V53H195ZM206 54H207V51H206ZM223 54H224V53H223ZM226 54H227V52H226ZM237 54H238V53H237ZM237 54H235V56H237ZM242 54H243V53H242ZM8 55H9V53H8ZM13 55H14V53H13ZM22 55H23V54H22ZM33 55L35 56L36 54L33 53ZM77 55H78V54H77ZM77 55L74 56V57L76 58ZM79 55L81 56V54H79ZM83 55H84V54H83ZM104 55H105V54H104ZM104 55L102 54V56H104ZM108 55H109V54H108ZM132 55H133V54H132ZM132 55H131V53H130V56H132ZM134 55H135V54H134ZM154 55H155V54H154ZM197 55H201V54H197ZM209 55H210V54H209ZM229 55H230V54H229ZM229 55H228V56H229ZM254 55H255V54H254ZM259 55H260V54H259ZM262 55H263V54H262ZM19 56H20V55H19ZM38 56H39V55H38ZM38 56H37V57H38ZM42 56H44V55H42ZM46 56L48 57V55H46ZM46 56H45V58L47 59ZM60 56H63V55H60ZM60 56H59V57H60ZM85 56H86V55H85ZM88 56H89V55H88ZM90 56H91V55H90ZM93 56H94V54H93ZM105 56H106V55H105ZM110 56H111V55H110ZM116 56H119V57H120L121 55L118 54V55H116ZM128 56H129V55H128ZM138 56H139V55H138ZM145 56H146V55H145ZM164 56H166V55H164ZM167 56H168V54H167ZM171 56H173V55H171ZM174 56H176L175 53H174ZM186 56H187V55H186ZM195 56H196V55H195ZM195 56H194L193 59H195ZM219 56H220V55H219ZM224 56H225V55H224ZM224 56H223V57H224ZM238 56H239V55H238ZM243 56H244V55H243ZM257 56H258V55H257ZM24 57H25V54H24ZM24 57H23V58H24ZM50 57H52V58L54 59L53 55H52V56L50 55ZM57 57H58V56H57ZM59 57H58V58H59ZM64 57H65V56H64ZM64 57H63V58H64ZM68 57H69V56H68ZM74 57H70V58H73V59H74ZM81 57H82V56H81ZM81 57H80V58H81ZM86 57H87V56H86ZM108 57H109V56H108ZM108 57H107V59H108ZM126 57H127V56H126ZM132 57H133V56H132ZM135 57H136V56H135ZM140 57H141V56H140ZM142 57H144V56H142ZM142 57H141V58H142ZM159 57H160V56H159ZM161 57H162V56H161ZM168 57H169V56H168ZM176 57H177V56H176ZM179 57H180V56H179ZM179 57H178V58H179ZM201 57H202V56H201ZM258 57H259V56H258ZM258 57H257L256 59H258ZM13 58H14V56H13ZM21 58H22V57H21ZM26 58H27V55H26ZM30 58H31V57H30ZM39 58H40V57H39ZM41 58H42V57H41ZM63 58L61 57L60 61H61ZM66 58H67V57H66ZM80 58H79V59H80ZM99 58H100V56H99ZM99 58H98V59H99ZM130 58H131V57H130ZM153 58H154V57H153ZM156 58H157V57H155V59H156ZM173 58H175V57H173ZM173 58L171 57V58H169V59L171 60V59H173ZM186 58H187V57H186ZM188 58H189V57H188ZM188 58H187V59H188ZM197 58H198V57H197ZM214 58H215V57H214ZM214 58H213V59H214ZM226 58H227V60H229L228 57H226ZM233 58H234V57H233ZM233 58H231V59L233 60ZM238 58H239V57H238ZM240 58H241V53H240ZM240 58H239V59H240ZM247 58H248V57H247ZM249 58H250V57H249ZM259 58H260L259 60H261V57H259ZM32 59H33V57H32ZM46 59H45V60H46ZM53 59H52V60H53ZM73 59H72V60H73ZM76 59H77V58H76ZM81 59H82V58H81ZM81 59H80V60H81ZM83 59H84V58H83ZM89 59H90V58H89ZM101 59H102V58H101ZM110 59H111V58H110ZM115 59L119 60L120 58L118 59V57H117V58H115ZM144 59H145V58H144ZM149 59H150V58H149ZM155 59H154V60H155ZM191 59H192V58H191ZM191 59H190V61H191ZM198 59H200V58H198ZM198 59H197V60H198ZM201 59H202V58H201ZM203 59H204V57H203ZM224 59H225V58H224ZM235 59H236V58H235ZM242 59H243V57H242ZM242 59H241V60H242ZM250 59H251V58H250ZM27 60H28V59H27ZM52 60H49V61H52ZM58 60H59V59H58ZM63 60H64V59H63ZM63 60H62V61H63ZM68 60H69V59H68ZM72 60H71V62H72ZM80 60H79V61H80ZM111 60H112V59H111ZM111 60H110V61H111ZM121 60H122V59H121ZM125 60H126V59H125ZM129 60H130V59H129ZM132 60H133V59H132ZM132 60H131V61H132ZM135 60H136V59H135ZM140 60H141V59H140ZM140 60H139V61H140ZM145 60H147V59H145ZM145 60H144V61H145ZM150 60H151V59H150ZM152 60H153V59H152ZM152 60H151V61H152ZM166 60H167V59H166ZM170 60H169V61H170ZM173 60H174V59H173ZM205 60H206V59H205ZM243 60H244V59H243ZM243 60H242V61H243ZM246 60H247V59H246ZM263 60H264V59H263ZM263 60H262V61H263ZM5 61H6V60H5ZM7 61H8V60H7ZM28 61H30V60H28ZM55 61H56V58H55L54 62H52V63H55ZM73 61H74V60H73ZM76 61H77V60H76ZM79 61H77V63H79ZM82 61H83V60H82ZM90 61H91V60H90ZM104 61H106V60H104ZM123 61H124V60H122L121 62L123 63ZM131 61H130V62H131ZM137 61H138V59H137ZM142 61H143V60H142ZM156 61H158V60H156ZM156 61H155V65L157 64ZM163 61H164V60H163ZM167 61H168V60H167ZM177 61H178V60H177ZM192 61H193V60H192ZM195 61H196V60H195ZM247 61H249V60H247ZM253 61H254V62H253ZM253 61H252V63L255 64L256 61H255V60H253ZM20 62H22V61H20ZM30 62H31V61H30ZM35 62H36V61H35ZM67 62H68V61H67ZM69 62H70V61H69ZM69 62H68V63H69ZM74 62H75V61H74ZM74 62H73V66H72V67H75V68H76V65H78V64L75 63L76 65L74 66ZM87 62H89V61H87ZM87 62H86V65H87ZM106 62H107V61H106ZM106 62H105L104 64H106ZM112 62H113V61H112ZM117 62H118V61H117ZM121 62L119 61L118 64H121ZM124 62H125V64H126L127 60L124 61ZM134 62H136V61H134ZM134 62H133V63H134ZM147 62H148V61H147ZM158 62H159V61H158ZM164 62H165V61H164ZM208 62H209V61H208ZM213 62H214V61H213ZM223 62H224V61H223ZM227 62H228V61H227ZM229 62H230V61H229ZM234 62H236V60H235ZM238 62H239V61H238ZM249 62H250V61H249ZM249 62H247V63H248L249 66H250V63H249ZM28 63H29V62H28ZM39 63H40V62H39ZM44 63H45V62H44ZM47 63H49V62H47ZM47 63H46V65H47ZM52 63H51V64H52ZM56 63H57V62H56ZM59 63H60V62H59ZM65 63H66V62H65ZM144 63H146V62H144ZM150 63L152 64V62H150ZM175 63H176V60H175ZM178 63H179V62H178ZM185 63H186V62H185ZM197 63H198V62H197ZM206 63H207V62H206ZM224 63H225V62H224ZM245 63H246V62H245ZM259 63H260V62H259ZM259 63H257V64H259ZM263 63H264V62H263ZM30 64H31V63H30ZM37 64H38V63H37ZM42 64H43V63H42ZM62 64H64V63H62ZM104 64H103V65H104ZM114 64H117V63L114 61L113 65H114ZM131 64H132V62H131ZM131 64H129V65H131ZM137 64H138V63H136L135 65H137ZM142 64H143V63H142ZM147 64H148V63H147ZM147 64H146L145 66H147ZM151 64H149V65L152 67L154 63H153L152 65H151ZM171 64H172V63H171ZM191 64H192V63H191ZM194 64H195V63H194ZM235 64H236V63H235ZM257 64H256V65H257ZM15 65H16V64H15ZM21 65H22V64H21ZM31 65H32V64H31ZM35 65H36V64H35ZM49 65H50V64H49ZM49 65H48V67H49ZM52 65H53V64H52ZM52 65H51V66H52ZM66 65H67V64H66ZM80 65H81V64H80ZM80 65H78V66H80ZM96 65H97V64H96ZM98 65H100V64L98 63ZM103 65H102V66H103ZM109 65H110V64H109ZM126 65H127V64H126ZM129 65H128V66H129ZM149 65H148V68H149ZM157 65H158V64H157ZM167 65H168V64H167ZM167 65H166V66H167ZM173 65H174V63H173ZM179 65H180V64H179ZM181 65H182V64H181ZM181 65H180V66H181ZM203 65H204V64H203ZM229 65H230V63H229ZM232 65H233V64H232ZM237 65H238V64H237ZM239 65H240V64H239ZM242 65H243V64H242ZM242 65H241V66H242ZM260 65H263V64L261 63ZM23 66H24V65H23ZM29 66H30V65H29ZM41 66L43 67V66H45V65H41ZM58 66H59V67H58ZM58 66H57L58 68L62 67V65H61V66L58 65ZM63 66H64V65H63ZM118 66H119V65H118ZM122 66H123V65H122ZM128 66H126V67H128ZM133 66H134V64H133ZM133 66H132V67H133ZM138 66H139V65H138ZM140 66H141V64H140ZM142 66H143V65H142ZM160 66H161V65H160ZM171 66H172V65H171ZM176 66H177V65H176ZM186 66H188V65H185L184 67L187 68ZM192 66H196V65H192ZM201 66H202V65H201ZM201 66H200V67H201ZM211 66H212V65H211ZM230 66H231V65H230ZM252 66H253V64H252ZM46 67H47V66H46ZM72 67H71V68H72ZM84 67H85V66H84ZM84 67H83V68H84ZM88 67H89V64H88ZM88 67H87V68H88ZM97 67H98V66H97ZM97 67H96V68H97ZM106 67H107V66H106ZM108 67H109V66H108ZM108 67H107V69H108ZM113 67H114V66H113ZM113 67H112V68H113ZM120 67H121V66H120ZM143 67H144V66H143ZM155 67H157V66H155ZM173 67H174V66H173ZM173 67H172V68H173ZM178 67H179V66H178ZM188 67H189V66H188ZM203 67H204V69H205L207 66H206V67L203 66ZM250 67H251V66H250ZM4 68H5V67H4ZM25 68H26V67H25ZM31 68H32V66L30 67V69H31ZM36 68H39V66H38V67L36 66L35 69H36ZM40 68H41V67H40ZM40 68H39V69H40ZM49 68H50V67H49ZM53 68H56V67L54 66ZM63 68H64V67H63ZM65 68H66V67H65ZM83 68H82V70H83ZM91 68H92V65H91ZM98 68H99V67H98ZM115 68H116V67H115ZM121 68H122V67H121ZM123 68L125 69V66H124ZM148 68H146V69H148ZM158 68H159V67H158ZM158 68H157V70H158ZM166 68H167V67H166ZM174 68H175V67H174ZM185 68H184V69H185ZM189 68H190V67H189ZM196 68H197V67H196ZM201 68H202V67H201ZM207 68L209 69V66H208ZM210 68H211V67H210ZM216 68H217V67H216ZM224 68H225V67H224ZM228 68H229V67H228ZM241 68H242V67H241ZM245 68H246V67H245ZM257 68H258V67H257ZM9 69H10V68H9ZM28 69H29V68H28ZM28 69H27V70H28ZM30 69H29V70H30ZM51 69H52V68H51ZM80 69H81V68H80ZM88 69H90V68H88ZM100 69H101V68H100ZM109 69H111V68H109ZM109 69H108V70H109ZM119 69H120V68H119ZM143 69H144V68H143ZM160 69H161V68H159V70H158L159 72H162V71L164 72V70H161V71H160ZM164 69H165V68H164ZM169 69H170V68H169ZM175 69H176V68H175ZM187 69H188V68H187ZM187 69H185V70L187 71ZM218 69H219V68H218ZM230 69H231V68H230ZM251 69H252V67H251ZM251 69H249V70H251ZM27 70H26V71H27ZM37 70H38V69H37ZM37 70H36V72H37ZM41 70H42V69H41ZM49 70H50V69H49ZM59 70H60V69H59ZM64 70H65V71L68 70V66H67V68L64 69ZM71 70H72V69H71ZM73 70H74V69H73ZM75 70H76V69H75ZM77 70H78V69H77ZM84 70H86V68H85ZM84 70H83V71H84ZM90 70H91V69H90ZM98 70H99V69H98ZM101 70H102V69H101ZM105 70H106V69H105ZM113 70H114V68L112 69V71H113ZM115 70H116V69H115ZM132 70H133V69H132ZM137 70H139V69H137ZM140 70H141V69H140ZM191 70H192V69H191ZM202 70H203V69H202ZM206 70H207V69H206ZM211 70H212V69H211ZM211 70H210V72H211ZM213 70H214V72L216 71L215 68H213ZM213 70H212V71H213ZM222 70H223V69H222ZM232 70H233V69H232ZM249 70H248V71H249ZM253 70H254V69H253ZM23 71H24V70H23ZM33 71H35V70L33 69ZM60 71H61V70H60ZM65 71H64V72H65ZM68 71H69V70H68ZM68 71H66V72H68ZM79 71H80V70H79ZM91 71H92V70H91ZM91 71L88 72V74L91 73ZM117 71H118V70H116V72H117ZM122 71H123V70H122ZM126 71H127V70H126ZM128 71L130 72L131 70H128ZM133 71H134V70H133ZM146 71H147V70H146ZM150 71H153V72H154L155 70H150ZM175 71L178 72L177 70H175ZM175 71H173V72L176 73ZM182 71H184V70H182ZM186 71H184V72H186ZM189 71H190V70H189ZM208 71H209V70H208ZM224 71H225V70H224ZM224 71H222V73H224ZM228 71H229V70H228ZM234 71H236V70H234ZM234 71H233V73H235ZM238 71H239V70H238ZM240 71H242V70H240ZM246 71H247V70H246ZM256 71H257V70H256ZM4 72H5V71H4ZM20 72H21V71H20ZM49 72H50V71H48V73H49ZM54 72H55V70H54ZM77 72H78V71H77ZM105 72H106V71H105ZM110 72H111V71H110ZM124 72H125V70H124ZM131 72H132V71H131ZM134 72H136V70H135ZM138 72H139V71H138ZM140 72L143 73L142 70H141ZM156 72H157V71H156ZM166 72H167V71H166ZM179 72H180V71H179ZM179 72H178V73H179ZM190 72H191V71H190ZM193 72H194V70H193ZM198 72H199V71H198ZM198 72H196V73H198ZM201 72H202V71H201ZM203 72H204V71H203ZM205 72H206V71H205ZM258 72H259V70H258ZM261 72H262V71H261ZM9 73H10V72H9ZM9 73H8V74H9ZM52 73H53V72H52ZM52 73H51V74H52ZM55 73H56V72H55ZM57 73H58V72H57ZM70 73H71V71L69 72V74H70ZM78 73H79V72H78ZM78 73H77V74H78ZM97 73H98V72H97ZM97 73H96V74H97ZM100 73H101V72H100ZM102 73H103V72H102ZM102 73H101V74H102ZM108 73H109V71H108ZM164 73H165V72H164ZM164 73H163V74H164ZM170 73H171V72H170ZM196 73H195V74H196ZM212 73H213V72H212ZM227 73H228V72H227ZM233 73H231V74H233ZM238 73H240V72H238ZM238 73H237V74H238ZM241 73H242V72H241ZM243 73H244V72H243ZM249 73H250V72H249ZM249 73H248V74H244V75H247L246 77H248ZM259 73H260V72H259ZM259 73H258V75H259ZM4 74H5V73H4ZM11 74H13V73H11ZM34 74H35V73H34ZM38 74H39V73H38ZM38 74H37V76H38ZM45 74H46V72H45ZM51 74H50V75H51ZM53 74H54V73H53ZM58 74H59V73H58ZM58 74H57V75H58ZM65 74H66V77H67V76H68L67 73H65ZM65 74H64V76H65ZM73 74H74V73H72V75H73ZM106 74H107V73H106ZM109 74H110V73H109ZM111 74H112V73H111ZM116 74H117V73H116ZM116 74H115V75H116ZM122 74H123V73H122ZM124 74H126V73H124ZM131 74H132V73H131ZM133 74H134V75H135V74L137 75L138 73L136 72V73H133ZM143 74H144V73H143ZM147 74H148V73L146 72V75H145V76H147ZM153 74H154V73H153ZM155 74H156V73H155ZM158 74H159V73H158ZM158 74H157V75H158ZM167 74H168V73H167ZM176 74H177V73H176ZM184 74H185V73H184ZM201 74H202V73H201ZM201 74H200V75H201ZM213 74H214V73H213ZM252 74H253V73H252ZM261 74H262V73H261ZM263 74H264V73H263ZM263 74H262V75H263ZM9 75H10V74H9ZM61 75H62V74H61ZM72 75H70V76L72 77ZM78 75H80V73H79ZM82 75H84V74H82ZM118 75H119V74H118ZM136 75H135V76H136ZM139 75H140V73H139ZM151 75H152V74H151ZM157 75H156V76H157ZM191 75H192V74H190V76H191ZM214 75H216V74H214ZM218 75H219V76H222V75H220V74H218ZM224 75H226V74H223V76H224ZM238 75H239V74H238ZM254 75H255V74H254ZM258 75H257L256 77H258ZM62 76H63V75H62ZM95 76H96V75H95ZM95 76H94V77H95ZM100 76H101V75H100ZM102 76H103V75H102ZM102 76H101V77H102ZM110 76H111V75H110ZM116 76H117V75H116ZM126 76H128V75H126ZM126 76L124 75V78H125ZM140 76H141V78L143 77L142 75H140ZM140 76H139V77H140ZM149 76H150V75H149ZM153 76H154V75H153ZM161 76H162V75H161ZM163 76H164V75H163ZM165 76H166V73H165ZM173 76H174V75H173ZM181 76H182V75H181ZM188 76H189V75H188ZM196 76H197V75H196ZM206 76H207V75H206ZM228 76H229V74H228ZM249 76L252 78L251 75H249ZM260 76H261V75H260ZM23 77H24V76H23ZM29 77H30V76H29ZM42 77H43V76H42ZM57 77H58V76H57ZM66 77H65V78H66ZM73 77H75V76H73ZM76 77H77V76H76ZM104 77H105V76H104ZM106 77H107V75H106ZM113 77H114V76H113ZM139 77H136V78H139ZM150 77H152V76H150ZM157 77H158V76H157ZM169 77H170V76H169ZM179 77H180V76H179ZM182 77H183V76H182ZM192 77H193V75H192ZM199 77H200V76H199ZM202 77H204L203 74H202ZM208 77H210L209 74H208ZM215 77H216V76H215ZM229 77H230V76H229ZM229 77H227V78H229ZM232 77H233V75H232ZM244 77H245V76H244ZM244 77H243V78H244ZM24 78H25V77H24ZM59 78H60V79H59ZM59 78H58L59 80H63V79H64V78L61 79V76H60ZM69 78H70V77H68V79H69ZM77 78H79V77H77ZM80 78H81V77H80ZM83 78H84V76H83ZM86 78L88 79V77H86ZM89 78H90V77H89ZM98 78H100V77L98 76ZM116 78H117V77H116ZM116 78H115V79H116ZM118 78H119V77H118ZM124 78H122V79H124ZM129 78H130V77H129ZM136 78H135V79H136ZM141 78H140V79H141ZM147 78H148V77H147ZM153 78H154V77H152V79H153ZM162 78H163V77H162ZM165 78H166V77H165ZM167 78H168V77H167ZM171 78H172V77H171ZM171 78H170V82L172 81ZM174 78H175V76H174ZM176 78L178 79V77H176ZM180 78H181V77H180ZM180 78H179V79H180ZM194 78H195V76H194ZM234 78H235V77H234ZM6 79L8 80L7 77H6ZM28 79H29V78H28ZM33 79H34V78H33ZM54 79H55V78H54ZM56 79H57V78H56ZM56 79H55V82L57 81ZM68 79H67V82H68ZM102 79H103V77H102ZM106 79H107V78H106ZM108 79H109V78H108ZM108 79H107V80H108ZM111 79H113V78H111ZM119 79H120V78H119ZM122 79H121V80H122ZM140 79H138V80L140 81ZM143 79H144V78H143ZM145 79H146V78H145ZM145 79H144V81H145ZM150 79H151V78H150ZM152 79H151V80H152ZM177 79H176V80H177ZM186 79H187V78H186ZM197 79H198V78H197ZM203 79H205V78H203ZM207 79H209V78H207ZM212 79H213V77H212ZM212 79H211V80H212ZM220 79H221V78H220ZM230 79H231V77H230ZM238 79H240L239 76H238ZM249 79H250V78H247V80H249ZM252 79H253V78H252ZM252 79H251V80H252ZM257 79H259V78H257ZM263 79H264V77H263ZM25 80H27V78H25ZM45 80H46V79H45ZM117 80H118V79H117ZM121 80H120V81H121ZM125 80H126V79H125ZM127 80H128V79H127ZM147 80H148V79H147ZM151 80H148V81L150 82ZM154 80H155V79H154ZM161 80H162V79H161ZM161 80L159 79V82H160ZM164 80H165V79H164ZM164 80H163V81H164ZM174 80H175V79H174ZM182 80H183V79H182ZM184 80H185V79H184ZM188 80H190V79H188ZM195 80H196V79H195ZM214 80H215V79H214ZM214 80L212 81L213 83H214ZM218 80H219V79H218ZM222 80H223V79H222ZM241 80H242V79H241ZM243 80H244V79H243ZM2 81H3V80H2ZM29 81H30V80H29ZM49 81H50V80H49ZM65 81H66V80H65ZM65 81H64V83L66 84ZM72 81H74V80H72ZM82 81H83V80H82ZM94 81H95V79H94ZM96 81H97V80H96ZM100 81H101V80H100ZM102 81H103V80H102ZM113 81H115V80L113 79ZM130 81L132 82V78H131ZM133 81H134V79H133ZM168 81H169V80H168ZM198 81H199V80H198ZM219 81H220V80H219ZM227 81L231 82V80H227ZM232 81H233V80H232ZM259 81H260V80H259ZM19 82H20V81H19ZM22 82H23V81H22ZM31 82H32V81H31ZM61 82H62V81H61ZM61 82H60V84H61ZM79 82H80V81H79ZM97 82H98V81H97ZM105 82H108V81H104V83H105ZM117 82H118V81H117ZM122 82H123V81H122ZM122 82H119V83H122ZM124 82H125V81H124ZM124 82H123V83H124ZM131 82H130V83H131ZM137 82H138V81H137V79H136V84H137ZM145 82H146V81H145ZM152 82H153V80H152ZM172 82H173V81H172ZM178 82H179V81H178ZM193 82H194V81H193ZM195 82H197V81H195ZM201 82H202V81H201ZM203 82H204V81H203ZM207 82H208V81H207ZM222 82H226V81H222ZM222 82H221V83H222ZM239 82H240V81H239ZM243 82H244V81H243ZM250 82H251V81H250ZM254 82H255V81H254ZM16 83H17V82H16ZM20 83H21V82H20ZM35 83H36V82H35ZM50 83H51V82H50ZM53 83H54V81H53ZM62 83H63V82H62ZM68 83H69V82H68ZM72 83H73V82H72ZM72 83H71V84H72ZM74 83H75V81H74ZM74 83H73V84H74ZM91 83H93V80H92ZM108 83H109V82H108ZM108 83H107V84H108ZM112 83H113V82H112ZM125 83H126V82H125ZM140 83H144V82H140ZM146 83H148V82H146ZM164 83H165V82H164ZM166 83H167V82H166ZM181 83H182V82H181ZM181 83H180V84H181ZM199 83H200V82H199ZM216 83H217V82H216ZM221 83H219V84H221ZM260 83H261V82H260ZM27 84H28V83H27ZM27 84H26V85H27ZM33 84H34V83H33ZM38 84H39V83H38ZM42 84H43V83H42ZM56 84H57V83H56ZM76 84H77V82H76ZM76 84H74V85H76ZM82 84H83V83H82ZM95 84H97V83H95ZM95 84H92V85H95ZM109 84H110V83H109ZM113 84H114V83H113ZM126 84H127V83H126ZM138 84H139V83H138ZM148 84H149V83H148ZM156 84H157V83H156ZM160 84H162V83H160ZM168 84H169V83H168ZM173 84H174V83H173ZM193 84H194V83H193ZM204 84H205V83H204ZM208 84H209V83H208ZM211 84H212V83H211ZM222 84H223V83H222ZM225 84H226V83H225ZM231 84H232V83H231ZM237 84H239V83H237ZM244 84H245V83H244ZM249 84H250V83H249ZM251 84H252V83H251ZM7 85H8V83H7ZM39 85H40V84H39ZM45 85H47V83H45ZM52 85H54V84H52ZM52 85H49V86H52ZM68 85H69V84H68ZM68 85H67V86H68ZM74 85H73V86H74ZM80 85H81V84H80ZM98 85L101 86V83L98 84ZM114 85H116V84H114ZM114 85H112V86H114ZM127 85H130V84H127ZM132 85H133V84H132ZM146 85H147V84H146ZM157 85H159V84H157ZM169 85H170V84H169ZM176 85H177V84H176ZM187 85H189V84H187ZM187 85H185V86L188 88ZM217 85H218V84H217ZM229 85H230V84H229ZM233 85H234V84H233ZM235 85H236V84H235ZM0 86H1V84H0ZM35 86H36V85H35ZM43 86H44V84H43ZM56 86H57V85H56ZM58 86H59V85H58ZM58 86H57V87H58ZM102 86H103V85H102ZM121 86H122V85H120V87H119V85H118V86H116V87H119V89H120ZM123 86H124V84H123ZM123 86H122V87H123ZM138 86H140V85H138ZM141 86H143V85H141ZM153 86H154V83H153ZM165 86H166V85H165ZM165 86H164V87H165ZM171 86H172V84H171ZM171 86H169V87H171ZM177 86H178V85H177ZM177 86H176V87H177ZM191 86H192V85H191ZM201 86H203V85L201 84ZM201 86H199V87H201ZM231 86H232V85H231ZM237 86H238V85H237ZM257 86H258V85H257ZM257 86H256V89H257ZM262 86H263V85H262ZM2 87H3V86H2ZM8 87H9V86H8ZM17 87H19V86H17ZM17 87H16V88H17ZM30 87H31V86H30ZM32 87H33V86H32ZM38 87H39V86H38ZM38 87H36V88H38ZM52 87H54V86H52ZM75 87H76V86H75ZM78 87H79V86H78ZM78 87H77V88H78ZM89 87H90V85H89ZM91 87H92V86H91ZM97 87H98V86H97ZM116 87H113L114 90L116 89ZM126 87L128 88V86H126ZM149 87H150V86H149ZM154 87H155V86H154ZM154 87H152V88L154 89ZM162 87H163V84H162ZM162 87H161V89H162ZM167 87H168V86H167ZM173 87H175V86H173ZM179 87H180V86H179ZM181 87H182V84H181ZM189 87H190V85H189ZM196 87H198V86H196ZM206 87H207V86H206ZM210 87H211V86H210ZM213 87H214V86H213ZM213 87H212V88H213ZM215 87H216V86H215ZM222 87H223V86H222ZM240 87H241V86H240ZM244 87H245V86H244ZM250 87H251V85H250ZM260 87H261V86H260ZM0 88H1V87H0ZM36 88H34V89H36ZM45 88H46V87H45ZM58 88H59V87H58ZM58 88H56V89L58 90ZM60 88H61V87H60ZM60 88H59V90H60ZM62 88H63V87H62ZM62 88H61V89H62ZM65 88H66V87H65ZM68 88H69V87H68ZM71 88H73V87L71 86ZM71 88H70V89H71ZM101 88H102V87H101ZM103 88H104V87H103ZM103 88H102V90H103ZM106 88H107V86H106ZM130 88H131V87H130ZM135 88H136V87L134 86V89H135ZM143 88H144V86H143ZM145 88H146V87H145ZM157 88H160V85H159V87L157 86ZM193 88H194V87H193ZM212 88H211V89H212ZM217 88H218V86H217ZM219 88H220V87H219ZM228 88H229V87H228ZM228 88H226V86H225V90L228 89ZM242 88H243V87H242ZM2 89H4V88H2ZM12 89H13V88H12ZM29 89H30V88H29ZM34 89H32V90H34ZM39 89H40V88H39ZM42 89H43V88H42ZM48 89H49V88H48ZM66 89H67V88H66ZM66 89H62V90H65V92H66V91H67ZM124 89H125V88H124ZM132 89H133V87H132ZM138 89H140V88H138ZM138 89H137V90H138ZM148 89H149V88H148ZM153 89H152V90H153ZM170 89H171V88H170ZM176 89H177V88H176ZM184 89H185V88H184ZM191 89H192V87H191ZM191 89H190V90H191ZM199 89H200V88H199ZM204 89H205V88H204ZM238 89H240V88H238ZM256 89H254V90H256ZM259 89H260V88H259ZM259 89H258V90H259ZM0 90H1V89H0ZM15 90H16V89H15ZM37 90H38V89H37ZM54 90H55V89H54ZM96 90H98V88H97ZM110 90H111V89H110ZM116 90H117V89H116ZM137 90H136V92H137ZM145 90H146V89H145ZM152 90H151V91H152ZM164 90H165V89H164ZM182 90H183V89H182ZM185 90H186V89H185ZM212 90H213V89H212ZM212 90H211V91H212ZM222 90H223V89H222ZM244 90H245V89H244ZM262 90H263V89H262ZM5 91H6V89H5ZM13 91H14V90H13ZM39 91H40V90H39ZM48 91H49V90H48ZM48 91H47V92H48ZM72 91H73V90H72ZM120 91H122V89H121ZM123 91L125 92V90H123ZM153 91L155 92V90H153ZM162 91H163V90H162ZM167 91H169V90H167ZM171 91H172V89H171ZM180 91H181V90H180ZM209 91H210V90H209ZM214 91H215V90H214ZM214 91H213V92H214ZM218 91H219V90H217V91H215V92H218ZM220 91H221V90H220ZM260 91H261V90H260ZM260 91H257V92H260ZM15 92H16V91H15ZM23 92H24V91H23ZM27 92H28V90H27ZM27 92H25V93H27ZM33 92H35V91H33ZM36 92H37V91H36ZM42 92H43V91H42ZM50 92H51V88H50ZM57 92H58V91H57ZM62 92H63V91H62ZM62 92H61V93H62ZM73 92H74V91H73ZM75 92H76V91H75ZM85 92H86V91H85ZM89 92H90V91H89ZM101 92H102V91H100V93H101ZM104 92H105V93H108V91L106 92V89H105ZM111 92H112V91H110V93H111ZM117 92H118V90H117ZM130 92H131V90H130ZM138 92H140V91H138ZM146 92H147V91H146ZM146 92H145V93H146ZM157 92H158V91H157ZM164 92H165V91H164ZM172 92H173V91H172ZM183 92H184V90H183ZM194 92H195V91H194ZM204 92H205V91H204ZM204 92L202 91V93H204ZM206 92H208V91H206ZM225 92H226V91H225ZM254 92H255V91H254ZM263 92H264V91H263ZM25 93H23V94H25ZM30 93H31V92H30ZM51 93H52V92H51ZM54 93H56V92H54ZM66 93H68V91H67ZM66 93H65V94H66ZM69 93H70V92H69ZM78 93H79V92H78ZM82 93H83V92H82ZM95 93H96V92H95ZM105 93H103V94H105ZM113 93L115 94L116 91L113 92ZM119 93H120V92H119ZM119 93H118V94H119ZM128 93H129V90H128ZM133 93H135V91H134ZM143 93H144V92H143ZM145 93H144V94H145ZM152 93H153V92H152ZM165 93H166V92H165ZM169 93H170V91H169ZM175 93H177V92H175ZM180 93H181V92H180ZM180 93H179V95H180ZM192 93H193V91H192ZM209 93H210V92H209ZM244 93H245V92H244ZM8 94H9V93H8ZM47 94H48V93H47ZM56 94H57V93H56ZM59 94H60V93H58V95H59ZM70 94H71V93H70ZM72 94H75V93H72ZM79 94H80V93H79ZM79 94H77V95H79ZM85 94H86V93H85ZM88 94H89V93H88ZM88 94H86L85 96H87ZM96 94H97V93H96ZM111 94H112V93H111ZM121 94H122V93H121ZM139 94H140V93H138L137 95L139 96ZM144 94H143V95H144ZM153 94H154V93H153ZM163 94H164V93H163ZM166 94H167V93H166ZM166 94H165V95H166ZM172 94H173V93H172ZM187 94H188V92H187ZM200 94H201V91H200ZM205 94H206V93H205ZM207 94H208V93H207ZM25 95H26V94H25ZM25 95H24V96H25ZM33 95H34V94H33ZM40 95H42V94H40ZM50 95H51V94H50ZM53 95H54V94H53ZM53 95H52V97H53ZM61 95H62V94H61ZM66 95H67V94H66ZM130 95H131V94H130ZM130 95H129V96H130ZM134 95H135V94H134ZM145 95H146V94H145ZM147 95H148V94H147ZM161 95H162V94H161ZM179 95H178V97H179ZM183 95H184V93H183ZM188 95H189V94H188ZM190 95H191V93H190ZM209 95H210V94H209ZM222 95H223V94H222ZM234 95H235V94H234ZM9 96H10V95H9ZM15 96H16V95H15ZM26 96H27V95H26ZM31 96H32V94H31ZM59 96H60V95H59ZM70 96H71V95H70ZM72 96H73V95H72ZM74 96H75V95H74ZM81 96H82V95H81ZM81 96H78V97H81ZM85 96H84V97H85ZM93 96H94V95H93ZM103 96H104V95H103ZM113 96H114V95H113ZM123 96H124V95H123ZM123 96H120V97H119V99H118V102H120L119 104L126 105V106L128 107V109L133 110L134 107L132 106L133 104H131V101H130L131 98L128 97V99H127L126 97H123ZM148 96H149V95H148ZM150 96H151V94H150ZM153 96H155V95H153ZM156 96L159 97V98L161 97V96L159 95V92H158V95H156ZM170 96H171V95H169V97H170ZM184 96H185V95H184ZM193 96H194V95H193ZM205 96H206V95H205ZM213 96H214V95H213ZM217 96H218V95H217ZM220 96H221V95H220ZM225 96H226V95H225ZM227 96H228V95H227ZM227 96H226V97H227ZM247 96H248L249 98L251 97L250 95H247ZM262 96H263V95H262ZM262 96H261V98H262ZM47 97H50V96H47ZM55 97H57V95H56ZM65 97H66V96H65ZM75 97H76V96H75ZM75 97H74V99H75ZM82 97H83V96H82ZM82 97H81V98H82ZM99 97H100V96H99ZM99 97H98V98H99ZM107 97H108V96H107ZM130 97H131V96H130ZM141 97H142V96H141ZM166 97H168V95H166ZM169 97H168V98H169ZM171 97H172V96H171ZM171 97H170V99H171ZM199 97H201V96H199ZM208 97H209V96H208ZM240 97H241V96H240ZM244 97H246V96H244ZM263 97H264V96H263ZM24 98H25V97H24ZM30 98H31V97H30ZM33 98H34V96H33ZM44 98H45V97H44ZM60 98H61V97H60ZM60 98H59V99H60ZM62 98H63V97H62ZM66 98H67V97H66ZM68 98H69V97H68ZM86 98H87V97H86ZM132 98H133V97H132ZM136 98H137V97H136ZM148 98L150 99V97H148ZM159 98H157V99H159ZM163 98H164V97H163ZM168 98H165V99H168ZM191 98H193V97H191ZM195 98H196V97H195ZM220 98H222V97H220ZM231 98H232V97H231ZM234 98H235V96H234ZM237 98H239V97H237ZM259 98H260V97H259ZM22 99H23V98H22ZM26 99H27V98H26ZM42 99H43V98L41 97V100H42ZM52 99H53V98H52ZM54 99H55V98H54ZM57 99H58V97L56 98V100H57ZM72 99H73V98H72ZM74 99H73V100H74ZM76 99H77V98H76ZM76 99H75V101H76ZM108 99H109V98H108ZM113 99H115V98H113ZM138 99H139V98H138ZM145 99H146V98H145ZM152 99H153V98H152ZM155 99H156V98H155ZM184 99H185V98H184ZM198 99H199V98H198ZM211 99H212V98H211ZM216 99H217V97H216ZM216 99H215V100H216ZM225 99H228V98H225ZM247 99H248V98H247ZM28 100H29V99H28ZM43 100H44V99H43ZM56 100H55V102H56ZM60 100H61V99H60ZM65 100H67L66 102L69 103V102H68V101H69L68 99H65ZM83 100H84V99H83ZM93 100H94V98H93ZM97 100H98V99H97ZM99 100H100V102L98 103V106H100V107H99V108H100L99 111L102 113V110H103L104 106L106 105V101H107V100L105 101V99L102 98V97H101ZM99 100H98V101H99ZM134 100H135V99H134ZM142 100H143V99H142ZM142 100H141V102H142ZM153 100H154V99H153ZM161 100H162V99H161ZM173 100H175V99L173 98ZM208 100H209V99H208ZM212 100H214V99H212ZM212 100H211V103L213 102ZM232 100H233V99H232ZM241 100H242V99H241ZM259 100H260V99H259ZM259 100H258V101H259ZM18 101L20 102V100H18ZM26 101H27V100H26ZM32 101H33V100H32ZM46 101H47V100H46ZM49 101H51V99H50ZM78 101H79V100H78ZM81 101H82V100H81ZM90 101H91V100H90ZM110 101H111V100H110ZM110 101H109V102H110ZM115 101H116V100H115ZM115 101H114V102H115ZM135 101H137V100H135ZM144 101H145V100H144ZM149 101H150V100H148L147 103H148ZM168 101H169V100H168ZM170 101H172V100H170ZM181 101H182V99H181ZM185 101H186V100H185ZM209 101H210V100H209ZM225 101H227V100H225ZM225 101L223 100V103H224ZM251 101H252V100H251ZM260 101H261V100H260ZM27 102H28V101H27ZM39 102H41V101H39ZM51 102H52V101H51ZM58 102H62V100H61V101H57V104H59ZM79 102H80V101H79ZM79 102H78V103H79ZM82 102H83V101H82ZM82 102H81V103H82ZM84 102H85V101H84ZM91 102H92V101H91ZM95 102H96V101H95ZM107 102H108V101H107ZM114 102H113V103H114ZM133 102H134V101H133ZM163 102H164V100H163ZM165 102H167V101H165ZM198 102H199V101H198ZM228 102L230 103V101H228ZM244 102H245V101H244ZM11 103H12V102H11ZM20 103H21V102H20ZM20 103H19V104H20ZM28 103H29V102H28ZM31 103H32V102H31ZM41 103H42V102H41ZM41 103H40V104H41ZM75 103H76V102H75ZM86 103H87V102H86ZM150 103H151V102H150ZM152 103H153V102H152ZM156 103H158V102H156ZM160 103H161V102H160ZM168 103H169V102H167V104H168ZM187 103L189 104V102H187ZM201 103H203V102H201ZM216 103H217V101H216ZM231 103H233V102H231ZM245 103H247V100H246ZM29 104H30V103H29ZM34 104H35V103H34ZM44 104H45V103H44ZM53 104H54V103H53ZM55 104H56V103H55ZM69 104H70V103H69ZM96 104H97V103H96ZM107 104H109V103H107ZM119 104H117V105H119ZM134 104H135V103H134ZM137 104H138V102H137ZM153 104H154V103H153ZM169 104H171V103H169ZM179 104H180V103H179ZM196 104H197V103H196ZM209 104H210V103H209ZM212 104H213V103H212ZM212 104H211V105H212ZM218 104H219V103H218ZM226 104H227V103H226ZM226 104H225V105H226ZM234 104H235V103H234ZM237 104H238V103H237ZM250 104H251V103H249V105H250ZM253 104H254V103H253ZM30 105H31V104H30ZM47 105H48V103H47ZM51 105H52V104H51ZM61 105L63 106V104H61ZM61 105H60L59 107H62ZM65 105L67 106L66 103H65ZM78 105H79V104H78ZM82 105L84 106V103H83ZM91 105H92V104H91ZM110 105H112V104H110ZM135 105H136V104H135ZM135 105H134V106H135ZM143 105H146V103H145V104L143 103ZM143 105H142V106H143ZM155 105H156V104H154V106H155ZM183 105H184V104H183ZM192 105H193V104H192ZM199 105H202V106H203V104H199ZM199 105H198V106H199ZM204 105H206V104H204ZM207 105H208V104H207ZM230 105H231V104H230ZM249 105H248V106L243 105V106H245V108L242 109V112H233L234 110L232 109V110H233L232 113H233V114L236 113V114H235L236 116L233 115L234 117L231 118V119H232V120L234 119V121L236 122V125H234V126H236V128H237L238 130H240V132H241V131L243 132V130L245 129V128H244L245 126L243 127V128H244V129H243V128L241 127V125L249 124V123L244 124V123H245V120H244V119H246V118H244V119L242 118V116H243L242 113H243V112H244L243 114H245L248 110L253 109V108L249 107ZM256 105H259V106L257 107ZM256 105L254 106L255 109L257 108L258 111H259V110L263 107V108H262V110H263V109H264V99H263V101L260 102L259 104H258V102H257ZM17 106H18V105H17ZM21 106H22V105H21ZM28 106H29V105H28ZM31 106H32V105H31ZM35 106H36V105H35ZM35 106H33V107H35ZM43 106H44V105H43ZM49 106H50V103H49ZM55 106H58V105H55ZM75 106H76V105L74 104V107H75ZM107 106H108V105H107ZM112 106H114V105H112ZM131 106H132V107H131ZM136 106H137V105H136ZM136 106H135V108H136ZM148 106H150V104H148ZM152 106H153V105H152ZM152 106H151V107H152ZM162 106H163V105H162ZM168 106H169V105H168ZM180 106H182V105L180 104ZM185 106H186V105H185ZM193 106H194V105H193ZM196 106H197V105H196ZM208 106H209V105H208ZM212 106H213V105H212ZM215 106L218 107V105H216V104H215ZM239 106H240V105H239ZM239 106H238V107H239ZM251 106H253V105H251ZM10 107H11V106H10ZM23 107H24V106H23ZM25 107H26V106H25ZM29 107H30V106H29ZM39 107H40V106H39ZM91 107H93V106H91ZM118 107H119V106H118ZM127 107H125V108H127ZM139 107H140V106H139ZM163 107H164V106H163ZM173 107H174V106H173ZM194 107H195V106H194ZM206 107H207V106H206ZM206 107H204V108H206ZM226 107H227V110H228V109H229V108H228V105H226ZM232 107H233V106H232ZM0 108H1V107H0ZM15 108H16V107H14V109H15ZM17 108H18V107H17ZM20 108H21V107H20ZM42 108H43V107H42ZM49 108H50V107H49ZM51 108H55V107H51ZM84 108H85V107H84ZM93 108H94V107H93ZM108 108H109V107H108ZM108 108H107V109H108ZM111 108H112V107H111ZM116 108H117V106H116ZM116 108H115V109H116ZM121 108H122V106H121ZM125 108H124V109H125ZM152 108H153V107H152ZM168 108H169V107H168ZM168 108H166V109H168ZM175 108H177V107H175ZM185 108H186V107H185ZM187 108H188V107H187ZM196 108H197V107H196ZM200 108H201V107H200ZM200 108H197V109H200ZM208 108H210V107H208ZM212 108H214V107H212ZM234 108H236V107H234ZM247 108H248V110H246ZM12 109H13V108H12ZM21 109H22V108H21ZM29 109H30V108H29ZM29 109H28V110H29ZM36 109H37V108H36ZM39 109H40V108H39ZM45 109H46V105H45ZM55 109H56V108H55ZM63 109H64V108H63ZM71 109H72V108H71ZM89 109H90V108H89ZM94 109H95V108H94ZM119 109H120V108H119ZM142 109H143V107H142ZM142 109H141V112H142ZM148 109H149V108H148ZM164 109H165V108H164ZM164 109H163V110H164ZM173 109H174V108H173ZM181 109H182V108H181ZM189 109H190V108H189ZM189 109H188V110H189ZM202 109H203V108H202ZM239 109H240V108H239ZM2 110H3V109H2ZM6 110H7V109H6ZM19 110H20V109H19ZM48 110H49V109H47V112H48ZM61 110H62V109H61ZM66 110H67V109H66ZM76 110H77L76 112H77L78 114H79L80 112L83 113V112L81 111V110H83V109H81V106H77V109H76ZM97 110H98V108H97ZM108 110H109V109H108ZM108 110H107V111H108ZM111 110L114 111V109H111ZM117 110H118V109H117ZM135 110H136V109H135ZM145 110H147V106H146V109H145ZM155 110H156V109H155ZM155 110H154V111H155ZM159 110H161V108H160ZM171 110H172V108H171ZM191 110H192V109H191ZM195 110H196V109H195ZM215 110H217V109H215ZM16 111H17V110H16ZM24 111H25V110H24ZM24 111H23V112H24ZM49 111H50V110H49ZM52 111H53V110H52ZM74 111H75V109H74ZM74 111H73V113H74ZM139 111H140V110H139ZM147 111H149V110H147ZM161 111H162V110H161ZM183 111H184V110H183ZM197 111H198V110H197ZM213 111H214V110H213ZM213 111L211 112V114H213ZM222 111H223V110H222ZM8 112H9V111H8ZM12 112H13V110H12ZM14 112H15V111H14ZM14 112H13L12 114H14ZM25 112H26V111H25ZM30 112H31V111H30ZM53 112H54V111H53ZM57 112H59V108H58ZM61 112H63V111H61ZM70 112H72V111H70V109H69V113L67 112L68 115H72V114H70ZM86 112H87V111H86ZM104 112H105V111H104ZM111 112H112V111H111ZM118 112H119V111H118ZM125 112H127V111L125 110L123 114H125ZM129 112H131V111H129ZM129 112L126 113V114H129ZM141 112H140V113H141ZM152 112H153V111H152ZM169 112H171V111L169 110ZM174 112H175V111H174ZM180 112H181V111H180ZM184 112H185V111H184ZM200 112H201V111L199 110V113H198L197 115L200 116ZM202 112H203V111H202ZM216 112H217V111H216ZM226 112H227V111H226ZM27 113H29V112H27ZM27 113H26V114H27ZM43 113H44V111H43ZM51 113H52V112H51ZM51 113H50V114H51ZM55 113H56V110H55ZM64 113H66V111H64ZM77 113H75V114H77ZM98 113H99V112H98ZM101 113H99L98 117H97V115L95 114L96 117H97L95 120H96V122L99 124V129H100L101 131H103V127H101V124H100L101 121H102V114H103V113H102V114H101ZM131 113H132V112H131ZM140 113H136V114L138 115V114H140ZM159 113H160V111H159ZM175 113H176V112H175ZM185 113H187V112H185ZM192 113H194V112H192ZM224 113H225V112H224ZM238 113H239V114H238ZM249 113H250V115H252L251 112H249ZM252 113H253V112H252ZM262 113H264V112H262ZM12 114H11V116H12ZM35 114H36V116H37V113H35ZM41 114H42V112H41ZM41 114H40V115H41ZM44 114H45V113H44ZM48 114H49V113H48ZM53 114H54V113H53ZM60 114H61V113H60ZM62 114H63V113H62ZM84 114H85V113H84ZM84 114H83V115H84ZM110 114H111V113H110ZM113 114H114V113H113ZM126 114H125V115H126ZM132 114H134V113H132ZM132 114H131V115H132ZM141 114H142V113H141ZM149 114H150V113H149ZM153 114H155V113H153ZM160 114H161V113H160ZM163 114H164V112H163ZM166 114H167V112H166ZM166 114H165V115H166ZM180 114H181V113H180ZM182 114H184V113H182ZM187 114H188V113H187ZM187 114H186V115H187ZM190 114H191V111H190ZM204 114H205V113H204ZM226 114H227V113H226ZM228 114H229V112H228ZM254 114H255V113H254ZM5 115H6V114H5ZM18 115H19V114H18ZM18 115H17V117H19ZM29 115L31 116V114H29ZM38 115H39V114H38ZM51 115H52V114H51ZM56 115H57V114H56ZM58 115H59V114H58ZM73 115H74V114H73ZM86 115H87V113H86ZM86 115H84V116H86ZM108 115H109V114H108ZM111 115H112V114H111ZM117 115H118V114H117ZM120 115H121V113H120ZM157 115H158V114H156V116H157ZM173 115H174V114H173ZM173 115H172V116H173ZM176 115H177V114H175V116H176ZM178 115H179V113H178ZM184 115H185V114H184ZM257 115L259 116L260 113L257 114ZM257 115H256V116H257ZM27 116H28V114H27ZM30 116H29V117H30ZM47 116H48V115H47ZM61 116H62V115H61ZM64 116H65V115H64ZM64 116H62V117H64ZM88 116H89V114H88ZM128 116H129V115H128ZM134 116L137 117L136 115H134ZM145 116H146V114H145ZM148 116H149V115H148ZM154 116H155V115H154ZM159 116H160V115H159ZM203 116H204V115H203ZM203 116H202V117H203ZM206 116H207V115H206ZM209 116H211V115L209 114ZM215 116H216V115H215ZM224 116H225V115H224ZM226 116H228V115H226ZM245 116H246V115H245ZM258 116H257V117H258ZM261 116H263V115H261ZM25 117H26V115H25ZM39 117H40V116H39ZM42 117H43V116H42ZM42 117L39 119V122H42V121H40V120L42 119ZM44 117H46V116H44ZM48 117H49V116H48ZM48 117H47V118H48ZM58 117H59V116H58ZM58 117H56V118L54 117L55 120H53V122L56 121V119H57ZM65 117H66V116H65ZM77 117L79 118V115H77ZM77 117H76V118H77ZM82 117H83V116H82ZM92 117H93V116H92ZM111 117H112V116H111ZM111 117H109V118L111 119ZM117 117H118V116H117ZM119 117H120V116H119ZM119 117H118V118H119ZM124 117H125V116H124ZM124 117H123V119H124ZM132 117H133V116H132ZM132 117H131V118H132ZM141 117H142V116H141ZM162 117H163V116H161V117L158 118V116H157V118L154 117V119H155V120H156V119L159 120V119H161ZM164 117H165V116H164ZM179 117H180V116H179ZM179 117H177V118H179ZM184 117H185V116H184ZM229 117H231V116H229ZM263 117H264V116H263ZM7 118H8V117H7ZM9 118H10V116H9ZM12 118H13V117H12ZM21 118H22V117H21ZM47 118H46V119H47ZM51 118H53V117H51ZM67 118H68V116L66 117V121H68ZM72 118H74V117L72 116ZM72 118H71V116H70V119H72ZM131 118H130V119H131ZM137 118H139V117H137ZM137 118H136V119H137ZM166 118H168V117H166ZM166 118H164V119H166ZM171 118H172V119H175V118H173V117H171ZM171 118H170V119H171ZM182 118H183V117H182ZM186 118L189 119V117H186ZM197 118H198V116H197ZM200 118H201V117H200ZM200 118H199V121H200ZM206 118H207V117H205V119H206ZM223 118H224V117H223ZM227 118H228V117H227ZM249 118H250V117H249ZM251 118L256 119L255 117H251ZM251 118H250V119H251ZM261 118H262V117H260L259 119H261ZM3 119H4V118H3ZM3 119H2V120H3ZM31 119H32V117H31ZM31 119H29V120H31ZM33 119H34V118H33ZM33 119H32L31 121H33ZM37 119H38V118H37ZM58 119H59V118H58ZM58 119H57V121H58ZM61 119H62V118H61ZM63 119H65V118H63ZM80 119H82V118H80ZM112 119H114V118H112ZM112 119H111V120H112ZM125 119H127V117H126ZM136 119H135V120H136ZM140 119H142V118H140ZM140 119H139V120H140ZM144 119H145V117H144ZM148 119L150 120V118H148ZM179 119H181V118H179ZM202 119H203V118H202ZM207 119L209 120V117H208ZM207 119H206V120H207ZM231 119H230V120H231ZM12 120H13V119H12ZM12 120H10V121H12ZM21 120H22V119H21ZM26 120H27V118H26ZM48 120H50V119H48ZM72 120H73V119H72ZM83 120H84V119H83ZM89 120H90V119H89ZM91 120H92V118H91ZM91 120H90V121H91ZM95 120H94V121H95ZM119 120L122 121L121 119H119ZM128 120H129V119H128ZM131 120L133 121L134 119H131ZM131 120H130V121H131ZM139 120H137V121L139 122ZM152 120H153V119H152ZM155 120L153 121L154 124H155ZM161 120H162V119H161ZM193 120H194V118H193ZM196 120H197V119H196ZM228 120H229V119H228ZM256 120H257V119H256ZM3 121H4V120H3ZM5 121L7 122L8 120H5ZM13 121H14V120H13ZM31 121H30V122H31ZM43 121H44V124H45V119H44ZM61 121H62V120H61ZM66 121H65V123H67ZM86 121H87V120H86ZM86 121H85V122H86ZM90 121H89V122H90ZM112 121H114V120H112ZM125 121H126V120H125ZM125 121H124V122H121V123H125ZM132 121H131V122H132ZM140 121H143V120H140ZM166 121H168V120H166ZM171 121H172V120H171ZM175 121H179V120H175ZM184 121H185V120H184ZM258 121H259V120H258ZM258 121H257V122H258ZM15 122H16V121H15ZM18 122H19V121H18ZM23 122H24V121H23ZM30 122H29V124H30ZM35 122H36V121L34 120V123H35ZM39 122H38V124H39ZM51 122H52V121H51ZM51 122H50V123H51ZM70 122L73 123V121H70ZM78 122H79V121H78ZM92 122H93V121H92ZM109 122H110V121H109ZM117 122H118V121H117ZM127 122H128V121H127ZM148 122H149V121H148ZM148 122H147V123H148ZM153 122H152V123H153ZM159 122H160V121H159ZM161 122L163 123V121H161ZM164 122H165V121H164ZM191 122H192V121H191ZM196 122H197V121H196ZM203 122H204V121H203ZM247 122H249V121L247 120ZM252 122L256 124V121H255V122L252 121ZM3 123H4V122H3ZM11 123H12V122H11ZM13 123H14V122H13ZM16 123H17V122H16ZM56 123H57V122H56ZM58 123H59V122H58ZM60 123H61V122H60ZM60 123H59V125H60ZM72 123H70V124H72ZM74 123H75V122H74ZM79 123H81V120H80ZM79 123H78V125H81V124H79ZM82 123H84V122H82ZM102 123H103V121H102ZM110 123H111V122H110ZM114 123H116V122H114ZM139 123H140V122H139ZM143 123H144V125H145V122H143ZM162 123H161V124H162ZM166 123H167V122H166ZM178 123H180V122H178ZM182 123H183V122H182ZM187 123H188V122H187ZM231 123H232V122H231ZM250 123H251V122H250ZM7 124H8V123H7ZM7 124H6V126H7ZM24 124H25V123H24ZM24 124H23V125H24ZM32 124H33V122H32ZM48 124H49V123H48ZM53 124H54V123H53ZM61 124H62V123H61ZM75 124H76V123H75ZM84 124H85V123H84ZM116 124H117V123H116ZM129 124H130V123H129ZM140 124H142V123H140ZM157 124H158V122H157ZM164 124H165V123H164ZM175 124H176V123H175ZM175 124H174V125H175ZM189 124H190V123H189ZM195 124H196V123H195ZM195 124H194V125H195ZM204 124H206V123H204ZM228 124H229V123H228ZM255 124H253V125H255ZM15 125H16V124H15ZM17 125H18V124H17ZM26 125H28V124H26ZM33 125H34V124H33ZM39 125H40V124H39ZM45 125H46V124H45ZM54 125H55V124H54ZM54 125H53V126H54ZM57 125H58V124H57ZM57 125H56V126H57ZM59 125H58V126H59ZM68 125H69V124H68ZM73 125H74V124H73ZM76 125H77V124H76ZM76 125H74V126H76ZM86 125H87V123H86ZM112 125H113V124H112ZM112 125H111V126H112ZM125 125H126V126H124V128H125V127L127 128V127H128L127 124H125ZM134 125H135V124H134ZM162 125H163V124H162ZM171 125H172V124H171ZM178 125H179V124H178ZM182 125H184V123H183ZM192 125H193V124H192ZM192 125H191V127H192ZM198 125H199V124H198ZM210 125H211V124H210ZM216 125H218V124H216ZM226 125H227V123H226ZM259 125H260V122H259ZM2 126H3V125H2ZM2 126H1V127H2ZM20 126H21V125H20ZM29 126H30V125H28V127H29ZM41 126H42V123H41ZM46 126H47V125H46ZM60 126H61V125H60ZM62 126H63V124H62ZM70 126H72V125H70ZM81 126H82V125H81ZM92 126H93V124H92ZM96 126H97V125H96ZM130 126H131V125H130ZM136 126H137V125H136ZM136 126H135V127H136ZM139 126H140V125H139ZM149 126H150V125H149ZM153 126H154V125H153ZM180 126H181V124H180ZM186 126H187V125H186ZM248 126H249V125H248ZM250 126H252V123H251ZM255 126H256V125H255ZM260 126H261V125H260ZM9 127L11 128V126H9ZM26 127H27V126H26ZM34 127H35V125H34ZM36 127H37V126H36ZM36 127H35V128H36ZM48 127H50V124H49ZM51 127H52V125H51ZM66 127H67V126H66ZM66 127H65V128H66ZM72 127H73V126H72ZM72 127H70V128H72ZM87 127H88V126H87ZM115 127H116V126H115ZM118 127H119V126H118ZM118 127H117V128H118ZM132 127H133V126H132ZM135 127H134V128H135ZM140 127H141V126H140ZM143 127H144V126H143ZM156 127H157V125H156ZM161 127H162V126H161ZM174 127H175V126H174ZM174 127H173V128H174ZM178 127H179V126H177V128H178ZM182 127H183V126H182ZM182 127H180L179 129H181ZM184 127H185V126H184ZM188 127H190V126H188ZM188 127H187V128H188ZM191 127H190V128H191ZM199 127H200V126H199ZM206 127H208V123H207V126H206ZM214 127H215V126H214ZM214 127H213V128H214ZM253 127H254V126H253ZM4 128H5V127H4ZM13 128H14V127H13ZM20 128H21V127H20ZM42 128H43V127H41V129H42ZM65 128H64V130H65ZM78 128H79V127H78ZM80 128H81V127H80ZM96 128H97V127H96ZM108 128H109V127H108ZM130 128H131V127H130ZM136 128H137V127H136ZM153 128H154V127H153ZM153 128H152V129H153ZM166 128H167V126H166ZM168 128H169V127H168ZM173 128H172V129H173ZM185 128H186V127H185ZM215 128H217V127H215ZM215 128H214V129H215ZM231 128H232V127H231ZM233 128H234V127H233ZM248 128H249V127H248ZM5 129H7V128H5ZM5 129H3V130H5ZM21 129H22V128H21ZM29 129H30V128H29ZM46 129H47V128H46ZM52 129H53V128H52ZM54 129H55V128H54ZM68 129H69V128H68ZM76 129H77V128H76ZM76 129L74 128L75 131H76ZM128 129H129V128H128ZM147 129H148V128H147ZM155 129H156V128H155ZM159 129H160V128H159ZM161 129H163V128H161ZM179 129H178V131H179ZM211 129H212V127H211ZM211 129H210V131H211ZM237 129H236V130H237ZM246 129H247V128H246ZM246 129H245V131H246ZM261 129H262V128H261ZM261 129H260V130H261ZM38 130H39V129H38ZM43 130H44V129H43ZM43 130H42V131H43ZM49 130H50V129H49ZM60 130H61V128H60ZM96 130H98V129H96ZM131 130H133V128H132ZM182 130L184 131V129H182ZM194 130H195V129H194ZM196 130H197V128H196ZM198 130H199V129H198ZM201 130H202V128H201ZM201 130H200V131H201ZM230 130H231V129H230ZM254 130H256V129H254ZM27 131H28V130H27ZM35 131H36V130H35ZM50 131H51V130H50ZM57 131H58V130H57ZM61 131H62V130H61ZM65 131H67V130H65ZM70 131H71V130H70ZM135 131H136V130H135ZM139 131H142V130H139ZM160 131H161V130H160ZM205 131H208V130H205ZM210 131H209V133H210ZM231 131H232V130H231ZM248 131H252V130H249V129H248ZM8 132H9V131H8ZM37 132H38V131H37ZM44 132H45V131H44ZM111 132H112V131H111ZM130 132H131V131H130ZM161 132H163V131H161ZM166 132H167V131H166ZM166 132H165V133H166ZM186 132H187V131H186ZM214 132H215V131H214ZM254 132H255V131H254ZM254 132L252 131V133H254ZM263 132H264V131H263ZM263 132H262V133H263ZM33 133H34V132H33ZM51 133H52V132H51ZM125 133H126V132H125ZM127 133H128V132H127ZM132 133H133V132H132ZM136 133H137V132H136ZM172 133H173V132H172ZM176 133H177V132H176ZM176 133H175V134H176ZM184 133H185V132H184ZM188 133H189V132H188ZM202 133H203V132H202ZM202 133H199L198 136H199L200 134H202ZM209 133L206 132L205 134L209 135ZM11 134H12V133H11ZM44 134H47V133H44ZM53 134H54V133H53ZM59 134H60V133H59ZM59 134H57V135H59ZM110 134H111V133H110ZM128 134H129V133H128ZM130 134H131V133H130ZM134 134H135V133H134ZM141 134H142V132H141ZM160 134H161V133H160ZM163 134H164V133H163ZM170 134H171V133H169V135H170ZM189 134H190V133H189ZM189 134H188V135H189ZM196 134H197V133H196ZM211 134H212V133H211ZM234 134H235V133H234ZM236 134H237V133H236ZM246 134H247V132H246ZM255 134H256V133H255ZM6 135H7V134H6ZM14 135H15V134H14ZM16 135H17V134H16ZM33 135H34V134H33ZM33 135H31V136H33ZM64 135H66V134H64ZM116 135H117V134H116ZM120 135H122V133H121ZM131 135H132V134H131ZM136 135H137V134H136ZM169 135H168V136H169ZM183 135H184V134H183ZM190 135H191V134H190ZM192 135H193V134H192ZM242 135H243V134H242ZM258 135H260V133H259ZM45 136H46V135H45ZM49 136H50V134H49ZM97 136H98V135H97ZM110 136H111V135H110ZM124 136H125V135H124ZM129 136H130V135H129ZM144 136H145V135H144ZM149 136H150V135H149ZM163 136H164V135H163ZM170 136H171V135H170ZM172 136H173V135H172ZM195 136H196V135H195ZM234 136H235V135H234ZM237 136H238V135H237ZM237 136H236V138H237V140H238L239 137H237ZM247 136H248V134H247ZM249 136H252V135L249 134ZM3 137H5V136H3ZM6 137H8V136H6ZM15 137H16V136H15ZM34 137H35V136H34ZM34 137H33V138H34ZM39 137H40V136H39ZM42 137H43V136H42ZM81 137H82V136H81ZM113 137H114V136H113ZM117 137H119V136H117ZM127 137H128V135H127ZM127 137H126V138H127ZM130 137H131V136H130ZM134 137H135V136H134ZM155 137H158V136H155ZM159 137H160V136H159ZM184 137H186V135H184ZM189 137H191V136H189ZM202 137H203V136H202ZM242 137H243V136H242ZM242 137H241V138H242ZM0 138H2V137H0ZM22 138H23V137H22ZM40 138H41V137H40ZM45 138H47V137H45ZM48 138H49V137H48ZM73 138H80V135H72V136H71V135H67L66 138H65V137L62 138L61 142H66V144H68V143H71V142H72ZM108 138H109V137H108ZM114 138H115V137H114ZM132 138H133V135H132ZM147 138H148V137H147ZM194 138H195V137H194ZM196 138H198V137H196ZM208 138H210V137L208 136ZM234 138H235V137H234ZM248 138H249V137H248ZM257 138L260 139V138H263V137L260 136V137H257ZM257 138H256V139H257ZM80 139H81V138H80ZM91 139H92V138H91ZM116 139H117V138H116ZM140 139H141V138H140ZM144 139H145V138H144ZM151 139H152V138H151ZM163 139H164V138H163ZM165 139H166V138H165ZM186 139H187V138H186ZM191 139H192V138H191ZM198 139H200V138H198ZM251 139H252V138H250V141H251ZM259 139H258V140H259ZM8 140H9V137H8ZM25 140H26V139H25ZM32 140H33V139H32ZM120 140H121V138H120ZM125 140H126V139H125ZM127 140H128V139H127ZM132 140H134V139H132ZM180 140H181V139H180ZM182 140H183V138H182ZM187 140H188V139H187ZM192 140H193V139H192ZM202 140H203V139H202ZM205 140H206V139H205ZM205 140H204V141H205ZM233 140H234V139H233ZM237 140H235V142H236ZM252 140H254V139H252ZM260 140H261V139H260ZM263 140H264V138H263ZM11 141H12V140H11ZM23 141H24V139H23ZM39 141H40V139H39ZM43 141H44V140H43ZM74 141H75V140H74ZM76 141H77V140H76ZM115 141H116V140H115ZM115 141H114V142H115ZM118 141H119V140H118ZM148 141H149V139H148ZM148 141H147V142H148ZM154 141H155V140H154ZM156 141H157V140H156ZM156 141H155V142H156ZM158 141H159V140H158ZM161 141L163 142V140H161ZM164 141H165V140H164ZM166 141H167V140H166ZM176 141H177V140H176ZM190 141H191V140H190ZM195 141H196V139H195ZM230 141H232V140H230ZM245 141H247V138H246ZM245 141H242V142H245ZM256 141H257V140H256ZM37 142H38V141H37ZM47 142H48V140H47ZM49 142H50V141H49ZM49 142H48V143H49ZM57 142H58V141H57ZM81 142H82V141H81ZM110 142H111V141H110ZM112 142H113V141H112ZM167 142H168V141H167ZM174 142H175V141H174ZM174 142H173V143H174ZM177 142H179V140H178ZM184 142L186 143V141H184ZM187 142H189V141H187ZM196 142H197V141H196ZM239 142H240V141H239ZM247 142H249V141H247ZM260 142H261V141H260ZM16 143H17V142H16ZM24 143H26V142L24 141ZM55 143H56V142H55ZM117 143H118V142H117ZM117 143H116V144H117ZM119 143H120V142H119ZM135 143H136V142H135ZM142 143H143V142H142ZM144 143H145V142H144ZM152 143H153V142H152ZM165 143H166V142H165ZM169 143H172V140H171V142H169ZM181 143H182V142H181ZM208 143H209V142H208ZM208 143H206V145H207ZM232 143H233V141H232ZM13 144H14V143H13ZM21 144H22V142H21ZM39 144H40V143H39ZM80 144H81V143H80ZM110 144H111V143H110ZM114 144H115V143H114ZM129 144H131V142H130ZM155 144H156V143H155ZM158 144H159V143H158ZM178 144L180 145V143H178ZM178 144H176V146H178ZM193 144H194V143H193ZM195 144H196V143H195ZM199 144H200V143H199ZM201 144H203V143H201ZM236 144H237V143H236ZM238 144H239V143H238ZM246 144H247V143H246ZM262 144H263V142H262ZM9 145H10V144H9ZM30 145H31V143H30ZM127 145H128V144H127ZM148 145H150V144H148ZM169 145H170V144H169ZM186 145H191V144H190V143H189V144L186 143ZM233 145H234V144H233ZM250 145H251V144H250ZM252 145H253V144H252ZM252 145H251V146H252ZM10 146H11V145H10ZM39 146H40V145H39ZM39 146H38V147H39ZM44 146H45V145H44ZM117 146H118V145H117ZM132 146H134V145H132ZM158 146H159V145H158ZM158 146H157V147H158ZM172 146H173V145H172ZM181 146H183V145H181ZM195 146H198V144H196ZM204 146H205V145H204ZM213 146H214V149L211 151V154L214 153V154H212V155H214V156H213L212 159L210 158V161H211V162H215L216 160L219 161L220 158H223V159H222V160H224V161H222L223 164H224L225 162L227 163V162H230V161H231L230 164L232 165V163L234 162L233 165H237V166H242V167H243V168H239V169H243V171H242V174L244 173L243 175H249L250 177H251L253 174H255L256 172H258L259 169H261L260 167H256V165H258V163L256 164L255 162H254L255 164L253 163L251 166H249V164H250L251 161H249V157H250V156H247V157H246V155H248L247 153H245L246 155L244 154V156L242 155V156L244 157V158H243L244 160L240 157V153H239V151H240L241 148H242L241 145H240L241 148L239 147L238 149H236L237 151H234V152H236L235 155H238V156H236V157H234V158H232L233 156L231 157V156L229 155V154H230L229 152L231 151V149H230L231 147L228 148V149H230V151L228 150L229 152H228L227 150L225 151V152H228V154H225V153H224V150H225V149H222V148L216 146L215 144H214ZM231 146H232V145H231ZM246 146H247V145H246ZM246 146H245V147H246ZM254 146H255V144H254ZM254 146H253V147H254ZM259 146H260V145H259ZM25 147H26V146H25ZM46 147H47V146H46ZM49 147H50V146H49ZM58 147H59V146H58ZM147 147H148V146H147ZM149 147H150V146H149ZM154 147H155V146H154ZM157 147H156V148H157ZM163 147H164V146H163ZM170 147H171V146H170ZM170 147H169V149H170ZM174 147H175V146H174ZM174 147H173V148H174ZM183 147H184V146H183ZM188 147H189V146H188ZM199 147H200V145L198 146L197 149H199ZM208 147H209V146H208ZM233 147H234V146H233ZM235 147H237V146H235ZM255 147H256V146H255ZM1 148H2V147H1ZM12 148H13V147H12ZM30 148H31V147H30ZM30 148H29V149H30ZM41 148H42V147H41ZM55 148H56V146H55ZM62 148H63V147H62ZM133 148H134V147H133ZM158 148H160V147H158ZM175 148H176V147H175ZM185 148H186V146H185ZM185 148H184V149H185ZM200 148H201V147H200ZM202 148H203V147H202ZM202 148L200 149L201 151H199V152H200V153H206V152H203V151H202V150H203ZM246 148H248V146H247ZM262 148H263V147H262ZM35 149H36V148H35ZM38 149H39V148H38ZM42 149H43V148H42ZM105 149H106V148H105ZM111 149H112V148H111ZM111 149H110V150H111ZM161 149H163L162 146H161ZM180 149L182 150L183 148L181 147ZM191 149H192V148H191ZM197 149H196V150H193L194 153L192 152V155L189 153V154L191 155V159H193V155H194V154H196V156L198 155V154L196 153ZM205 149H206V146H205ZM211 149H212V148H211ZM226 149H227V148H226ZM256 149H257V148H256ZM15 150H16V149H15ZM39 150H40V149H39ZM43 150H44V149H43ZM75 150H76V149H75ZM75 150H74V151H75ZM127 150H129V149H127ZM139 150H141V149H139ZM142 150H143V149H142ZM174 150H175V149H174ZM178 150H179V147H178ZM207 150H208V149H207ZM9 151H10V150H9ZM9 151H8V152H9ZM27 151H28V150H27ZM32 151H34V150H32ZM35 151H36V150H35ZM41 151H42V150H41ZM50 151H51V150H50ZM119 151H120V150H119ZM122 151H123V150H122ZM133 151L136 152V150H133ZM137 151H138V150H137ZM150 151H151V150H150ZM172 151H173V150H172ZM175 151H176V150H175ZM189 151H190V149H189V150L187 149V150L184 151V152H183V151H182V152H179V155L176 154V156H177L178 158H179V156H183V155H184V156H185V155L188 156V155L185 154V153H187V152H189ZM245 151H247V150H245ZM252 151H253V150H252ZM259 151H260V148H259ZM16 152H17V151H16ZM36 152H37V151H36ZM42 152H43V151H42ZM52 152H53V151H52ZM113 152H115V151H113ZM129 152H130V151H129ZM148 152H149V150H148ZM159 152H160V151H158V153H159ZM165 152H166V151H165ZM176 152H177V151H176ZM231 152H233V151H231ZM241 152H242V151H241ZM243 152H244V149H243ZM247 152H248V151H247ZM249 152L251 153L250 150H249ZM30 153H31V152H30ZM115 153H116V152H115ZM140 153H141V151H140ZM150 153H151V152H150ZM155 153H156V152H155ZM163 153H164V152H163ZM170 153H171V152H170ZM174 153H175V152H174ZM200 153H199V154H200ZM207 153H209V150H208ZM256 153H257V152H256ZM261 153H262V152H261ZM2 154H3V153H2ZM6 154H7V153H6ZM42 154H43V153H42ZM53 154H55V153L53 152ZM74 154H75V153H74ZM132 154H133V153H132ZM134 154H135V153H134ZM233 154H234V153H233ZM241 154H242V153H241ZM253 154H255L254 151H253ZM8 155H9V154H8ZM33 155H34V153H33ZM50 155H51V153H50ZM56 155H57V154H56ZM108 155H109V154H108ZM114 155H115V154H114ZM125 155H126V154H125ZM141 155H142V154H141ZM145 155H146V154H145ZM152 155H153V151H152ZM170 155H171V154H170ZM202 155H203V154H202ZM208 155H209V154H208ZM249 155H250V154H249ZM261 155H262V154H261ZM10 156H11V155H10ZM13 156H14V155H13ZM41 156H42V155H41ZM43 156H44V155H43ZM46 156H48V154H47ZM71 156H72V155H71ZM119 156H120V155H118V157H119ZM126 156H127V155H126ZM135 156H136V154H135ZM147 156H148V155H147ZM166 156H167V155H166ZM176 156H175V157H176ZM184 156H183L182 158H184ZM186 156H185V157H186ZM198 156H199V155H198ZM198 156H197V157H198ZM203 156H204V155H203ZM206 156H207V155H206ZM262 156H263V155H262ZM4 157H5V156H4ZM25 157H26V156H25ZM32 157H33V156H32ZM105 157H106V155H105ZM107 157H108V156H107ZM124 157H125V156H124ZM128 157H129V156H128ZM159 157H160V156H159ZM167 157H168V156H167ZM172 157H174L173 154L171 155V157H169V159L172 160V159H173ZM199 157H200V156H199ZM258 157H259V155H258ZM2 158H3V157H2ZM19 158H20V157H19ZM34 158H35V157H34ZM38 158H39V156H38ZM50 158H51V157H50ZM54 158H55V157H54ZM57 158H58V157H57ZM110 158H111V156H110ZM112 158H114V157H112ZM112 158H111V159H112ZM130 158H131V157H130ZM137 158H139V157H137ZM145 158H146V157H145ZM157 158H158V157H157ZM171 158H172V159H171ZM186 158H189V157H186ZM252 158L254 159V157H252ZM256 158H257V156H256ZM260 158H261V157H260ZM10 159H11V158H10ZM14 159H15V158H14ZM16 159H17V157H16ZM32 159H33V158H32ZM51 159H52V158H51ZM77 159H78V158H77ZM105 159H106V158H105ZM132 159H134V157H132ZM147 159H148V158H147ZM147 159H146V160H147ZM160 159H161V158H160ZM165 159H166V158H165ZM167 159H168V158H167ZM195 159H196V158H195ZM197 159H198V158H197ZM263 159H264V157H263ZM33 160H34V159H33ZM33 160H32V161H33ZM39 160H41V159L39 158ZM43 160H44V158H43ZM43 160H42V161H43ZM45 160H46V159H45ZM113 160H114V159H113ZM127 160H128V159H127ZM136 160H137V159H136ZM144 160H145V159H144ZM174 160H175V159H174ZM176 160H177V159H176ZM176 160H175V161H176ZM189 160H190V159H189ZM258 160H259V159H258ZM261 160H262V159H261ZM14 161H15V160H14ZM52 161H53V160H52ZM106 161H107V160H106ZM119 161H120V160H119ZM119 161H118V162H119ZM133 161H134V160H133ZM157 161H158V160H157ZM207 161H208V160H207ZM210 161H208V162H210ZM244 161H245V162H244ZM263 161H264V160H263ZM1 162H2V161H1ZM30 162H31V161H30ZM33 162H36V161H33ZM38 162H39V161H38ZM38 162H37V163H38ZM50 162H51V161H50ZM58 162H59V161H58ZM100 162H101V161H100ZM103 162H105V161H103ZM109 162H110V160H109ZM112 162H113V161H112ZM112 162H110V164H111ZM131 162H132V161H131ZM135 162H136V161H135ZM148 162H149V161H148ZM154 162H155V159H154ZM154 162H152V163H153V167H154V165H155V167H156V165H159V163H161V162H162L163 165H164V166H162V167H166V166H167V162H168V160H167V162H166V161H164V162L161 161V162H158V163H154ZM172 162H173V161H171V164H172ZM187 162H188V160H187ZM195 162H196V161H195ZM199 162H200V161H199ZM220 162H221V161H220ZM222 162H221V163H222ZM257 162H261V161H257ZM2 163H3V162H2ZM9 163H10V162H9ZM41 163H42V162H41ZM47 163H49V162L47 161ZM53 163H55V162H53ZM72 163H73V162H72ZM105 163L108 164V162H105ZM120 163H121V162H120ZM127 163H128V161H127ZM133 163H134V162H133ZM145 163H146V161H145ZM145 163H143V164H145ZM162 163H161L159 166H161ZM168 163H169V162H168ZM175 163H177V162H175ZM175 163H173V164H175ZM193 163H194V161H191V164H193ZM217 163H218V162H217ZM221 163H220V164H221ZM5 164H7V163L5 162ZM12 164H13V163H12ZM22 164H23V163H22ZM29 164H30V163H29ZM29 164H28V165H29ZM51 164H52V162H51ZM129 164H130V163H129ZM173 164H172V165H173ZM178 164H179V163H178ZM187 164H188V163H187ZM191 164H190V165H191ZM214 164H215V163H214ZM3 165H4V164H3ZM18 165H19V163H18ZM26 165H27V164H26ZM32 165H33V164H32ZM42 165H44V164L42 163ZM101 165H103V164L101 163ZM108 165H109V164H108ZM111 165H112V164H111ZM124 165H125V164H124ZM136 165H137V164H136ZM150 165H151V163H150ZM196 165H197V164H195V166H196ZM1 166H2V165H1ZM8 166H9V165H8ZM33 166H34V165H33ZM38 166H40L39 163H38ZM44 166H45V165H44ZM52 166H53V164H52ZM54 166H55V165H54ZM56 166H57V163H56ZM145 166H146V165H145ZM175 166H176V165H174V167H175ZM178 166H179V165H178ZM248 166L250 167L249 169H248ZM258 166H261V165H258ZM12 167H13V166H12ZM28 167H29V166H28ZM49 167H50V166H49ZM104 167H105V169H106V167H108V166H104ZM109 167H110V166H109ZM126 167H127V166H126ZM133 167H134V166H133ZM171 167H172V166H171ZM202 167H203V166H202ZM234 167H236V166H234ZM2 168H3V167H2ZM22 168H23V167H22ZM35 168H36V167H35ZM40 168H41V167H40ZM42 168H44V167H42ZM135 168H136V167H135ZM147 168H148V167H147ZM159 168H160V167H159ZM169 168H170V166H169ZM228 168H229V167H228ZM230 168H231V167H230ZM244 168H245V170H244ZM0 169H1V168H0ZM7 169H8V168H7ZM32 169H33V167H32ZM32 169H31V170H32ZM48 169H49V168H48ZM51 169H52V168H51ZM102 169L104 170V168H102ZM133 169H134V168H133ZM149 169H150V168H149ZM185 169H186V168H185ZM187 169H188V168H187ZM199 169H200V170H199ZM199 169L196 168V169H195V172H194V169H193V172H194V173H192V174H190V175L188 176L189 178L186 180V181H188V182H185L179 190H176V191H175V190L173 189L174 186H172V183L170 182V180H167V181L170 182V185H171V187H170V189H169L170 192L164 193V194L162 195V194H159V193H158V192H159V183H158V184H156L155 186H153L155 189H154L152 192H149V193H148V195L151 194L150 196H148L147 198H144V200H141L140 202H137V203H135V204L130 205V207H128V208L125 209V210H123V209L121 210L120 208H117V207H118V201H119L121 198H120V199H118V198L115 199V198H114V199L109 203V205H106V206H103L102 204H101V205L98 204V206H97L95 209L91 208L90 205L87 206V205L84 203L85 201H87V199H91L93 196H95V197L98 198V199L96 198V199H97V202H99V201H101V199H102V194H100V192H96V193H95V190H93L94 188H93V189H90V190H83V189H84V187H83V189H81L82 191L80 192V195H79L78 199H76L77 201H73V200H72V199L75 198L76 195H75L73 198H71V199H67V198L56 199V198H52L51 201L48 203V206L45 207V212H44V215L42 216L41 220H42L43 224L46 225V226H49V225H51L52 223H54V225H55V229H53V230H57V229H58V230H59V233H60L61 229H62L64 226H66V225H64V226H63V225H62V226H61V225H58L60 222H62V221H61V218L63 217L64 213H66V212L70 209L71 206L76 207L75 204H76L77 202H80L78 205H80V209H79V210H80V212H81V214H82V219H81V221L79 222L78 227H77L74 231H76V233H80V234L83 235V237H82V239H81L82 241L80 240V250H79V253H80V254H79V255H81L82 257H85V256H86V258H84V260H85L87 263H89V264H93V263H95V261H96V259H93V258L91 259L89 256H90V253H91L92 248H94V246H96L97 242L100 241V240H102V242H103L104 240H103L102 238H103V237L105 238V237L108 236V235H112V234H115V235H116L115 232H114V233L111 232L112 229H113L112 226H108V227L104 228L105 231L103 230L104 232H103V231L100 232V235L97 234V231H95V229H93V228H90V226H89V224H88V222H89L91 219H93V218L96 217V218H99L100 220H102L105 216L109 217V215H116V216H118V217H120V216H124L123 218H125V227H127V228H126L125 230H123V231L121 230V231L123 232L122 234H124V235H126V236H128L127 234H129L130 231H133V229H134V227H136V225H139V224L144 223V224H147V225H150V226H154L155 228L153 229V231H150V230H149V231H147V233H146V232L143 233V234L146 233V236H148V238H146V241L144 242L143 246H138V243H137V245H136L135 241H133V240H129V242L126 241V243L123 245V246H125V247L127 248V250H124V251H115L116 249H115V250H112V248H110L109 246H108V247H109L110 249H109V248H104V247L102 248V247H100V248L97 249V253L94 254V257H95V258H96V256H108V257H109V256L112 255V256L114 257V259H115L114 264H116V263H117V264H124V263H125V262H124L125 259H127V258L129 257L128 254H129V253H132V254H135V256H136L135 258L137 259V260H136L134 263H132V264H160V263L158 262V260H157V255H156L157 253H155V242L157 243V238H156V237H157L158 234H159V231H160L159 229L162 228V227H164L165 223L169 222V219H170V223H171V225L173 226V228H174V230H175L176 228H178V227L181 225V223L184 222V221L182 222V218H183V216H181L180 219H179L180 223H176V224L174 223V222H175V219L177 218V217H176V216H177L176 213L178 214L180 210H184V211H185V210H187V208H188V210H189V209H199V208H202V207H205L206 205H208V204H207L208 202H211L210 205L212 206V205H214V204H212V201L215 202V201L217 200V198H215L216 196L214 197L216 191L213 190V184H211V183H212L211 181L217 179L218 176L209 175V177L206 179V180H210V181H209L210 186L208 185V186H209V189H208V191H206L205 196L203 195L204 193L202 194V196H204V197L201 196V194H200L201 192L199 193V192H197L198 190H196L198 184H197V186L195 187L194 191L192 192V193H194V195H191V194H190V196H189V194L187 195L186 192L181 191L184 187L186 188V187H187L188 185H190L192 182H193V183H197L196 181H198L199 177L202 175V173H201V172H202V171H201L202 169H201V168H199ZM1 170H2V169H1ZM157 170H158V169H157ZM157 170H156V171H157ZM164 170H165V173H166V175H167V171H166V169H164ZM169 170H173V169H169ZM180 170L182 171V169H180ZM180 170H179V171H180ZM188 170H189V169H188ZM188 170H186L187 173H188ZM15 171H16V169H15ZM22 171H23V170H22ZM29 171H30V170H29ZM44 171H47V170H44ZM126 171H127V170H126ZM128 171H129V170H128ZM132 171H133V170H132ZM139 171H140V170H139ZM226 171H227V169H226ZM228 171H229V169H228ZM230 171H231V169H230ZM234 171H236V170H234ZM234 171H233V172H234ZM244 171H245V172H244ZM13 172H14V171H13ZM48 172L50 173V171H48ZM105 172H106V171H105ZM124 172H125V171H124ZM136 172L138 173V170H137ZM143 172H144V174H145V173H149L150 171H148V170L145 168V171H143ZM237 172H238V171H237ZM240 172H241V171H240ZM28 173H29V172H28ZM30 173H31V172H30ZM39 173H40V172H39ZM63 173H64V172H63ZM111 173H112V172H111ZM111 173H110V174H111ZM119 173H120V172H119ZM185 173H186V172H185ZM249 173H250V174H249ZM261 173L264 174V171L261 170ZM261 173H260V174H261ZM6 174H7V173H6ZM22 174H24V173H22ZM40 174H41V173H40ZM46 174H48V173H46ZM175 174L177 175V173H175ZM194 174H195V175H194ZM198 174H199L200 176H198ZM229 174H230V175H229ZM229 174H228V173H227V174H224V175H225V178H227V180L225 181V183H226L225 188L223 189V190H224L223 192L226 193V196H225V198H224V196L221 197V198H224L223 200L220 199L221 203L225 206L226 209H229L231 205H232V207H233L232 195H233L234 193H232V191L229 190V189H230V184L234 183V182L239 178V176H240V175H238V174H237L238 176H237V175H234V174H236V173L233 174L232 172H229ZM14 175H15V174H14ZM17 175H18V174H17ZM17 175H16V176H17ZM20 175H21V174H20ZM58 175H59V174H58ZM127 175H129V174L127 173ZM131 175H133V173H132ZM137 175H138V174H137ZM140 175H142V174H140ZM5 176H6V175H5ZM32 176H33V174H32ZM32 176H30V178H31ZM155 176H156V175H155ZM236 176H237V177H236ZM241 176H242V175H241ZM249 176H248V177H249ZM259 176L261 177L262 175H258L257 177H259ZM263 176H264V175H263ZM28 177H29V176H28ZM41 177H42V176H41ZM113 177H115V176H113ZM127 177H128V176H127ZM135 177H136V176H135ZM2 178H3V176H2ZM25 178H26V177H25ZM154 178H155V177H154ZM252 178H255V177L252 176ZM35 179H37V178H35ZM97 179H98V178H97ZM127 179H128V178H127ZM130 179H131V178H130ZM144 179H145V178H144ZM171 179H172V177H171ZM221 179H224V177L221 178ZM242 179H243V177H242ZM258 179H259V178H258ZM262 179H263V178H262ZM7 180H8V179H7ZM56 180H57L56 177L53 178V179H52V178L49 179V180L47 181V186H46V188H47V189L50 188L51 186L49 187L48 185L54 184V182H55ZM121 180H122V179H121ZM155 180H156V179H155ZM239 180H240V179H239ZM239 180H237V181H239ZM248 180H249V179H248ZM256 180H257V178H256ZM28 181H29V180H28ZM88 181H89V179H88ZM102 181H103V180H102ZM142 181H143V180H142ZM237 181H236V182H237ZM240 181H241V180H240ZM250 181L252 182V180H250ZM258 181H260V180H258ZM4 182H5V181H4ZM71 182H72V181H71ZM156 182H157V181H156ZM241 182L244 183V181H241ZM254 182H255V181H254ZM88 183H89V182H88ZM88 183H87V184H88ZM94 183H95V182H94ZM243 183H242V184H243ZM20 184H21V183H20ZM25 184H26V183H25ZM28 184H29V183H28ZM32 184H33V183H32ZM35 184H36V183H35ZM113 184H114V183H113ZM153 184H155V183H153ZM246 184H247V183H246ZM246 184H245V185H246ZM248 184H249V183H248ZM248 184H247L246 186H248ZM251 184H252V183H251ZM251 184H250V185H251ZM257 184H258V183H257ZM263 184H264V181H263ZM68 185H69V184H68ZM85 185H86V184H85ZM111 185H112V184H111ZM115 185H116V184H115ZM123 185H124V184H123ZM195 185H196V184H195ZM235 185H236V184H235ZM260 185H261V184H260ZM89 186H90V185H89ZM95 186H96V185H95ZM107 186H108V185H107ZM132 186H133V185H132ZM132 186H131V187H132ZM227 186H229V187L227 188ZM232 186H233V185H232ZM246 186H245V187H246ZM257 186H258V185H257ZM263 186H264V185H263ZM263 186H262V187H263ZM1 187H2V186H1ZM26 187H27V186H26ZM234 187H235V186H234ZM237 187H239V186H237ZM237 187H236V188H237ZM251 187H252V185H251ZM28 188H29V187H28ZM28 188H27V189H28ZM33 188H34V187H33ZM46 188L44 187V189L41 191V192H42L41 194H44V193H46V192L48 191ZM70 188H71V186H70ZM118 188H119V187H118ZM151 188H152V186H151ZM217 188L220 190V188H221V187H220V184L216 185L215 189H217ZM222 188H223V187H222ZM247 188H248V187H247ZM260 188H261V187H260ZM23 189H24V188H23ZM65 189H66V188H65ZM67 189H68V187H67ZM107 189H108V188H107ZM127 189H128V188H127ZM191 189H192V188H191ZM218 189H217V190H218ZM240 189H242V188H240ZM248 189H249V188H248ZM255 189H256V188H255ZM219 190H218V191H219ZM231 190H232V188H231ZM234 190H236V189H234ZM237 190H238V189H237ZM249 190H250V189H249ZM252 190H253V189H252ZM262 190H263V189H262ZM107 191H108V190H107ZM109 191H110V190H109ZM109 191H108V193H110ZM214 191H215V192H214ZM238 191H239V190H238ZM238 191H237V192H238ZM1 192H3V191H1ZM140 192H141V191H140ZM202 192H203V191H202ZM242 192H243V191H242ZM253 192H254V191H253ZM256 192H257V191H256ZM259 192L262 193V191H260V189H259ZM128 193H129V192H128ZM196 193H197V194H196ZM245 193H247V192L245 191ZM260 193H256V194L258 195V194H260ZM10 194H11V193H10ZM22 194H24V192H23ZM25 194H26V193H25ZM37 194H38V193H37ZM59 194H60V193H59ZM120 194H121V193H120ZM124 194H125V193H124ZM167 194L170 195V196H172V199H171V200H170V199L167 200V198H166V195H167ZM213 194H214V195H213ZM70 195H71V194H70ZM106 195H107V194H106ZM140 195H141V194H140ZM241 195H242V194H241ZM247 195H248V194H247ZM251 195H252V194H251ZM261 195H262V194H261ZM27 196H28V195H27ZM125 196H126V195H125ZM238 196H240V195H238ZM245 196H246V195H245ZM28 197H29V196H28ZM67 197H68V196H67ZM70 197H71V196H70ZM120 197H121V196H120ZM137 197H138V195H137ZM144 197H146V196H144ZM241 197H242V196H241ZM256 197H257V196H256ZM26 198H27V197H26ZM33 198H34V197H33ZM204 198H205V199L207 198V200L205 201ZM257 198H258V197H257ZM259 198H260V196H259ZM262 198H263V197H262ZM24 199H25V198H24ZM214 199H215V200H214ZM16 200H17V199H16ZM25 200H26V199H25ZM25 200H24V201H25ZM125 200H126V199H125ZM208 200H209V201H208ZM211 200H212V201H211ZM256 200H257V199H256ZM41 201H42V200H41ZM94 201H95V200H94ZM160 201H161V202H166L167 204L170 205V206H169V210H170V212H171L172 214H165V213H161V212H160V213H159V212L156 213L155 211H153V209H152V203H153V202H160ZM182 201H183V202L185 201L187 204L184 202V203H183L184 205H182V204H181ZM220 201H218V202H220ZM254 201H255V200H254ZM258 201H259V200H258ZM258 201H257V202H258ZM21 202H22V201H21ZM124 202H125V201H124ZM250 202H251V201H250ZM19 203H20V202H19ZM243 203H244V202H243ZM243 203H242V204H243ZM255 203H256V202H255ZM240 204H241V203H240ZM253 204H254V203H253ZM243 205H244V204H243ZM257 205H258V204H257ZM259 205H260V203H259ZM28 206H29V205H28ZM94 206H95V205H94ZM211 206H210V208H211ZM78 207H79V206H78ZM146 207H147V210H144V208H146ZM189 207H190V208H189ZM36 208H37V207H36ZM241 208H242V207H241ZM248 208H249V207H248ZM254 208H255V207H254ZM254 208H253V209H254ZM263 208H264V207H263ZM204 210H205V209H204ZM204 210H203V211H204ZM229 210H230V209H229ZM236 210H237V209H236ZM241 210H242V209H241ZM245 210H246V209H245ZM257 210H258V209H257ZM261 210H262V209H261ZM7 211H8V209H7ZM13 211H14V210H13ZM175 211H176V213H174ZM247 211H248V210H247ZM1 212H2V211H1ZM237 212H238V211H237ZM259 212H260V211H259ZM4 213H5V212H4ZM6 213H7V212H6ZM25 213H26V212H25ZM143 213H145V214H143ZM173 213H174V214H173ZM213 213H214V212H213ZM249 213H251V212L249 211ZM256 213H257V212H256ZM204 214H205V213H204ZM238 214H239V212H238ZM247 214H248V213H247ZM30 215H31V213H30ZM30 215H29V216H30ZM205 215H206V214H205ZM248 215H250V214H248ZM253 215H254V214H253ZM17 216H18V215H17ZM20 216H21V215H20ZM256 216H257V215H256ZM259 216H260V215H259ZM7 217H8V216H7ZM7 217H6V218H7ZM170 217H172V218H170ZM245 217H246V216H245ZM34 218H35V217H34ZM36 218H39V217H36ZM246 218H247V217H246ZM251 218H252V217H251ZM32 219H33V218H31V222L33 221ZM105 219H106V218H105ZM206 219H208V218H206ZM209 219H210V218H209ZM252 219H253V218H252ZM252 219H250V220H252ZM17 220H18V219H17ZM21 220H22V219H21ZM114 220H115V219H114ZM236 220H237V219H236ZM243 220H244V219H243ZM104 221H105V220H104ZM228 221H229V220H228ZM2 222H3V221H2ZM27 222H28V221H27ZM95 222H96V221H95ZM203 222H204V221H203ZM237 222H242V221H239V220H238ZM244 222H245V221H244ZM247 222H248V221H247ZM17 223H18V224L15 226V230H11V231L9 232V235L7 236L8 239H9L10 236H13V235H15L16 233L22 232L21 230H23V229H22V228H23V227H22L23 222L21 223L20 220H19V221H17ZM29 223H30V222H29ZM70 223H71V222H70ZM198 223H199V222H198ZM212 223H213V222H212ZM39 224H40V223H39ZM183 224H184V223H183ZM183 224H182V226H183ZM200 224H201V223H200ZM204 224H206V223H204ZM210 224H211V222H210ZM217 224H218V223L216 222V225H215V226H217ZM219 224H220V223H219ZM219 224H218V225H219ZM238 224H239V223H238ZM52 225H53V224H52ZM54 225H53V226H54ZM231 225H232V224H231ZM242 225H243V224H242ZM249 225H250V224H249ZM53 226H52V227H53ZM185 226H187V225H185ZM198 226L200 227V225H198ZM202 226H203V225H202ZM208 226H210V225H208ZM246 226H247V225H246ZM26 227H27V226H26ZM92 227H93V226H92ZM180 227H181V226H180ZM187 227H188V226H187ZM187 227H185V228H187ZM195 227H196V226H195ZM195 227H194V229H195ZM199 227H198V229H199ZM225 227H227V226H225ZM237 227H239V226H237ZM244 227H245V226H244ZM251 227H252V226H251ZM251 227H250V228H251ZM4 228H5V227H4ZM27 228H29V227H27ZM36 228H37V227H36ZM137 228H138V227H137ZM141 228H142V227H141ZM141 228H140V229H141ZM205 228H206V227H205ZM205 228H204V229H205ZM213 228H214V227H213ZM228 228H229V227H228ZM228 228H227V229H228ZM230 228H231V227H230ZM234 228H235V227H234ZM234 228H233V229H234ZM47 229H50V228H47ZM47 229L44 230V228H43L42 230L47 232ZM72 229H73V228H72ZM118 229H119V228H118ZM190 229H191V230H190ZM190 229H189V230H182V231H181V232H182V235H180V238L182 237V240H183V238L185 237L183 234H187V235H188V232H192L193 229H192V228H190ZM202 229H203V228H202ZM206 229H207V228H206ZM227 229H226V230H227ZM257 229H258V227H257ZM257 229H256V227H255V230H257ZM30 230H31V229H30ZM36 230H37V229H35V231H36ZM38 230H39V229H38ZM108 230H109L110 233L108 232ZM134 230H135V229H134ZM162 230H163V229H162ZM207 230H208V229H207ZM224 230H225V229H224ZM33 231H34V229H33ZM39 231H40V230H39ZM64 231H65V230H64ZM194 231H195V230H194ZM196 231H197V229H196ZM196 231H195V232H196ZM210 231L212 232L213 230L210 229ZM66 232H67V231H66ZM195 232H194V233H195ZM201 232H202V231H201ZM203 232H204V230H203ZM206 232H207V231H206ZM206 232H205V234H206ZM208 232H209V231H208ZM211 232H210V233H211ZM219 232H220V231H219ZM221 232H223V231H221ZM221 232H220V233H221ZM227 232H228V231H227ZM247 232H248V230H247ZM254 232H256V231H254ZM262 232H263V231H262ZM35 233H36V232H35ZM39 233H40V232H39ZM48 233H49V232H48ZM50 233H52V232H50ZM54 233H55V232H54ZM59 233H55L54 235L57 236ZM161 233H162V232H161ZM220 233H219V234H220ZM230 233H231V232H230ZM27 234H28V232H27ZM45 234H46V233H45ZM52 234H53V233H52ZM52 234H50V235H52ZM133 234H134V233H133ZM133 234H132V235H133ZM179 234H180V233H179ZM201 234H202V233H201ZM211 234H212V233H211ZM219 234H218V235H219ZM256 234H257V233H256ZM54 235H53V236H54ZM199 235H200V234H199ZM213 235H214V234H213ZM213 235H212V239H213ZM231 235H232V234H231ZM245 235H246V234H245ZM56 236H55V237H56ZM90 236H93V237L97 236V237H99V239H96V240L91 241V240H89V239L87 238V237H90ZM142 236H144V235H142ZM176 236H177V235H176ZM203 236H204V235H203ZM203 236H202V237H203ZM206 236L209 237L210 235L208 236V235L206 234ZM216 236H217V233H216ZM216 236H214V237L216 238ZM227 236H228V235H227ZM252 236H253V235H252ZM258 236H259V235H258ZM85 237H86L87 239H86ZM186 237H187V236H186ZM189 237H191V234H190ZM228 237H229V236H228ZM232 237H233V236H232ZM232 237H231V238H232ZM259 237H260V236H259ZM263 237H264V236H263ZM49 238H50V237H49ZM130 238H131V237H130ZM133 238H134V237H133ZM175 238H176V237H175ZM200 238H201V237H200ZM205 238H206V237H205ZM218 238H219V237H218ZM218 238H217V239H218ZM226 238H227V237H226ZM229 238H230V237H229ZM229 238H227V239H229ZM244 238H245V237H244ZM244 238H243V239H244ZM251 238H252V237H251ZM260 238H262V237H260ZM260 238H259V239H260ZM44 239H45V238H44ZM139 239H140V238H139ZM158 239H159V237H158ZM193 239H195V238H194V235H193ZM208 239H209V238H208ZM208 239H207V241H208ZM233 239H234V238H233ZM68 240H69V239H68ZM121 240H122V239H121ZM124 240H128L127 237L124 238ZM185 240H186V238H185ZM198 240H199V239H198ZM201 240H202V239H200L199 241H201ZM205 240H206V239H205ZM210 240H211V239H210ZM213 240H214V239H213ZM213 240H212V241H213ZM218 240L220 241V239H218ZM262 240H263V239H262ZM45 241H46V240H45ZM49 241H50V240H48V242H49ZM105 241H106V240H105ZM122 241H123V240H122ZM142 241H143V240H142ZM189 241H190V240H189ZM212 241H211L210 243H212ZM219 241H218V242H219ZM223 241H224V240H223ZM43 242H44V241H43ZM113 242H114V241H113ZM123 242H125V241H123ZM203 242H204V241H203ZM214 242L216 243V240H215ZM221 242H222V241H221ZM228 242H230V241H228ZM234 242H235V241H233V244H235ZM237 242H238V239H237ZM245 242H246V241H245ZM261 242H262V241H261ZM263 242H264V241H263ZM34 243H35V242H34ZM62 243H63V242H62ZM115 243H116V242H115ZM139 243H140V242H139ZM181 243L183 244V242H178V243H174V244L171 245V250H170V252H169L168 254L165 255V259H166V260H165L164 262H162L161 264H189V263H188L189 260H188V258L186 259V255L184 254V251H182L181 255H179V253H178L179 250H181V249H177V246H178L179 244L181 245ZM194 243H195V241H194ZM194 243H193V244H194ZM199 243H201V242H199ZM208 243H209V242H208ZM210 243H209V244H210ZM224 243H225V244H228V243H226L225 241H224ZM224 243H223L222 245H224ZM231 243H232V242H231ZM231 243H229V244H231ZM247 243H248V242H247ZM255 243H256V242H255ZM255 243L252 242L251 245L255 246ZM209 244H208V245H209ZM241 244H242V243H241ZM31 245H32V244H31ZM44 245H45V244H44ZM210 245H211V244H210ZM212 245H213V244H212ZM236 245H237V244H236ZM236 245H235V246H236ZM239 245H240V244H239ZM245 245H246V244H245ZM249 245H250V244H249ZM258 245H259V244H258ZM258 245H257V246H258ZM23 246H24V245H23ZM55 246H56V245H55ZM61 246H62V245H61ZM61 246H60V247H61ZM116 246H117V245H116ZM185 246H186V245H185ZM195 246H196V245H195ZM200 246H201V245H200ZM216 246H217V244H216ZM224 246H225V245H224ZM224 246L221 247V244L218 245L217 247L214 246V248H216V250H217V251L215 252V253H216V256H215V257H217V256H220V257H221V255H219V254H220V251H222V249L224 248ZM226 246H227V245H226ZM30 247H31V246H30ZM183 247H184V246H183ZM186 247H187V248H190L191 246H190V247L186 246ZM196 247H197V246H196ZM196 247H194V248H196ZM207 247H208V246H207ZM207 247H206V248H207ZM210 247H211V246H210ZM210 247H209V250H210ZM231 247H233V246H231ZM248 247H249V246H248ZM262 247H263V245H262ZM184 248H185V247H184ZM198 248H199V246H198ZM201 248H202V247H201ZM203 248H204V247H203ZM206 248H205V252H207ZM212 248H213V247H212ZM214 248H213V249H214ZM229 248H230V246H229ZM229 248H228V249H229ZM238 248H239V247H238ZM0 249H1V248H0ZM24 249H25V248H24ZM39 249H40V248H39ZM113 249H114V248H113ZM228 249H227V252H228ZM3 250H4V249H3ZM56 250H57V249H56ZM182 250H183V249H182ZM189 250H190V249H189ZM191 250H192V248H191ZM195 250H197V249H195ZM225 250H226V249H225ZM230 250H231V249H230ZM233 250H234V247H233ZM247 250H248V249H247ZM258 250H259V248H258ZM263 250H264V249H263ZM11 251H12V249H11ZM26 251H27V249H26ZM186 251H187V253H188V250H186ZM193 251H194V249H193L191 252H193ZM202 251H204V250H202ZM210 251H211V250H210ZM223 251H224V250H223ZM239 251H240V250H239ZM239 251H238V252H239ZM248 251H249V250H248ZM22 252H23V251H22ZM199 252H200V250H199ZM213 252H214V251H213ZM250 252H251V251H250ZM258 252H259V251H258ZM261 252H263V251H261ZM24 253H25V252H24ZM189 253H190V252H189ZM200 253H202V252H200ZM211 253H212V251H211ZM211 253H210V254H211ZM224 253H225V251H224ZM228 253H229V252H228ZM254 253H255V251H254ZM256 253H257V252H256ZM0 254H1V252H0ZM36 254H37V250L30 251L28 254H26V256H28L27 259H26V261H25L24 263H21V264H42V263L40 262V257H39L38 255L36 256ZM44 254H45V253H44ZM86 254H87V255H86ZM192 254H193V253H191L190 255H192ZM194 254H195V253H194ZM197 254H198V253H196L195 255H197ZM203 254H204V252H203ZM207 254H208V253H207ZM212 254H214V253H212ZM226 254H227V253H226ZM226 254L224 255L225 257H226ZM239 254H240V253H239ZM247 254H248V253H247ZM263 254H264V253H263ZM3 255H4V254H3ZM5 255H6V254H5ZM129 255H130V254H129ZM198 255H199V254H198ZM198 255H197V257H198ZM208 255H209V254H208ZM227 255H228V254H227ZM251 255H253V254H251ZM251 255L249 254L248 256H251ZM257 255H259V253H258ZM29 256H31V257H29ZM92 256H93V253H92ZM200 256H202V254H200ZM213 256H214V255H213ZM230 256H231V255H230ZM230 256H229V257H230ZM239 256H240V255H239ZM248 256H246V257H248ZM260 256H261V255H260ZM62 257H64V255H62ZM183 257H185V260H184V261H181V259H182ZM191 257H192V256H191ZM195 257H196V256H195ZM206 257H207V256H206ZM215 257H213V258H215ZM222 257H223V256H222ZM232 257H233V259H232V260H229L230 262L234 260V256H232ZM263 257H264V256H263ZM104 258H105V257H104ZM192 258H193V257H192ZM198 258H200V257H198ZM209 258H211V257L209 256ZM213 258H212V259H213ZM217 258H218V257H217ZM235 258H236V257H235ZM238 258H239V257H238ZM238 258H237V260H238ZM251 258H252V257H251ZM251 258H250V259H251ZM44 259H46V257H44ZM98 259H99V258H98ZM101 259H102V258H101ZM106 259H107V258H106ZM203 259H204V258H203ZM244 259H245V258H244ZM244 259H243V260H244ZM246 259H247V258H246ZM6 260H7V264H17L16 262L14 263V261L12 262V259H11V262H10V258H9V257H8ZM187 260H188V261H187ZM195 260H196V258H195ZM199 260H202V259H199ZM208 260H210V259H208ZM208 260H207V261H208ZM215 260H218V259H215ZM223 260H224V258H223ZM235 260H236V259H235ZM248 260H249V259H248ZM254 260H255V259H254ZM259 260H260V259H259ZM23 261H24V260H23ZM41 261H43V258L41 259ZM82 261H83V260H82ZM99 261H100V260H99ZM104 261H105V259H104ZM121 261H122V262H121ZM196 261H197V260H196ZM211 261H212V260H210V262H211ZM240 261H241V260H240ZM246 261H247V260H246ZM246 261H245V262H246ZM250 261H251V260H250ZM250 261H249V262H250ZM257 261H258V260H257ZM64 262H65V261H64ZM86 262H85V263H86ZM119 262H120V263H119ZM191 262H193V261H191ZM191 262H190V263H191ZM215 262H216V261H215ZM215 262H213V264H215ZM223 262H224V261H223ZM235 262H236V261H235ZM241 262L243 263V261H241ZM259 262H260V261H259ZM65 263H66V262H65ZM85 263H84V264H85ZM193 263L195 264V261H194ZM197 263H198V262H197ZM204 263H205V261H204ZM217 263H218V262H217ZM226 263H227V262H226ZM239 263H240V262H239ZM256 263H257V262H256ZM1 264H2V263H1ZM43 264H45V263H43ZM98 264H99V263H98ZM107 264H109V263H107ZM110 264H113V263H110ZM208 264H209V263H208ZM224 264H225V263H224ZM237 264H238V263H237ZM240 264H241V263H240ZM248 264H249V263H248ZM263 264H264V263H263Z\"/></svg>",
	"mask_w": 264,
	"mask_h": 264
}]
</instances>
